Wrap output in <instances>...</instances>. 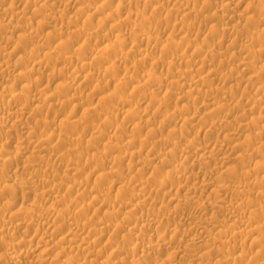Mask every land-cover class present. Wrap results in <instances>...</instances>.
<instances>
[{
	"label": "rangeland",
	"instance_id": "374dc122",
	"mask_svg": "<svg viewBox=\"0 0 264 264\" xmlns=\"http://www.w3.org/2000/svg\"><path fill=\"white\" fill-rule=\"evenodd\" d=\"M6 0H1V2H0V7H1V9H3V8H6V7H9V6H12L14 3V6L16 7V9H15V7H13L12 6V8L11 7H9V8H11L12 10H13V12H14V15L16 14V12L18 13L17 15H16V17H14L13 16V14H12V18H11V16H10V14H8L9 16H7L6 14H0L1 16H0V23H2V26H0V33H1V35H0V63L2 64H0V68H4V67H6L5 65H8L7 67L9 68V69H12V71H16L17 70V72H14L13 74H12V76L10 75V76H4L3 77V75L0 73V96H2L3 94H1L2 92H4V89H5V93H7V91L6 90H8V93L5 95V96H3V98H4V100L6 99L7 100V98L8 99H11V96L10 95H12V93L14 92L13 90H15V92L17 93V94H19L20 92H21V94H23V95H29L28 97L27 96H24V99L27 97V98H29L31 95L32 96H34L33 94H35V98L33 97V102L31 101V98H32V96H31V98H29V99H22V100H16V101H14V103H15V105L13 104V108H11L10 110H8L7 108L5 109H2L3 111H1V109H0V125L2 124V126L4 127V130H3V132H2V130H1V132H0V158L2 159V161H1V159H0V217H4V218H6V219H9L10 220V215H11V212L10 211H8V210H6L5 211V209H3L2 207L4 206V204H6V203H8V202H10V203H12L13 204V202H14V204H15V209H20V210H22L23 211V209L25 208L26 210L29 208L28 206L29 205H31V204H36V205H40V206H44V207H49V206H46V205H50L51 203V201H53V200H51V199H58V200H60L62 203L64 202L63 200H65V202H66V205H68L69 204V206L70 205H72L71 207L72 208H74L77 204H79V206L76 208L77 210H78V208L80 207V205H88V206H90V208H92V209H90L89 207L87 208V207H85L84 209H79L78 211L79 212H84V213H86V215L83 213H79V216L81 217V215H85L82 219L83 220H79L80 222L81 221H83V223L82 224H85V223H91L90 224V227L88 228V237H87V241L89 242L90 240H92V241H90L91 242V245H94L93 247L95 248L94 249V253L95 254H93V253H91V254H87V251H83V250H81L80 251V249H76V248H72V251L71 250H68L69 248H68V246L66 245V244H64V243H62V245H63V247H65V248H63L62 247V245L60 244V248H57L58 246L57 245H55V243L54 242H56V240L57 239H54L53 240V238H51V231H52V229H50L49 227L47 228V226H45L44 224H42L41 222L43 221L42 219H41V216L42 215H39L40 213H36V212H28V213H26L22 218H21V221L22 222H20V221H17V222H15L14 220V223L16 224H18V223H23V222H28L29 223V225H28V223L26 222V224H25V226H24V228L23 229H21L20 231L19 230H12L11 229V224H6V226H4L2 223H0V233H2L3 234V232H6L7 231V233H8V235H9V242H13L12 244H14V248L11 250L10 248H8V246H7V244L5 243V242H2V241H0V248L2 249V250H0V254H1V252L2 253H4V252H10V254L11 255H13L14 254V256H16V258L17 259H21L20 260V264H21V262H23L22 264H38V262H40L39 264H52L54 261V263L53 264H64L63 262L66 260V258L68 257L70 260H72V264H91L92 262H93V264H97V262H98V264H102V261H105V260H107V258L108 259H115V260H113L112 262H113V264H132V263H134V262H136V260H137V258L140 260V258L141 257H143L144 259H146V260H143L142 261V259L143 258H141V260L139 261V262H141L142 264L143 263H145V262H147V263H145V264H189V263H192V264H235L236 262H237V264H252V263H254L255 264V262H256V264L258 263H260V262H262V263H260V264H264L263 262V260H264V212L262 211V209H263V206L262 205H264V185H263V183H264V128H263V125L262 124H264V94H261V95H259L260 94V92H262V91H264V90H261V88H263L264 87V72H263V67H264V52H261V53H259V54H261V55H259L258 54V52H256V47L258 48V49H261L262 48V46H263V50H264V42H262V40H263V38H264V29H263V27H264V23H262L263 25H261L260 26V23L258 24V18L260 17V18H264V0H255V1H252V0H247V1H245V0H214V1H216V2H214V1H212V0H195V1H192L191 2V5L193 6V12H195V13H193L192 11V13L190 14L189 13V11H187L186 12V14L188 13V14H190L191 16L190 17H188L189 15H186L183 11H181L180 12V10H179V12H178V9H177V11L175 12V8H176V6H174V4H176L177 2H178V0H164V5L166 4V3H171L172 1V4H173V6H172V4H170V5H167V7H169V8H167L166 7V5L164 6L163 5V3H162V5H161V3H160V5L161 6H159V7H161V8H159L158 7V5L159 4H149L150 2H147L148 0H139V2L137 3V0H134V1H132V0H130L129 1V3H127L128 2V0H125V1H127L126 3L127 4H125V2H123L124 0H117V1H114V0H107L108 1V3L110 4V6H109V8L111 9V6L113 7L112 8V11L111 10H107L108 12H111V13H113V11H114V8H117V5H119L121 2V6L119 5L118 7H122V4L124 3V5L126 6L125 8H123L124 7V5H123V7L121 8V9H119V8H117V10H115V12L116 11H119L120 10V14H122L119 18H118V16H119V13H115L114 12V14H112V15H110V16H108L107 15V13L108 12H105L106 14H100V16H93L92 18H90L91 17V14L93 13V11L95 10V8H97L98 6H100L101 4H105V1L106 0H64L65 1V3L66 2H68L69 4V6H67L66 5V8L64 7V1L63 2H61L60 4H57L56 3V0H7L6 2H5ZM14 1V2H13ZM22 1V2H21ZM26 1V2H25ZM35 1V4L36 5H39V7L41 6V2L43 3V2H45L46 3V6H45V8H43L41 11H40V13H36V15H34L33 13H35V10L36 9H38L39 7L38 6H36V5H34L33 6V4L34 3H31V2H34ZM81 2V4L83 5V7H82V5L80 4V2ZM88 1H90V2H88ZM132 1V2H131ZM136 1V3H133V2H135ZM170 1V2H169ZM198 1H201V2H198ZM206 1V2H205ZM212 1V2H211ZM242 3H241V2ZM257 1V2H256ZM258 1H259V4H257L258 5V7H257V5H254L253 3H258ZM262 2V5H261V2ZM11 2H13V3H11ZM20 2V3H19ZM27 2L30 4V6H29V4L27 5ZM55 4H54V3ZM95 2V3H94ZM103 2V3H102ZM142 2V3H141ZM143 2H145V3H143ZM204 2H205V4H204ZM210 2V3H209ZM214 2V3H213ZM4 3H6L5 5H4ZM39 3V4H38ZM45 3H43V4H45ZM70 3H71V5H70ZM75 3V4H74ZM133 3V4H132ZM197 4L196 6L195 5H193V4ZM211 3L215 6V8L213 7V5H211ZM216 3V4H215ZM226 3H230V4H226ZM247 3V4H246ZM63 6H62V5ZM93 4V6L94 7H92L91 8V5ZM251 6L252 4L254 5V6H256L255 8L253 7V6H251V8H250V6ZM17 5H19V6H17ZM50 5V6H49ZM52 5V6H51ZM75 5V6H74ZM81 7H80V6ZM129 6V8H128V6ZM146 5H149V6H146ZM190 5V6H191ZM207 6L206 7V9H205V6ZM210 5V6H209ZM230 5V6H229ZM21 6V7H20ZM25 6V7H24ZM33 6V7H32ZM79 6V7H78ZM84 6L86 7L85 9H83L84 8ZM97 6V7H96ZM135 6V7H134ZM137 6V7H136ZM153 6V7H152ZM157 6V7H156ZM192 6L190 7V8H192ZM203 6V7H202ZM217 6V7H216ZM3 7V8H2ZM27 7V8H26ZM35 7H37V8H35ZM63 7V8H62ZM72 7V8H71ZM88 7V8H87ZM131 7V8H130ZM149 7V8H148ZM154 7H156L155 8V10L153 9ZM163 7H166L167 9H171V10H167L166 8H163ZM174 7V8H173ZM198 9L199 8V10L197 11L196 9ZM211 7H213V8H211ZM220 7V8H219ZM14 8V9H13ZM23 8V9H22ZM26 8V9H25ZM78 8H81V9H83V10H86V9H91L90 11L92 12H90V11H88L87 10V12H88V15H87V12L85 11V13L86 14H82L83 16H81V13L82 12H80L81 10H79ZM159 8V9H158ZM202 8H204V9H202ZM208 8V9H207ZM210 8L212 9V10H210ZM221 9L222 11H223V13H224V15L222 16V17H219V18H217L216 20H217V22H216V20H214L213 22H208L207 20H205L204 18H207V16H208V14L211 12V13H213V10H214V12L216 11V10H218V9ZM247 8V9H246ZM249 8V9H248ZM256 8H258V9H256ZM263 10H262V9ZM0 9V10H1ZM7 9V8H6ZM19 9V10H18ZM24 11V9H25V15H24V12L22 11V10ZM127 9V10H126ZM131 9H133V10H131ZM157 9V10H156ZM204 11V12H206V13H204V12H202V10ZM253 9V10H252ZM255 9H256V11H255ZM43 10H45V11H43ZM78 10H79V12L80 13H78ZM139 10V11H138ZM194 10H196V11H194ZM208 10H210V11H208ZM19 11L20 12H23V13H20V15H19ZM34 11V12H33ZM37 11V10H36ZM123 11V12H122ZM134 13H133V12ZM152 11V12H151ZM159 11V12H158ZM199 11H201L200 12V14H197ZM253 11V12H252ZM12 12V13H13ZM33 12V13H32ZM131 12V13H130ZM139 12V13H138ZM141 12V13H140ZM142 12H144V13H142ZM255 12V14H253ZM261 12V13H260ZM263 12V13H262ZM42 13V14H41ZM51 13V14H50ZM111 13H109V14H111ZM126 13V14H125ZM135 13H137V14H135ZM167 13V14H166ZM185 14V16H187V17H185L184 16V14ZM210 13V14H211ZM226 13V14H225ZM239 13V14H238ZM258 13V14H257ZM262 15V17H261V15ZM79 14V15H78ZM118 16H117V15ZM129 14V15H128ZM181 14H183V15H181ZM193 14V15H192ZM201 14H202V16H201ZM206 16H205V15ZM233 14V15H232ZM235 14V15H234ZM241 14H242V16L243 15H246V14H248V15H250L249 16V18L251 17V18H253V20L250 22V20H248L246 17L248 16V15H246L245 17L243 16H241ZM251 14L253 15V17L251 16ZM257 14V16H255ZM23 15V16H22ZM29 15H30V17H29ZM35 17H34V16ZM61 15V16H60ZM78 15V16H77ZM104 15L105 16H108V17H112L113 15L114 16H116V17H114V18H111L112 19V21H110L109 22V19H108V22L105 20V17H104ZM132 15V16H131ZM141 15L143 16V17H141ZM196 15V16H195ZM199 15V16H198ZM239 15V16H238ZM260 15V16H259ZM3 16V17H2ZM42 16V17H41ZM44 16V17H43ZM49 16H51V17H49ZM70 16H71V18H70ZM77 17V18H79V19H77V18H75V17ZM80 16V17H79ZM87 16V17H86ZM88 16H89V19H88ZM102 16V17H101ZM130 17V18H128V17ZM145 16H147L146 18H145ZM167 17V19L168 20H165V22L164 23H162L163 22V20ZM184 16V17H183ZM193 16V17H192ZM198 16V17H197ZM204 16V17H203ZM2 17V18H1ZM37 17V18H36ZM101 17V19H100V22H98L99 21V18ZM124 17V18H123ZM138 17V18H137ZM163 19H162V18ZM169 17H170V19H169ZM196 17V18H195ZM202 17H203V19H202ZM239 17H241L240 19H239ZM258 17V18H257ZM6 20H5V19ZM36 18V19H35ZM42 18V19H41ZM45 18H47V19H45ZM75 18V19H74ZM81 18V19H80ZM88 20H87V19ZM107 18V17H106ZM121 18V20L122 21H124V19L126 18V19H128L127 20V22L129 23L130 21L129 20H131V18H132V20H131V24L129 23V24H127V23H124V24H122V25H126L127 24V27H123L122 25V28H123V31H122V29H121V31H120V28L119 29H109V28H111L112 27V25H110L111 23L113 24L114 23V19L115 20H117V19H120ZM145 18V19H144ZM183 18H187L186 20L185 19H183L184 20V32H181V30L183 31V29H180V27L179 26H177L178 25V23L179 22H182L183 20L182 19ZM190 18H192V19H190ZM195 20H194V19ZM238 18V19H237ZM243 18V19H242ZM32 19V20H31ZM55 19V20H54ZM62 19V20H61ZM86 19V20H85ZM142 19H143V21H142ZM162 19V20H161ZM189 19V20H188ZM198 19V20H197ZM247 19V20H246ZM255 19H257V24H256V22H254L255 21ZM14 21V22H12V21ZM31 20V21H30ZM40 22H39V21ZM45 20V21H44ZM57 20V21H56ZM76 20V21H75ZM104 22V23H102V21ZM121 20H117V21H121ZM171 20V21H170ZM201 22H200V21ZM202 20H204L203 22H202ZM243 20V21H242ZM245 20V21H244ZM7 21H8V24H7ZM44 21V22H43ZM75 21V22H74ZM77 21H78V23H77ZM117 21H115V22H117ZM133 21H134V24H133ZM138 21V22H137ZM185 21H188V22H186L185 23ZM192 23V24H190V22ZM197 21V22H196ZM240 21V22H239ZM248 21V22H247ZM10 22V23H9ZM12 22V23H11ZM18 22V23H17ZM38 22V23H37ZM86 22V26L84 25V23ZM147 22V23H146ZM168 24H167V23ZM169 22H171V23H169ZM209 24H208V23ZM243 22V23H242ZM250 22V23H249ZM254 22V23H253ZM260 22V21H259ZM7 25H6V24ZM14 23V24H13ZM28 23V24H27ZM30 23V24H29ZM48 23V24H47ZM82 23H83V25L86 27V28H84L83 26H82ZM94 23V24H93ZM100 23V24H99ZM108 23V24H107ZM140 23V24H139ZM142 23H143V26H142ZM145 23V24H144ZM149 23H150V25H149ZM175 23V24H174ZM197 23V24H196ZM200 25H199V24ZM211 23H214L213 25H211ZM219 23V24H218ZM253 23V24H252ZM3 24H4V26L6 27V26H8V27H3ZM19 24V25H18ZM79 24V25H78ZM136 24V25H135ZM161 24H163L162 26H161ZM166 24V25H165ZM176 25V26H174V25ZM187 24H188V26H187ZM204 24H206V26L204 25ZM237 26H236V25ZM253 25V26H249V25ZM14 25V26H13ZM103 25V27L101 28V26ZM110 25V26H109ZM139 25V26H138ZM147 25H149V27H147ZM172 25V26H171ZM192 25V26H191ZM193 25L195 26L194 28H193ZM199 25V26H198ZM219 25V26H218ZM225 27H224V26ZM234 25V26H233ZM239 25L241 26V27H239ZM243 25H244V29H243ZM256 25V26H255ZM62 26V27H61ZM65 26V27H64ZM88 26V27H87ZM98 26H99V28H98ZM105 26V27H104ZM131 26L132 27H134V29H138V28H140L139 29V31H138V33H137V31H136V38H135V36H134V34H132L133 32H132V28H131ZM221 26V27H220ZM228 26V27H227ZM236 26V27H235ZM247 26H249V27H247ZM255 26V27H254ZM2 27V28H1ZM10 27V28H9ZM79 27V28H78ZM81 27H83V28H81ZM146 28L145 29V31H142V30H144V28ZM159 27V28H158ZM185 27H187L188 29H190V28H192V29H190V30H188V33H189V35H188V33H186L187 32V30L185 29ZM232 27V29H234V30H236L235 32L233 31L232 32V30L230 29V30H228L229 28H231ZM262 27V28H261ZM4 28V29H3ZM8 28V29H7ZM25 30H24V29ZM87 28H93V29H91V30H89V29H87ZM157 28V29H156ZM239 28H240V30H242V32L239 30ZM249 28V29H248ZM256 28H257V30H256ZM7 29V30H6ZM27 29V30H26ZM61 30V32H60V30ZM64 29V30H63ZM97 29V30H96ZM103 29V30H102ZM107 29V30H106ZM128 29H129V31H128ZM142 29V30H141ZM159 29V30H158ZM175 29V30H174ZM178 29H180V30H178ZM196 29V30H195ZM219 29V30H218ZM222 29V30H221ZM247 29V30H246ZM252 31H251V30ZM255 29V30H254ZM10 30V31H9ZM55 30V31H54ZM66 30V31H65ZM71 30V31H70ZM73 30H77L76 31V33H74L73 32ZM82 30H84V33L82 32ZM86 30V31H85ZM95 30V31H94ZM106 30V31H105ZM115 32H114V31ZM117 30H118V32H117ZM192 30H193V32H192ZM214 30V31H213ZM239 30V31H238ZM17 33H15V32ZM18 31V32H17ZM29 31V32H28ZM31 31L33 32V33H31ZM57 31V32H56ZM81 31V32H80ZM104 31V32H103ZM111 32V33H115V34H110V33H108V35L106 34L107 32ZM120 31V32H119ZM128 31V32H127ZM147 31H149L148 33H147ZM156 31V32H155ZM174 33H173V32ZM198 31V32H197ZM208 31V32H207ZM219 31V32H218ZM223 31V32H222ZM251 33H250V32ZM255 31L257 32V35H260L261 37H262V39H261V37L260 36H258V37H256L255 35H256V33H255ZM3 32V33H2ZM6 32H10V33H6ZM25 32V33H24ZM71 34H70V33ZM86 32H88V34H86ZM122 32V33H121ZM126 32V33H125ZM142 32V33H141ZM179 32V33H178ZM181 32V33H180ZM199 32H201V33H199ZM207 32V33H206ZM212 32V33H211ZM215 32V33H214ZM218 34H217V33ZM240 32V33H239ZM246 32H248V33H246ZM261 32V33H260ZM13 33V34H12ZM29 34V33H31L30 34V36H28V35H26V34ZM36 33V34H35ZM38 33H40L39 35H37ZM52 33V34H51ZM57 33V34H56ZM74 35H73V34ZM93 33H95V34H93ZM101 33L103 34V37L106 39H104L103 37H102V35H101ZM117 33H118V35H120V36H122V37H120L121 39H118L119 37H118V35H117ZM121 33V34H120ZM123 33H124V36H123ZM127 33H129V35H127ZM146 35H145V34ZM150 33V34H149ZM160 33V34H159ZM169 33V34H168ZM173 33V34H172ZM208 33H210V34H208ZM233 33V34H232ZM242 33V34H241ZM253 33H255L254 35H253ZM259 33V34H258ZM43 34V35H42ZM45 34H46V38L44 37L45 36ZM142 34V35H141ZM183 34H184V36H183ZM187 34V35H186ZM191 34V35H190ZM201 34L203 35V34H205V35H203V36H201ZM215 34V35H214ZM235 34V35H234ZM241 34V35H240ZM249 34V35H248ZM251 34V35H250ZM263 34V35H262ZM19 35V36H18ZM69 35H70V37H69ZM75 36V35H77V37L75 36V37H72V36ZM82 35V36H81ZM85 35L87 36L86 38H88V39H86L85 38ZM94 35H96V36H94ZM108 36L109 38V40H107V38L105 37V36ZM116 35H117V37H116ZM134 37H133V36ZM138 35L140 36V37H138ZM143 35L145 36V37H143ZM147 35H151V37H150V42H149V40H146V38H147ZM169 35H170V37H169ZM172 35V36H171ZM174 35V36H173ZM185 35H186V37H185ZM199 35H200V37H199ZM214 35V36H213ZM219 35V36H218ZM237 35V36H236ZM6 36H7V38H6ZM13 36L15 37V38H13ZM152 36H154L153 38L154 39H152ZM190 36V42H192V45H191V43H189L188 41H189V39L187 38V37H189ZM209 36H210V38H209ZM239 36H240V38H239ZM241 36H242V38H241ZM10 37V38H9ZM12 37V38H11ZM19 37V38H18ZM39 37V38H38ZM51 37V38H50ZM81 37H82V39H81ZM95 37V38H94ZM97 37V38H96ZM105 40V41H103V39ZM113 37V38H112ZM128 37V38H127ZM171 39V41L172 42H170V39ZM181 39V38H183V39H181L183 42H185L186 41V43L188 42V47L187 48H185L186 46H183L181 43H183V42H180L181 40L179 39V38ZM185 37V38H184ZM199 37V38H198ZM205 37V38H204ZM243 37H245L244 39H243ZM249 37V38H248ZM252 37H255V39L257 38H259L258 39V41L257 40H255V42H253L254 41V38H252ZM36 38H38L39 39V42H38V39H36ZM68 38V40H66L65 42H64V40L65 39H67ZM78 38H80V39H78ZM85 38V39H84ZM89 38H91V40L89 39ZM117 38V39H116ZM138 38H140L141 40H142V38L145 40H142L141 42L140 41H138V40H140V39H138ZM204 38V39H203ZM220 38V39H219ZM16 39H18V41L16 40ZM24 39V40H23ZM28 39V40H27ZM32 39V40H31ZM72 39V40H71ZM75 39V40H74ZM116 39V40H115ZM124 39V40H123ZM134 39V40H133ZM166 39V40H165ZM178 39L180 40V41H178ZM185 39H187V40H185ZM203 39V40H202ZM209 40L208 42H207V40ZM214 39V40H213ZM251 39H253V41H251ZM10 40V41H9ZM13 40V41H12ZM22 40V41H21ZM27 40V41H26ZM29 40H30V42H29ZM60 40L62 41V42H60ZM77 40V41H76ZM119 40H120V42H119ZM128 42H126V41ZM154 42H153V41ZM156 40V41H155ZM195 40V41H194ZM200 40V41H199ZM205 40H206V42H205ZM212 40V41H211ZM247 40H250V41H248V45L245 43V42H247ZM15 41H17V42H15ZM36 41V42H35ZM71 41V42H70ZM84 41H86L85 43H90V45H88V44H85L84 43ZM100 41V42H99ZM102 41V42H101ZM109 41V42H108ZM115 41V42H114ZM122 41V42H121ZM149 42V44H148V42ZM199 41V42H198ZM219 41V42H218ZM230 41H231V43H230ZM235 41H236V43H235ZM259 41H260V43L262 44L261 45V47L259 48V46H260V43H259ZM264 41V40H263ZM20 42L22 43V42H24L25 43V45H24V43H22V44H20ZM180 42V43H179ZM198 42V43H197ZM215 42V44H213ZM242 42H244V44L242 43ZM258 42V43H257ZM14 43V44H13ZM16 43V44H15ZM44 43V44H43ZM59 43H60V45H59ZM70 45V46H68V44ZM73 43H74V45H73ZM113 43L114 44H116V46H118L119 47V50H122V49H124V51L126 52H128V50H129V55L130 54H132V53H134V54H132V57H128L127 58V63H124L125 61H123V62H121V64H120V61H118V59H117V56L119 57V53H121V52H123V51H116L118 48L115 46V45H113ZM120 43V44H119ZM126 43V46L125 45H123V44H125ZM130 43V44H129ZM133 45H132V44ZM136 45H135V44ZM140 44V45H138V44ZM152 43V44H151ZM161 43V44H160ZM164 43H166V44H164ZM174 43V44H173ZM179 44V47H178V44ZM196 43V44H195ZM201 43V44H200ZM204 43H205V45H204ZM207 43V44H206ZM208 43H210V45L208 44ZM228 43V44H227ZM229 43H230V45H229ZM239 43V44H238ZM253 43V44H252ZM255 43V44H254ZM32 44V45H31ZM62 44V45H61ZM82 44V45H81ZM99 44H101V45H99ZM107 44L109 47H113L114 49H116V50H112L113 51V54H112V51L111 52H109L108 54L109 55H107V51L106 50H104V46ZM110 44V45H109ZM147 44H148V46H147ZM175 44H177V45H175ZM235 45L234 47H232V48H234V49H232V48H230L231 47V45ZM236 44H237V46H236ZM247 45L248 47H250V48H248L247 46H244V45ZM258 44H259V46H258ZM29 45H30V47H29ZM40 45V46H39ZM44 45V46H43ZM59 45V46H58ZM67 45V46H66ZM86 45H88V46H86ZM94 45V46H93ZM103 45V46H102ZM106 45V46H107ZM111 45H113V46H111ZM120 45V46H119ZM175 45V47H174V50L172 49L173 48V46ZM190 45V46H189ZM193 45H195V47H196V50L198 49V48H200V46H201V48L203 47L204 48V50H205V52H204V50L202 51V49L200 48V50H201V52H198V54L200 53V54H202L203 55V53L205 54L206 53V51L208 52V53H206V54H209V55H206L207 57H205V55H198L197 54V52H194V49H195V47L193 46ZM196 45H198L199 47L197 48V46ZM212 45V46H211ZM253 45V47L251 48V46ZM255 45V46H254ZM23 46V47H22ZM25 46V47H24ZM37 46V47H36ZM46 46V47H45ZM55 46H56V48H55ZM66 46V47H65ZM79 46V47H78ZM102 46V47H101ZM124 48H123V47ZM132 46V48H130ZM137 46V47H136ZM164 48H163V47ZM172 46V47H171ZM204 46H206V47H204ZM214 46H215V48H214ZM229 48H228V47ZM240 46H241V48L243 49L244 47V49L242 50V49H240ZM243 46V47H242ZM16 47V48H15ZM20 47V48H19ZM42 48V50L40 49V48ZM45 47V48H44ZM53 47V48H52ZM62 47V48H61ZM65 47V48H64ZM81 47V49L80 50H78L79 48ZM86 47V48H85ZM89 47V48H88ZM102 48V50H101V48ZM116 47V48H115ZM140 47V48H139ZM143 47V48H142ZM177 47V48H176ZM12 50H11V49ZM33 48V49H32ZM40 51H38L37 49ZM61 48V49H60ZM67 48H69V49H67ZM72 48V49H71ZM91 48H93V49H91ZM122 48V49H121ZM126 48V49H125ZM145 48V49H144ZM177 50H176V49ZM179 48V49H178ZM182 48V49H181ZM185 48V49H184ZM194 48V49H193ZM21 49V50H20ZM35 49H36V51H35ZM46 49V50H45ZM58 52H56L55 50ZM101 50V52L100 51H97V50ZM131 49V50H130ZM164 49V50H163ZM166 49V50H165ZM211 49H216V51L218 52H216V51H212ZM232 49V50H231ZM251 49H253V50H251ZM255 49V50H254ZM261 49V50H262ZM5 50V51H4ZM7 50V51H6ZM9 50V51H8ZM15 50H17V51H19V52H15ZM29 50V51H28ZM31 50H32V52H31ZM50 50H51V52H50ZM70 50H72V51H70ZM78 50V51H77ZM87 50V51H86ZM172 50V51H171ZM184 50V51H183ZM187 50H188V52H187ZM234 50H235V52H234ZM240 50V51H239ZM241 50H242V52H241ZM262 50V51H263ZM2 51V52H1ZM53 51L54 52H56L55 54H53ZM68 53H67V52ZM77 51V52H76ZM80 51H83V53L82 52H80ZM85 51V52H84ZM96 51H97V53L100 55H98V54H96ZM105 51H106V53H105ZM133 51V52H132ZM179 51V52H178ZM233 51V52H232ZM21 52V53H20ZM26 52H28V53H26ZM30 52V53H29ZM45 52H48V53H46L45 54ZM62 54H61V53ZM73 52V53H72ZM88 52H89V54H88ZM116 53V55H115V53ZM140 52L142 53V55L140 54ZM149 54H148V53ZM170 52V53H169ZM173 52V54L171 55V53ZM177 52H178V54H179V56L181 55H183L182 53H186V54H184L185 55V57L183 56V59H181V61L179 60V61H177V63L175 64V63H172L171 65H172V67L170 66V65H168V62H169V59H171L172 60V58L173 57H176V54H177ZM194 54H192V53ZM203 52V53H202ZM210 52V53H209ZM32 53V54H31ZM35 53H37L38 55H41L42 57L43 56H46L45 58L43 57H41V56H39L38 57V55H36ZM40 53V54H39ZM50 53V54H49ZM87 53V54H86ZM102 53H103V55H104V53L106 54V55H102ZM148 55H147V54ZM181 53V54H180ZM213 53H216L215 55L213 54ZM236 53H237V56H236ZM252 53H254V54H252ZM255 53H256V55H255ZM17 54V55H16ZM30 54H31V56H35V58H34V56L33 57H29L30 56ZM43 54V55H42ZM45 54V55H44ZM51 54H53L52 55V57H51ZM60 54V55H59ZM71 54V55H70ZM74 54V55H73ZM85 54V55H84ZM119 54V55H118ZM166 54V55H165ZM175 54V55H174ZM177 54V55H178ZM211 54V55H210ZM234 56H233V55ZM2 55V56H1ZM12 55V56H11ZM25 55V56H24ZM62 55V56H61ZM82 55H83V57L84 58H82ZM101 55H102V58L101 59H103V60H100V57H101ZM112 55H115V56H113L112 57ZM195 55H196V57H195ZM198 55V56H197ZM214 55V56H213ZM228 55V56H227ZM230 55V56H229ZM250 57V56H253V57H251V58H249L248 56ZM26 56H27V58H26ZM48 56H50V57H48ZM56 56V57H55ZM58 56H60V57H58ZM63 56H64V58H63ZM73 56V57H72ZM85 56H86V58H85ZM98 56V57H97ZM110 56V57H109ZM146 56H148V57H146ZM173 56V57H172ZM179 56H177V57H179ZM191 56V57H190ZM193 56H194V58H193ZM227 58H226V57ZM231 56H233V57H231ZM258 56H260L259 57V59H258ZM262 56V57H261ZM7 59V61H6V59ZM36 57H38V60H35V59H37ZM73 59H72V58ZM105 57H106V59H105ZM107 57H108V59H107ZM116 57V58H115ZM190 57V58H189ZM199 57V58H198ZM236 57H237V59H236ZM31 58H32V60H31ZM34 58V59H33ZM44 59V60H46V61H44V60H40L39 61V59ZM49 58H51V60H52V62H51V60L49 59ZM60 58V59H59ZM98 58H99V60H98ZM114 58H115V60H114ZM130 58H131V60H130ZM145 58V59H144ZM164 58V59H163ZM193 60H192V59ZM206 59V60H204V59ZM207 58H208V60H207ZM219 58V59H218ZM222 58V59H221ZM235 60H234V59ZM255 58H256V60H257V62H256V60H255ZM29 59V60H28ZM67 59H70V60H67ZM87 60V62H89L90 63V67L89 68H81L80 66L81 65H83V63H85L86 61L85 60ZM113 59V60H112ZM141 59H144L145 60V63L141 60ZM148 59H150V60H148ZM155 61H154V60ZM160 59V60H159ZM185 59V60H184ZM200 61H204L205 63L204 64H206V65H204V64H199L198 65V63H200V62H198V60ZM224 59H225V61H224ZM244 61V62H250L253 66L252 67H249V68H246V67H243L242 66V60ZM251 59H254V60H250ZM24 60V61H23ZM33 61V63L31 62V61ZM56 60H59V61H57L56 62ZM76 60V61H75ZM108 61V63L106 62V61ZM109 60L111 61V62H109ZM139 60H141V61H139ZM157 60V61H156ZM170 60V61H171ZM230 60V61H229ZM240 60V61H239ZM249 60V61H248ZM30 61V62H29ZM38 61L39 62H41V63H43V62H46L45 64L43 63V66H42V64H41V66L40 65H38ZM51 63H50V62ZM63 61V62H62ZM72 63H71V62ZM74 61V62H73ZM82 61V62H81ZM113 61V62H112ZM116 61V62H115ZM147 61V62H146ZM167 61V62H166ZM189 61H191V62H189ZM195 61H197V62H195ZM207 61V62H206ZM234 61H236V62H234ZM55 62V63H54ZM62 62V63H61ZM99 62V63H98ZM135 62V63H134ZM155 62V64H153ZM158 62V63H157ZM196 63V65H195V63ZM255 62V63H254ZM8 63V64H7ZM26 63V64H25ZM37 63V64H36ZM53 63V65H51ZM70 63V64H69ZM110 63V64H109ZM141 64V65H139V64ZM157 63V64H156ZM161 63V64H160ZM163 63H165V65L163 64ZM179 63H181V64H179ZM222 63V64H221ZM256 63H258V64H256ZM11 64V65H10ZM21 64H23V65H21ZM34 66H33V65ZM36 64V65H35ZM72 64V65H71ZM78 64V65H77ZM102 66H101V65ZM119 65V66H117V65ZM160 64V65H159ZM173 64H175L174 66H173ZM194 64V65H193ZM238 64H240V65H238ZM263 64V65H262ZM48 65V66H47ZM56 65V66H55ZM59 65V66H58ZM61 65V66H60ZM74 65H76V66H74ZM96 65V66H95ZM126 65V66H125ZM131 66L130 67V70H128L129 69V66ZM153 67H152V66ZM160 67H159V66ZM203 66V67H199V66ZM255 65V66H254ZM3 66V67H2ZM14 66H15V69H13L14 68ZM41 67V68H39V67ZM45 66V67H44ZM50 66H54V69H52L53 67H50ZM74 66V67H73ZM107 66V67H106ZM109 66V67H108ZM112 66H113V68H112ZM115 66V67H114ZM124 66V67H123ZM134 67V70H133V67ZM140 66V67H139ZM162 66V67H161ZM167 66V67H166ZM191 66V68H189ZM258 66V67H257ZM262 66V67H261ZM6 67V68H7ZM18 67V68H17ZM26 67H27V69H26ZM35 67L36 68H38V69H40V70H42V71H39L38 69H37V71H39L40 73H39V75H36L38 72H36V74H34V77H33V75H29V72H28V75H26V73H27V71H29V69L30 70H32V68L33 69H35ZM49 67V68H48ZM59 67H61V68H59ZM75 68V70L73 69V68ZM128 67V68H127ZM142 67V68H141ZM150 67V68H149ZM186 68V69H184V70H187V73L184 75V76H182L180 73H179V69L180 70H182L183 68ZM107 68V69H106ZM109 68V69H108ZM116 68V69H115ZM167 68H169L170 69V73H167V71L169 72V69H167ZM173 68V69H172ZM197 68H198V70H197ZM199 68H200V70H199ZM206 68V69H205ZM213 68V69H212ZM251 68V70H253V71H251V70H249ZM256 68V69H255ZM258 68V69H257ZM5 69V68H4ZM59 69V71H56V70H58ZM106 69V70H105ZM112 69V70H111ZM113 69H115V70H113ZM122 69V70H121ZM132 69V70H131ZM143 69V70H142ZM172 69V70H171ZM192 69V70H191ZM203 69V70H202ZM204 69H205V71H204ZM208 69V70H207ZM20 70H22V72H24L25 73V76H24V74H22L21 73V71ZM24 70H26V71H24ZM51 70H53V71H51ZM71 70H74L73 72L71 71ZM124 70L126 71V72H124ZM176 70V71H175ZM190 70V72H188ZM195 70V71H194ZM203 71V73H200V72H198V71ZM211 70L213 71V72H211ZM250 72H249V71ZM20 71V72H19ZM68 71V72H67ZM106 71H108V73L109 72H111V73H107ZM141 71V72H140ZM143 71V72H142ZM154 74H152V76H153V78H152V76H150L152 79H154L155 81H157V80H159L158 78H156V77H158L159 76V78H161L162 76V80L160 79V81H162V83L160 82V87H159V85L157 86V84L159 83L158 81H157V83L156 82H154V80L152 81L151 79H150V82H152V83H149L150 85H148V82H146V81H143L145 78L144 77H146L147 75V73H148V75L150 74L151 75V72ZM158 71V72H157ZM161 71V72H160ZM164 71H165V73H164ZM201 71V72H202ZM209 71V72H208ZM257 71H258V73H257ZM261 71V72H260ZM51 72V73H50ZM89 72H90V74H89ZM112 72H115V73H113L112 74ZM122 72V73H121ZM141 74H140V73ZM145 72V73H144ZM147 72V73H146ZM193 72V73H192ZM210 72H211V74H210ZM215 72L217 73V74H219L220 76H218V75H216L215 74ZM43 75H42V74ZM88 73V74H87ZM99 73H101L100 75H103V76H101L100 77V75H98ZM103 73H105V75L103 74ZM117 73H119V74H117ZM132 73V74H131ZM156 73V74H155ZM159 73V74H158ZM201 74L203 77H205V75H207V76H209V79H210V77L212 78V79H208V82H209V84H207L206 86H204L205 84H203V86H201V89L203 90V91H211L210 90V88L212 89H214V91H213V89H212V92H213V95H211V96H205V97H203V96H201L202 94H195V93H193V95L192 94H190L189 92H187V90H188V85H189V83L190 82H192V81H190V80H192L191 78H193L194 76H196V74ZM208 73H209V75H208ZM222 73V74H221ZM227 73V74H226ZM18 74H22L23 75V77L21 76V78L19 77V75ZM143 74V75H142ZM162 74V75H161ZM164 74V75H163ZM193 74V75H192ZM198 74V75H199ZM213 74V75H212ZM229 74V75H228ZM51 75H52V77H51ZM75 75V76H74ZM88 75H90V77L87 76ZM95 75H98V76H95ZM107 75V76H106ZM110 75V76H109ZM113 75V76H112ZM125 75V76H124ZM130 75H133V76H130ZM167 75H169V76H167ZM178 75V76H177ZM181 75V76H180ZM212 75V76H211ZM247 75V76H246ZM249 75V76H248ZM259 75L260 77H257V76ZM14 76H15V78L16 79H13L14 78ZM17 76V77H16ZM28 76H30V78L31 79H33V80H30V79H27L28 78ZM37 76H39V77H37ZM106 76V77H105ZM109 76V77H108ZM113 78H112V77ZM128 78H127V77ZM140 76V77H139ZM161 76V77H160ZM166 76V77H165ZM200 76V75H199ZM206 76V77H207ZM253 76V77H252ZM255 76V77H254ZM11 77V78H10ZM13 77V78H12ZM43 79H42V78ZM87 77V78H86ZM105 77V78H104ZM141 77H142V79H141ZM166 78V80H165V78ZM188 77V78H187ZM215 78V80H214V78ZM218 77V78H217ZM223 77V78H222ZM4 78V79H3ZM38 78V79H37ZM52 78V79H51ZM90 78V79H89ZM118 78H120V79H118ZM125 78V79H124ZM134 78V79H133ZM135 78H136V80H137V82H135L136 80H135ZM138 78V79H137ZM139 78H140V80H139ZM171 78V79H170ZM178 78V79H177ZM182 78H183V80H182ZM190 78V79H189ZM208 78V77H207ZM222 79V81H221V79ZM9 79V80H8ZM18 79H20V80H18ZM21 79H22V81H21ZM35 79V80H34ZM37 79V80H36ZM50 81H49V80ZM87 80L86 82H85V80ZM93 79V80H92ZM96 79H98V80H96ZM100 79H102V80H100ZM109 79V80H108ZM116 79H118V80H116ZM123 79H124V81H123ZM157 79V80H156ZM189 79V80H188ZM227 79V80H226ZM251 79V80H250ZM16 80V81H15ZM76 80V81H75ZM84 80V81H83ZM122 80V81H121ZM126 80V81H125ZM128 80L130 81V82H132L133 84H128ZM135 82H133V81ZM168 80V81H167ZM181 80V81H180ZM10 81H12V82H10ZM29 81V82H28ZM40 81V82H39ZM48 81V82H47ZM84 83H83V82ZM143 81V82H142ZM173 81L174 82H176V81H180V84H179V86L180 85H182V87L181 88H183V89H181L180 87H179V89H178V86H177V83H173ZM214 81V82H213ZM219 81V82H218ZM228 81V82H227ZM262 81V82H261ZM9 82V83H8ZM30 82H32V83H30ZM33 82H35V85H31V86H33V87H35V88H32V90H31V87H30V90H31V92H33L32 94H31V92L29 93L28 92V90H26V89H23V87L24 86H22V85H30V84H34ZM37 82V83H36ZM70 82V83H69ZM76 82V83H75ZM81 82V83H80ZM106 82H109V83H106ZM118 82H119V84H118ZM122 82V83H121ZM123 82H124V84H123ZM170 82V83H169ZM185 83V86H184V84H182V83ZM259 82V83H258ZM14 83V85H12ZM28 83V84H27ZM64 83H65V85H64ZM154 83V84H153ZM164 83V84H163ZM207 83V82H206ZM211 83V84H210ZM223 83V84H222ZM233 83V84H232ZM256 83V84H255ZM68 84H70L71 86H72V89H70L71 88V86L70 87H68L70 90H68V88L67 87H64V86H66V85H68ZM118 84V86H116ZM139 87V84H140V87L142 88V86H144L143 87V89H144V91H142L141 92V88L139 87V90H138V92H136L137 91V86ZM144 84V85H143ZM146 84V85H145ZM188 84V85H187ZM236 84V85H235ZM58 85V86H57ZM64 85V86H63ZM76 85V86H75ZM77 85H80V86H77ZM125 86V87H123V86ZM132 85V86H131ZM134 85V86H133ZM142 85V86H141ZM156 85V86H155ZM163 85H165V86H163ZM209 85V86H208ZM231 85V86H230ZM258 85H262L261 86V88H260V86H258ZM14 86V87H13ZM62 86V87H61ZM74 86V87H73ZM147 86H150V88L148 87L147 88ZM167 86V87H166ZM170 86H172V87H170ZM177 86V87H176ZM208 86V87H207ZM228 86V87H227ZM10 87H11V89H10ZM39 87H40V89H39ZM64 87V88H63ZM108 87V88H107ZM130 87V88H129ZM136 87V91L135 90H133V88H135ZM159 87V88H158ZM225 87V88H224ZM235 87V88H234ZM238 87V88H237ZM16 88V89H15ZM75 88V89H74ZM90 88V89H89ZM122 88V89H121ZM123 88L124 89H126V90H123ZM158 90H156V89ZM169 88V89H168ZM177 88V89H176ZM33 89L34 90H39V92H36V93H34V91H33ZM42 89V90H41ZM43 89H45V90H43ZM61 89V90H60ZM66 89V90H65ZM142 89V90H143ZM149 89H150V91H149ZM152 89V90H151ZM153 89H155V90H153ZM163 89V90H162ZM181 89V90H180ZM186 89V90H185ZM220 89V90H219ZM228 91H226V90ZM231 91H229V90ZM10 90V91H9ZM26 90V91H25ZM57 90V91H56ZM64 90V91H63ZM133 90V91H132ZM160 90H162V91H160ZM177 90V91H176ZM217 90H219V92L217 91ZM233 90V91H232ZM259 92V94H258V92ZM20 91V92H19ZM24 91V92H23ZM51 91V92H50ZM61 91L62 92H64V93H61ZM77 91V92H76ZM135 91V94H134V96H133V92ZM151 91H155V93H157V95H153V94H155L154 92L152 93ZM168 91V92H167ZM170 91V92H169ZM174 91H176V92H174ZM181 91V92H180ZM217 93H216V92ZM221 91V92H220ZM256 91V92H255ZM13 93V95L14 94H16V93ZM19 92V93H18ZM23 92V93H22ZM58 93V97H57V93ZM68 92V93H67ZM70 92V93H69ZM75 92L77 93V94H75ZM79 92V93H78ZM94 92V93H93ZM132 92V93H131ZM139 92H141V93H139ZM167 92V93H166ZM173 92V93H172ZM182 92H186V96L184 95V94H180V93H182ZM226 92H227V94H226ZM237 92V93H236ZM25 93V94H24ZM51 94V96L54 98V99H51V101L48 99V96ZM53 93H55V94H53ZM59 93H61V94H59ZM114 95V94H116V98L112 95V94ZM126 93H128V94H130L129 96L126 94ZM143 93H144V95H143ZM148 93V94H147ZM151 93V94H150ZM172 93V97L170 96V94ZM188 93V94H187ZM223 95H222V94ZM230 93V94H229ZM235 93L237 94L236 96H235ZM241 93V94H240ZM45 94H48V96H46ZM65 96H64V95ZM69 94H71V95H69ZM93 94V96L95 97V99H93L94 97L93 96H91ZM109 94V95H108ZM141 94V95H140ZM179 94V95H178ZM219 94H221V95H219ZM231 94H233V95H231ZM9 95V96H8ZM53 95H55V96H53ZM64 97H63V96ZM68 95V96H67ZM80 96V98H78L79 96ZM88 95V96H87ZM104 95H107V96H105V98L106 99H108V100H106L105 98H104ZM110 95H112L111 97V100H115V101H113V103L111 104L110 102H112V101H110L109 100V98H108V96H110ZM120 95V96H119ZM138 95V96H137ZM140 95V96H139ZM142 95L144 96V98H145V100L143 101V97H142ZM146 95H149V96H151V95H153L155 98H153L152 96V98L151 97H149V96H146ZM174 95V96H173ZM177 95L178 96H180V97H177ZM183 95H184V97H183ZM190 95V97H188ZM217 95H218V97H217ZM230 95V96H229ZM46 96V97H45ZM76 96H78V97H76ZM87 96V97H86ZM90 96V97H89ZM101 96V97H100ZM127 96V97H126ZM146 96V97H145ZM161 96H163V97H161ZM168 96V97H167ZM171 98H170V97ZM195 98H193V97ZM196 96V97H195ZM213 96V97H212ZM223 96V97H222ZM225 96V97H224ZM227 96V97H226ZM229 96V97H228ZM232 96V97H231ZM244 96V97H243ZM38 97V98H37ZM62 97V98H61ZM67 97H69V98H67ZM88 97L89 98H91V99H88ZM101 99H100V98ZM120 97H122V98H120ZM125 97V100H123V98ZM162 99H161V98ZM167 97V98H166ZM174 97H175V99H174ZM183 99H182V98ZM188 97V98H187ZM203 97V98H202ZM214 97H215V99H216V101L214 100ZM37 98V99H36ZM45 98V99H44ZM115 98V99H114ZM136 98V99H135ZM142 98V100H140ZM149 98V99H148ZM150 98H151V100H150ZM158 98V99H157ZM178 98H181V99H178ZM205 98V99H204ZM222 98V99H221ZM227 98V99H226ZM241 98V99H240ZM42 99V100H41ZM56 99V100H55ZM63 99H66V100H63ZM121 100V103H120V100ZM128 99V100H127ZM147 99V100H146ZM152 99H154V100H152ZM160 99H161V101H160ZM197 99V100H196ZM201 99V100H200ZM236 99V100H235ZM29 100V101H28ZM54 100V101H53ZM58 100V101H57ZM60 100V101H59ZM71 100V101H70ZM72 100H73V103H72ZM76 102H75V101ZM99 100H103L102 102L101 101H99ZM105 100H106V102H105ZM130 100V101H129ZM158 100L160 101V102H158ZM163 100V101H162ZM165 100V101H164ZM179 100V101H178ZM187 100V101H186ZM203 100H205V101H203ZM209 100V101H208ZM237 100H238V102H237ZM256 100V101H255ZM261 100V101H260ZM26 101H28V102H26ZM44 101V102H43ZM45 101H47V102H45ZM100 103H99V102ZM107 101H110V102H107ZM129 101V102H128ZM132 101V102H131ZM148 101H150L151 102V104H150V102H149V105H148ZM156 101V102H155ZM175 101H177V102H175ZM218 101V102H217ZM222 103H221V102ZM255 101V102H254ZM32 102V103H31ZM68 102H69V104H68ZM122 102H125V103H122ZM163 102V103H162ZM172 102V103H171ZM180 102V103H179ZM211 102V103H210ZM214 104H213V103ZM218 103V105H217V103ZM227 102V103H226ZM237 102V103H236ZM257 102V103H256ZM26 103V104H25ZM29 103V104H28ZM52 103H53V105H52ZM55 103V104H54ZM60 103H62V105L60 104ZM103 103H106V105H104ZM110 103V104H109ZM114 103L116 104L117 103V107L119 108H117L116 106H114ZM154 103H156V104H154ZM161 103V104H160ZM165 103V104H164ZM189 103V104H188ZM226 103V104H225ZM31 104V105H30ZM49 104V105H48ZM58 104V105H57ZM64 104V105H63ZM81 104V105H80ZM140 104V105H139ZM142 104V105H141ZM145 104V105H144ZM171 106H170V105ZM191 104V105H190ZM39 107H38V106ZM41 105V106H40ZM44 107H43V106ZM55 105V106H54ZM66 105V106H65ZM82 105H84V106H82ZM99 105H100V107H99ZM101 105H103V106H101ZM109 105V106H108ZM113 105V106H112ZM146 105H148L147 106V108H146ZM152 105V106H151ZM161 105V106H160ZM163 105V106H162ZM169 105V106H168ZM186 105V106H185ZM211 105V106H210ZM215 105V106H214ZM222 105V106H221ZM223 105H225V106H223ZM226 105L227 106H229V107H227V109H226ZM237 107V108H235V106ZM240 106V107H238V106ZM253 105V106H252ZM21 106V107H20ZM61 106V107H60ZM70 106V107H69ZM81 108H80V107ZM96 106V107H95ZM109 108H108V107ZM144 106V107H143ZM159 106V107H158ZM185 107V109H186V111H185V109H184V107ZM188 106V107H187ZM231 106H232V108H233V106H234V109H232L231 108ZM22 107H24V108H22ZM32 107V108H31ZM37 107V108H36ZM42 107V109H40ZM55 109H54V108ZM65 107H67L66 109H65ZM72 107V108H71ZM73 107H75V108H73ZM86 107V108H85ZM88 107V108H87ZM130 107V108H129ZM159 108V109H157V108ZM164 107V108H163ZM177 107H179V109L177 108ZM183 107V108H182ZM187 107V108H186ZM199 107V108H198ZM216 107V108H215ZM225 107V108H224ZM252 107V108H251ZM0 108H2V106H0ZM20 108V109H19ZM25 108H26V110H25ZM49 108V109H48ZM58 108V109H57ZM84 108V109H83ZM95 108V110H94V112H93V110L92 109H94ZM98 108V109H97ZM108 108V109H107ZM116 108V109H115ZM129 108V109H128ZM146 108V109H145ZM148 108L150 109V110H148ZM155 108V109H154ZM167 108L169 109V110H167ZM190 108V109H189ZM223 108V109H222ZM232 109V112H231V110L230 109ZM16 109V110H15ZM21 110V112H23V110H25V112L24 113H26V114H24V113H19V114H17V112H15V111H18V110ZM38 109H40V110H38ZM52 109V110H51ZM73 109V110H72ZM99 109H100V111L101 112H99ZM104 109V110H103ZM107 109V110H106ZM109 109H111V110H109ZM119 111H118V110ZM123 109V110H122ZM143 109L144 110H146V112H144L143 111ZM152 109H154L153 111H154V113H153V111H152ZM162 109V110H161ZM165 109V110H164ZM191 109H193V111L191 110ZM196 109V110H195ZM5 110V111H4ZM43 110V111H42ZM49 112H48V111ZM50 110H51V112H50ZM55 110V111H54ZM89 110V111H88ZM116 110V111H115ZM130 111V113H132V114H134V118H131V119H129V117H125V111ZM161 110V111H160ZM176 110V112H174ZM213 112H212V111ZM217 110V111H216ZM226 110H228V112L226 111ZM241 110V111H240ZM12 111V112H11ZM35 111H37L36 113H35ZM41 112V114H40V112ZM53 111V112H52ZM88 111V112H87ZM108 112V114H107V112ZM132 111V112H131ZM148 111V112H147ZM155 111H156V113H155ZM158 111V112H157ZM162 111H163V113H162ZM167 111V112H166ZM185 111V112H184ZM188 111H189V113H188ZM191 111V112H190ZM210 111H211V113H210ZM239 111V112H238ZM11 112V113H10ZM16 114H15V113ZM28 112V113H27ZM39 112V114H37ZM42 112H43V114H42ZM55 112V113H54ZM119 112H120V115H119ZM135 112V113H134ZM174 112V113H173ZM183 112V113H182ZM187 112V113H186ZM30 113H32L31 115L32 116H30ZM49 113V114H48ZM99 113H101V114H99ZM104 113V114H103ZM142 113V114H141ZM144 113V114H143ZM152 113H153V115H152ZM157 113H158V115H157ZM166 113V114H165ZM179 113H182V114H179ZM208 113V114H207ZM210 113V114H209ZM213 113H216V114H213ZM218 113V114H217ZM230 113V114H229ZM22 114H24V116L22 115ZM34 114H37L36 116L34 115ZM146 114V115H145ZM149 114V115H148ZM155 114V115H154ZM163 114H164V116H163ZM191 114V115H190ZM193 114V115H192ZM212 114V115H211ZM227 114V115H226ZM22 115V116H21ZM29 115V116H28ZM59 115V116H58ZM64 116V117H62V116ZM70 115V116H69ZM101 115V116H100ZM104 115H106V116H104ZM151 115V116H150ZM157 115V116H156ZM170 115V116H169ZM190 115V116H189ZM194 115H196V116H194ZM259 115V116H258ZM42 116V117H41ZM54 117V118H53ZM106 119H105V118ZM124 117H125V119H124ZM138 117V118H137ZM141 117H143V118H141ZM165 117V118H164ZM168 117V118H167ZM172 117V118H171ZM173 117H174V119H173ZM180 117V118H179ZM184 117V118H183ZM187 117V118H186ZM192 117L194 118L193 120H191L192 119ZM216 117V119H214ZM259 119H258V118ZM34 118V119H33ZM36 118H38V119H36ZM42 118V119H41ZM50 118V119H49ZM68 118H70V119H72L71 121L73 122V124L75 125V127L76 128H73L74 127V125L72 124V122L70 121V119H68ZM73 118H75L74 120H73ZM141 118V119H140ZM176 118H178V119H176ZM189 118V119H188ZM212 118H213V122H211V120H212ZM263 118V119H262ZM20 119H21V121H20ZM47 119V120H46ZM53 119L54 120H56V121H53ZM81 119V120H80ZM109 119H111V120H109ZM134 119V120H133ZM137 119H139V120H137ZM144 119V120H143ZM146 119H148V121H149V119H150V121H152L153 120V124L151 123V127H149V124L147 123L148 121L146 120ZM159 119V120H158ZM183 119H188V120H186L187 122H189V123H187L186 121H184ZM226 119V120H225ZM262 119V120H261ZM36 122H35V121ZM47 121L48 123L50 122V126L49 125H47L46 126V124H48V123H46L45 121ZM50 120V121H49ZM52 120V121H51ZM63 120H64V122H63ZM126 120V121H125ZM141 120V121H140ZM155 120V121H154ZM161 120V121H160ZM178 120V121H177ZM182 120V121H181ZM223 120H224V122H225V124H228V125H225L224 124V122H223ZM228 120V121H227ZM233 120V121H232ZM249 120V121H248ZM262 121L261 123H260V121ZM19 121H20V123H23V124H21V125H18L17 123H19ZM42 121H43V123H45L44 125H43V123H42ZM59 121V122H58ZM69 121V122H68ZM74 121H75V123H74ZM128 121V122H127ZM133 121V122H132ZM149 121V122H150ZM168 121V122H167ZM171 121V122H170ZM184 121V122H183ZM190 121H192V122H190ZM194 121V122H193ZM216 121V122H215ZM227 121V122H226ZM255 121H257V122H255ZM258 121H259V123H258ZM13 122V124L12 125H10L11 123ZM27 122V123H26ZM35 122V123H34ZM52 122H56V124L54 125ZM109 122H112V123H109ZM130 122V123H129ZM138 122V123H137ZM143 122V123H142ZM157 122V123H156ZM165 122V123H164ZM206 122V123H205ZM223 122V123H222ZM231 122V124H229ZM235 122V123H234ZM15 123L17 124V125H15ZM19 123V124H20ZM25 123H26V128L28 127L29 129H30V127H31V129L29 130V131H26L25 129ZM67 123V124H66ZM69 123H71L70 125L71 126H69ZM118 123V124H117ZM125 123V124H124ZM129 123V124H128ZM140 123V124H139ZM145 123V124H144ZM160 123V124H159ZM170 123H171V125H170ZM183 123H185V125L183 126L182 124ZM191 123V124H190ZM213 123H217V124H219V125H216V126H218V127H216V126H214L213 125ZM220 123H221V125H220ZM233 123V124H232ZM253 123H255V124H253ZM258 125H257V124ZM7 126H9L8 128H10V126L12 127V129L10 130V129H6V125ZM37 124V125H36ZM42 124V125H41ZM59 124V125H58ZM62 126H61V125ZM86 124V126H84ZM117 126H119L118 128H122V130H123V132L121 133V132H119V135L118 134H116V133H114L113 131L117 128L116 127V125ZM120 124V125H119ZM125 126H124V125ZM137 124V125H136ZM146 124H148L147 126H146ZM164 124V125H163ZM176 124V125H175ZM211 124V125H210ZM31 125V126H30ZM63 125L65 126V127H63ZM79 125V126H78ZM93 127H92V126ZM110 125V126H109ZM112 125H113V127H112ZM139 125V126H138ZM143 125V126H142ZM176 127V128H178V129H176L174 126ZM178 125V126H177ZM223 125V126H222ZM235 125V126H234ZM261 125V126H260ZM1 126V127H2ZM30 126V127H29ZM34 126V127H33ZM44 126V127H43ZM60 126V127H59ZM88 126V127H87ZM120 126H122V127H120ZM137 126V127H136ZM142 126V127H141ZM203 126V127H202ZM229 127V128H226V127ZM233 126H234V128H233ZM243 126H244V128H243ZM257 126V127H256ZM19 127V128H18ZM51 127V128H50ZM56 127V128H55ZM70 127V128H69ZM108 127V129H106ZM109 127H111V129L109 128ZM126 127V128H125ZM146 127V128H145ZM175 128V131L173 130L174 128ZM201 127V128H200ZM211 127V128H210ZM222 127H224V129L222 130ZM246 127V128H245ZM259 127V128H258ZM48 128V129H47ZM55 128V130H53ZM66 128V129H65ZM84 128V129H83ZM95 128V129H94ZM124 128V129H123ZM152 128L155 130V131H152ZM173 128V129H172ZM180 128V129H179ZM202 128H204V129H202ZM226 128V129H225ZM258 128V129H257ZM263 128V129H262ZM19 129H21V130H19ZM36 129V130H35ZM63 129H64V131H63ZM69 129V130H68ZM75 130V131H72V130ZM81 129H82V131H81ZM148 129H149V131H151V132H149L148 131ZM232 129V130H231ZM238 129V130H237ZM259 129H261V130H259ZM7 130V131H6ZM15 130V131H14ZM19 130V131H18ZM23 130V131H22ZM31 130L33 131V132H31ZM45 130V131H44ZM61 130V131H60ZM71 130V131H70ZM97 130V131H96ZM112 130V131H111ZM121 130V129H120ZM124 130H128L127 132L128 133H126ZM163 132V133H161V131ZM171 130H173V131H171ZM179 130V131H178ZM9 131V132H8ZM25 131H26V133H25ZM36 131V132H35ZM55 131H56V133H55ZM68 132V134H67V132ZM89 131V132H88ZM92 131V132H91ZM108 131V132H107ZM132 131V132H131ZM148 131V132H147ZM158 131H159V133H158ZM199 131H200V133H199ZM212 131V132H211ZM228 131V132H227ZM238 131V132H237ZM258 131H260V132H258ZM14 134H13V133ZM65 132V133H64ZM73 132H74V134H73ZM100 134V135H98V133ZM125 132V133H124ZM156 132V133H155ZM183 133L184 132V134H181V133ZM188 132V133H187ZM221 132V133H220ZM227 134H225V133ZM254 132V133H253ZM258 132V133H257ZM2 133H3V135H2ZM29 133H31V135H29ZM35 133V134H34ZM60 133V134H59ZM63 135H62V134ZM92 133V134H91ZM105 133V134H104ZM121 133V134H120ZM131 133V134H130ZM136 135H135V134ZM151 134V136H150V134ZM153 133V134H152ZM155 133V134H154ZM160 133H161V135H160ZM208 133V134H207ZM229 133V134H228ZM252 133V134H251ZM263 133V134H262ZM51 134V135H50ZM59 134V135H58ZM77 134V135H76ZM80 134V135H79ZM94 134V135H93ZM112 136H111V135ZM123 134V135H122ZM127 134H129L130 135V137H129V135H127ZM144 136H143V135ZM148 134V135H147ZM180 134H181V136H180ZM226 135V138H225V135ZM260 134V135H259ZM41 135L42 136H44L43 137V139L41 138ZM45 135H46V137H47V139H48V141H47V139H45ZM67 135H69V136H67ZM71 135V136H70ZM75 135V136H74ZM103 135V136H102ZM121 135H122V137H121ZM141 135H142V137H141ZM162 135H164V136H162ZM183 135V136H182ZM198 135H200V136H197ZM229 135V136H228ZM255 135V136H254ZM262 135V136H261ZM8 136V137H7ZM16 136V137H15ZM18 136V137H17ZM28 136V137H27ZM31 136V137H30ZM39 136V137H38ZM63 136V137H62ZM74 137V139L76 140L78 137L81 139H79L78 141H79V143L80 144H78V141H77V143H75L74 141H72V140H69L70 138H73ZM84 136V137H83ZM92 138H91V137ZM94 136V137H93ZM102 136V137H101ZM105 136V137H104ZM132 136V137H131ZM149 138H148V137ZM153 136V137H152ZM155 136V137H154ZM177 136V137H176ZM182 137V138H180V137ZM198 138L197 139V141H196V138ZM250 136V137H249ZM254 136V137H253ZM14 137V138H13ZM31 138V141H29V139ZM33 137V138H32ZM35 137V138H34ZM90 137V138H89ZM112 137V138H111ZM124 137V138H123ZM134 137V138H133ZM139 137V138H138ZM157 137V138H156ZM173 137H175V138H173ZM187 137V138H186ZM194 137V138H193ZM228 137V138H227ZM236 139H235V138ZM262 139H260V138ZM29 138V139H28ZM38 138H40V139H38ZM67 138V139H66ZM109 138V139H108ZM130 138V139H129ZM145 138H147L148 139V141L150 142V144H148V147L147 146H144V147H142V146H140V142L143 140V139H145ZM153 138V139H152ZM164 138V139H163ZM170 139V140H168V139ZM175 139V141H177L176 143L178 144V145H176L177 147L176 148H174L173 146H169V144H168V142L169 141H173V139ZM181 140H180V139ZM190 138H192L191 139V142H189L190 140ZM213 138V139H212ZM219 138V139H218ZM239 138H241V139H239ZM245 138V139H244ZM28 139V140H27ZM46 141H45V140ZM82 139H83V141H82ZM93 139V140H92ZM114 139V140H113ZM124 139V140H123ZM135 139V140H134ZM139 139V140H138ZM146 139V140H147ZM150 139V140H149ZM167 139V140H166ZM216 139H218V140H216ZM228 139V140H227ZM248 139V140H247ZM36 142L37 140V142L35 143L34 141ZM39 140L40 141H42V144L44 145V146H42V147H45V148H42L40 145H42V144H40V143H38L39 142ZM67 140V141H66ZM68 140H69V142H68ZM85 140V141H84ZM118 142H117V141ZM154 140V141H153ZM158 140V142H156ZM164 140H166L165 142H166V144H164L165 142H164ZM196 142V143H194V141ZM210 140H212V142L210 141ZM221 140V141H220ZM223 140V141H222ZM225 140H226V142H225ZM235 140H237V141H235ZM239 140V141H238ZM241 140V141H240ZM243 140V141H242ZM254 140V141H253ZM4 141L6 142V143H4ZM8 141V142H7ZM28 141V142H27ZM70 141H72L73 143H71ZM93 141V142H92ZM115 144V143H117L116 145H117V152L115 151L114 152V148L111 150V149H109V143H112V142ZM129 141V142H128ZM152 141V142H151ZM160 141V142H159ZM180 141V142H179ZM187 141V142H186ZM216 141V142H215ZM218 141V142H217ZM220 141V142H219ZM233 141V142H232ZM258 141H260V142H258ZM263 141V142H262ZM3 142V143H2ZM20 142H21V144H20ZM32 143V144H30V143ZM43 142H46V143H43ZM48 142V143H47ZM93 144H92V143ZM109 142V143H108ZM126 142V143H125ZM215 142V143H214ZM229 142H230V144H229ZM236 143V145H235V143ZM256 142H258V143H256ZM9 143V144H8ZM24 143H26V144H24V146H23V144ZM27 143H29L30 144V146L27 144ZM38 143V145L40 146V148L39 147H37V144ZM50 143V144H49ZM71 143V144H70ZM88 143V144H87ZM107 143H108V145H107ZM112 143V144H113ZM120 143V144H119ZM122 143V144H121ZM124 143V144H123ZM131 143V144H130ZM152 143H153V145H152ZM160 143V144H159ZM162 143V144H161ZM188 143H190V145H188ZM191 143H194L195 145H193V144H191ZM200 143V144H199ZM208 143H210V144H208ZM220 143V144H219ZM224 144V145H222V144ZM232 143V144H231ZM246 143V144H245ZM247 143H249V144H247ZM252 143V144H251ZM70 144V145H69ZM77 144V145H76ZM89 144H91V145H89ZM106 144V145H105ZM128 144V145H127ZM139 144V145H138ZM159 144V145H158ZM168 144V145H167ZM184 146H183V145ZM188 146H187V145ZM213 144V145H212ZM214 144H216V148H215V146H214ZM219 144V145H218ZM226 144V145H225ZM227 144H228V146H227ZM244 144V145H243ZM251 144V145H250ZM20 145V146H19ZM25 145H26V147H25ZM46 145V146H45ZM49 145V146H48ZM122 145V146H121ZM128 146L127 147V149H126V147H124V146ZM138 145V146H137ZM149 145H151V147L149 146ZM164 147H162V146ZM167 145V146H166ZM180 145V147L178 148V146ZM203 145V149L201 148V146ZM206 145V146H205ZM249 145H250V147H249ZM28 146V147H27ZM35 147V149H33L34 147ZM79 146V147H78ZM90 146H91V148H90ZM105 147V149H104V147ZM118 146H119V148H118ZM183 146V147H182ZM192 146V147H191ZM195 146H199L201 149H197V147H195ZM220 146H221V148H220ZM224 146V147H223ZM245 146V147H244ZM19 147H23V148H19ZM25 147V148H24ZM46 147H47V149H46ZM76 147V148H75ZM82 149H81V148ZM134 147V148H133ZM135 147H141V149H143V153H141V155H142V157H144V155L145 156H147L148 154H150V156L152 157V155H153V157H156V158H159V151H160V156H162L163 157V155H164V157H166V158H168L167 156H171V158H170V160L172 161L173 159L176 161V163L174 164L173 162H175L174 160L172 161V163L170 162V160L168 159V161H169V163H167L168 161H165V163L163 162L162 164H161V161L159 162H157V161H154L155 163H153V164H150V165H148L149 167H147V166H144V165H142V164H140L141 162L140 161H138V160H141L142 158H138V159H134V160H129V158L126 160H124V161H122V163L120 162H118L117 160L119 159L118 157H122V156H125V154H126V156L129 154V153H131V152H136V151H139V149L138 148H135ZM157 147H158V149H157ZM173 147V148H172ZM223 147V148H222ZM237 147V148H236ZM248 147V148H247ZM263 147V148H262ZM18 148V149H17ZM26 148H28V151H27V149ZM75 148V149H74ZM96 148V149H95ZM129 148H130V150H129ZM156 148V149H155ZM160 148V149H159ZM167 148V149H166ZM183 150H182V149ZM191 148V149H190ZM218 148H220V150L218 149ZM227 148V149H226ZM235 148L236 149H238V150H235ZM242 148H244V149H242ZM251 148H253V149H251ZM20 149H22L21 150V152H20ZM23 149H25V151H26V154H25V151L23 150ZM71 149H73L74 151H75V153L73 152V150H71ZM79 149H81V150H79ZM98 149H99V152H98ZM137 149V150H136ZM152 149H154L153 150V152L151 151ZM175 149H176V151H175ZM188 150V152H185L186 153V155L188 156V157H186V156H184V150ZM197 149V150H196ZM216 149V150H215ZM246 149H247V151H246ZM256 149V150H255ZM19 150V151H18ZM30 150V151H29ZM33 150V151H32ZM38 150V151H37ZM71 150V151H70ZM104 150V151H103ZM109 150H111V151H109ZM121 150V151H120ZM157 150H159V151H157ZM168 150H169V152L171 153V155H170V153L168 152ZM202 150H204V151H202ZM245 150V151H244ZM250 150V151H249ZM254 150V151H253ZM23 151V152H22ZM79 151V154L77 153V152ZM107 151V152H106ZM119 151V152H118ZM127 151H129L128 153H127ZM146 151V152H145ZM173 151V152H172ZM175 151V152H174ZM190 151H191V153H190ZM205 151H206V153H205ZM29 154H31V155H29ZM32 152V153H31ZM34 152H36V153H34ZM40 152H42V153H40ZM97 152V153H96ZM105 152H106V154H105ZM122 152V153H121ZM157 152V153H156ZM204 152V153H203ZM209 154H208V153ZM248 152H249V154H248ZM251 152V153H250ZM254 152H256V154L254 153ZM24 153V154H23ZM75 155H74V154ZM110 155H109V154ZM113 153V154H112ZM115 153V154H114ZM118 153V154H117ZM165 153V154H164ZM168 153V154H167ZM175 153V154H174ZM181 153V154H180ZM190 153V154H189ZM199 153V154H198ZM203 153V154H202ZM244 153V154H243ZM248 155H247V154ZM260 153H262V154H259ZM38 154H40L41 155V158H42V160H41V158H40V155H38ZM45 154H47V155H45ZM82 154V155H81ZM101 156H103V158H101L100 157V159H98L99 158V156L100 155ZM121 154V155H120ZM155 154H156V156H155ZM158 154V155H157ZM201 154V155H200ZM207 154V155H206ZM214 154V155H213ZM9 155V156H8ZM15 155H16V157H15ZM32 155H33V157H34V159L32 158ZM42 155H45V156H42ZM80 155V156H79ZM106 155V157H104ZM108 155V156H107ZM115 155V156H114ZM206 156L208 159H205L206 157H204V156ZM239 155V156H238ZM241 155L242 156H244L243 158L241 157ZM251 155H252V157H251ZM257 155V157H254V156H256ZM11 156V157H10ZM14 156V157H13ZM31 156V157H30ZM37 157V159H36V157ZM38 156H39V158H38ZM48 156H50V157H48ZM90 156H91V160H90ZM158 156V157H157ZM203 156V157H202ZM210 156V157H209ZM212 156V157H211ZM28 157V158H27ZM48 157V158H47ZM75 157V158H74ZM112 157V158H111ZM114 157V158H113ZM182 157V158H181ZM191 157V158H190ZM215 157V158H214ZM225 157V158H224ZM245 157H247V158H245ZM13 158H14V160H13ZM30 158V159H29ZM93 158V159H92ZM107 158V159H106ZM188 160H187V159ZM241 158V159H240ZM255 160H254V159ZM262 158V159H261ZM12 159V160H11ZM33 159V160H32ZM38 159H39V161L40 162H38ZM75 159V160H74ZM104 159H106V161L104 160ZM108 159H109V161H108ZM110 159H111V161H110ZM180 159V160H179ZM244 159V160H243ZM246 159V160H245ZM6 160H10L9 161V163H7V161ZM33 161V163H32V161ZM35 160V161H34ZM36 160H37V162H36ZM44 160V161H43ZM74 160V161H73ZM79 160V161H78ZM88 160H90V161H88ZM104 160V161H103ZM156 160V159H155ZM160 160V159H159ZM184 160V161H183ZM195 162H194V161ZM231 160V161H230ZM248 160V161H247ZM258 160V161H257ZM4 161H6V163H7V165H5V162ZM31 161V162H30ZM42 161V162H41ZM96 161V162H95ZM104 163H103V162ZM113 161V162H112ZM115 161H116V163H115ZM134 161V162H133ZM193 161V162H192ZM244 161V162H243ZM256 162V163H254V162ZM263 161V162H262ZM18 162V163H17ZM75 162H77L76 164H75ZM137 162H139V163H137ZM183 162V163H182ZM200 162H201V164H200ZM250 162V163H249ZM253 162V163H252ZM259 162H260V165H259ZM3 163V164H2ZM41 163H43V164H41ZM74 163V164H73ZM80 163V164H79ZM97 163V164H96ZM113 163H115V164H117L116 166H115V164L114 165H112ZM125 163V164H124ZM137 163V164H136ZM152 163V162H151ZM156 163H157V165H156ZM160 163V164H159ZM182 163V169L181 170H179L177 173H176V166L175 165H178V164H181ZM186 163V164H185ZM17 164V165H16ZM46 164H47V167H46ZM67 164H69L70 166L73 164V165H75V166H73V168L72 169H70L69 168V170L68 169H65V168H67ZM120 164V165H119ZM128 164V165H127ZM129 164H131V165H129ZM135 164V165H134ZM139 164V165H138ZM155 164V165H154ZM169 166H168V165ZM185 166H184V165ZM234 164V165H233ZM247 164V165H246ZM261 164H263V167H261ZM3 165H5V166H3ZM9 165V166H8ZM26 165V166H25ZM28 165V166H27ZM37 165V166H36ZM49 165V166H48ZM97 167H96V166ZM100 165H104V168H102V166L100 167ZM123 165V166H122ZM125 165V166H124ZM145 168L144 170H143V167ZM170 165L171 166H175V167H170ZM258 165V166H257ZM4 168H3V167ZM31 166V167H30ZM32 166H35V167H32ZM38 166H40V167H38ZM41 166H42V168H41ZM78 167L79 168V170H78V168H75V167ZM116 167V168H112V167ZM118 166H119V168H118ZM128 166V167H127ZM129 166L130 167H132L133 169H131V168H129ZM151 166H152V168H151ZM154 166H156L157 167V169H156V167L155 168H153ZM160 166V167H159ZM161 166H162V168H161ZM201 166V167H200ZM228 166V167H227ZM246 166V167H245ZM248 166V167H247ZM249 166H251L250 168H249ZM256 166V167H255ZM260 166V167H259ZM11 167V168H10ZM93 167V168H92ZM105 167H109V168H106L105 169ZM121 167V168H120ZM125 167V168H124ZM186 167V168H185ZM200 167V168H199ZM235 169H234V168ZM39 168V169H38ZM96 168V169H95ZM113 170V174L111 173L112 171H111V169ZM129 170H128V169ZM139 168H142V169H140V170H138ZM147 168H149V169H147ZM159 168H160V170H159ZM184 168L187 170V172L186 171H183L184 170ZM223 168V169H222ZM228 168V169H227ZM232 169V171H233V175H231L230 174V172L232 173V171L230 170V169ZM241 168H243V169H241ZM262 170H261V169ZM9 169V170H8ZM41 169V170H40ZM42 169H43V171H42ZM76 169H77V171H76ZM92 169H93V172H92ZM97 171V172H99L100 170H102V172H106V171H108V172H106V174L108 173V176H109V178H108V176H106V175H104V176H102V177H100V179H98V176H97V172L95 171V170ZM121 169H123L121 172H123V171H125V172H123V173H121L120 172V170ZM126 169V170H125ZM131 169V170H130ZM156 169V170H155ZM168 169V170H167ZM192 169V170H191ZM194 169V170H193ZM213 169V170H212ZM239 169V170H238ZM250 169V170H249ZM259 169V170H258ZM47 170H49L48 172H47ZM51 170H52V172H51ZM75 170V171H74ZM119 171L120 173V175H118V173H116V171ZM142 170V171H141ZM164 170V171H163ZM170 170H172V171H170ZM199 170V171H198ZM210 170H212V171H210ZM219 170V171H218ZM242 170H243V172H242ZM245 170V171H244ZM248 170V171H247ZM109 171H111V172H109ZM127 171V172H126ZM139 171V172H138ZM144 171V172H143ZM147 171H149V172H147ZM163 171V172H162ZM170 171V172H169ZM221 171V172H220ZM223 171V172H222ZM227 171V172H226ZM241 171V172H240ZM247 171V173H245ZM252 171H254V173L252 172ZM259 171V172H258ZM44 172H45V175H44ZM49 172H50V175H49ZM71 172V173H70ZM72 172H74L75 174L73 175V173ZM104 172V173H105ZM136 172H137V174H136ZM164 172L166 173L167 172V174H169V175H171L172 174V176H174V174L173 173H175V175L177 176L178 175V173L180 174V178H178L179 177V175H178V177H177V179L176 180H174V179H172L171 178V183H170V180L167 182V183H170V184H172V186H170V185H168V186H163V187H161L162 186V182H163V180H164V178H163V180H161L162 179V176L161 175H163L164 174ZM226 172V173H225ZM251 172V173H250ZM111 173V174H110ZM125 173V174H124ZM136 174V176H134L135 174ZM143 173V174H142ZM144 173H148V174H145L144 175ZM153 173H154V175L156 174V176L155 177H158L157 179H159V180H154V175H153ZM225 173V175H223ZM236 173H238V174H236ZM253 173V174H252ZM15 174V175H14ZM31 174V175H30ZM43 174V175H42ZM47 174V175H46ZM71 174V175H70ZM77 174H78V176H77ZM117 174V175H116ZM121 174H123L122 176H121ZM142 174V175H141ZM150 174V175H149ZM187 174V175H186ZM217 174V175H216ZM241 174V175H240ZM250 176L249 178H248V176ZM250 174V175H249ZM257 176H256V175ZM259 174V175H258ZM262 174V175H261ZM52 175H53V177H52ZM74 177H73V176ZM79 175L81 176V177H79ZM147 175L149 176V177H151V175H152V179H150L149 177H147ZM158 175V176H157ZM165 175V174H164ZM191 175V176H190ZM216 175V176H215ZM223 175V176H222ZM14 176V177H13ZM17 176V177H16ZM34 176V177H33ZM46 176V177H45ZM71 176V177H70ZM115 176V177H114ZM161 176V177H160ZM183 176V177H182ZM188 176V177H187ZM219 178H218V177ZM234 176V177H233ZM241 176V177H240ZM261 176V177H260ZM30 177H32V178H34V179H32V180H29V179H31ZM40 177V178H39ZM43 177V178H42ZM113 177V178H112ZM124 177V178H123ZM134 177H135V179H136V177H137V179H136V184H135V180H134ZM139 177V178H138ZM160 177V178H159ZM23 178H24V180L25 181H23ZM47 180H45V179ZM75 180H74V179ZM78 178V179H77ZM88 178H89V180H88ZM119 178V179H118ZM133 178V182L131 181V179ZM141 178V179H140ZM174 178V177H173ZM217 178V179H216ZM239 180H238V179ZM255 178H257V179H255ZM258 178H259V180H258ZM36 179V180H35ZM44 179V180H43ZM84 179H87V180H85V181H87V182H85L84 181ZM98 179V180H97ZM140 179V180H139ZM156 179V178H155ZM191 179V180H190ZM208 179H209V182H208ZM247 179V180H246ZM251 179H255V180H252V182L254 183H252L251 182ZM27 180H29V181H33V183L32 182H28ZM34 180H35V182H34ZM41 181L42 180V182L41 183H38V181ZM53 180V181H52ZM100 180V183H98V181ZM122 180V181H121ZM131 182H130V181ZM137 180H138V182H137ZM147 180H149V182L147 181ZM179 180V181H178ZM199 180V181H198ZM202 180V181H201ZM214 180V181H213ZM220 180H221V183H219L220 182ZM250 180V181H249ZM4 181V182H3ZM12 181V182H11ZM22 181V182H21ZM39 181V182H40ZM51 181V182H50ZM74 181V182H73ZM79 181V182H78ZM82 181H83V183H82ZM91 181V182H90ZM126 182V187L123 189V188H120L119 186H121L122 184H125V182ZM129 182V185H128V182ZM146 181V183H144V182ZM151 181H153V182H151ZM157 181H158V183H157ZM162 181V182H161ZM196 181V182H195ZM204 181V182H203ZM211 181L213 182V186L211 185V186H203L204 185V183L206 182L207 184L209 183V184H211ZM227 181V182H226ZM238 181V182H237ZM241 181V182H240ZM258 181H260V182H258ZM18 182V183H17ZM24 182V183H23ZM26 182H28V183H26ZM56 182V183H55ZM78 182V183H77ZM92 184V185H95L96 186V188H95V186L93 187L90 183ZM117 182V183H116ZM119 182V183H118ZM139 182H142V183H139ZM160 182V183H159ZM174 182H176V184L174 185ZM246 182V183H245ZM249 182H251V183H249ZM263 182V183H262ZM38 183V184H37ZM48 183V184H47ZM71 183V184H70ZM85 183V184H84ZM112 183V184H111ZM133 183V184H132ZM167 183L165 184V183H163V184H165V185H167ZM179 185H178V184ZM196 184V186H197V188L199 189H197V188H195L196 186H195V184ZM205 183V184H206ZM220 184L221 186H224V188L227 186V189H224L223 187H221V186H217L216 184ZM224 183V184H223ZM228 183V184H227ZM239 183H241L240 185H237V184H239ZM260 183H261V185H260ZM11 184V185H10ZM20 184V185H19ZM27 184H29V185H27ZM34 184V185H33ZM40 184V185H39ZM43 184H45V187H44V185ZM58 184V185H57ZM70 184V185H69ZM74 184V186H75V184H77L76 186H80L79 188H78V192L76 191V190H73L72 188L70 189V187L72 186ZM97 184V185H96ZM99 184H100V186H99ZM130 184H131V186H130ZM135 184V185H134ZM138 184L140 185L139 187H138ZM149 184V185H148ZM158 184V185H157ZM161 186H160V185ZM187 184V185H186ZM206 184V185H207ZM247 184V185H246ZM250 184H252V185H250ZM12 185H14L15 186V188L13 189H11V188H9L10 186L12 187ZM17 185V186H16ZM19 185V186H18ZM39 185V186H38ZM68 185V186H67ZM87 185V186H86ZM132 185L134 186V188L132 187ZM146 185H148V186H146ZM156 185H157V187H156ZM182 185V186H181ZM193 185H194V188H195V190H194V188H193ZM200 185V186H199ZM9 186V187H8ZM13 186V187H14ZM22 186V187H21ZM24 186H26L25 188H23ZM29 186H30V189H29ZM50 186V187H49ZM75 186V188H77ZM88 186H90V187H88ZM141 186H145V187H147V188H149L150 189V191L152 190H154L155 188H157L158 189V192H157V189H155L156 190V193H155V190L153 191V192H150L149 194L151 195L150 197H148L149 196V194H148V203L149 204H152L151 206H154L155 204H156V206H154V208H157V207H159V206H161V208L159 207V209H163L164 210V212H165V214H164V216H162V217H160V218H158V225H159V227H157L158 225L156 224L155 226H152V227H148V228H145V229H140L141 227H140V225L137 223V225L135 224L136 222H135V217H136V215H138V217H140V215L142 216V214L143 215H145V214H147V213H149L150 212V210L152 209V207L150 206V205H148V203H147V205H145V206H141V208H143V209H140V207H136V206H134V209H135V211H134V209L132 208L133 207V205L135 204H139V202H140V200H144L143 198H139L138 199V197L135 195V193H136V190H138V189H140V187ZM152 186V187H151ZM159 186H160V188H159ZM181 186V187H180ZM199 186V187H198ZM216 186L217 187H221L220 189L222 190H224V192L223 191H220V190H217V188H216ZM238 186V187H237ZM240 186V187H239ZM250 186V187H249ZM258 186V187H257ZM19 188V190L18 189H16V188ZM54 187V188H53ZM97 187H98V189H97ZM151 187V188H150ZM187 187V188H186ZM205 187V188H204ZM230 187V188H229ZM242 187V188H241ZM248 187V188H247ZM256 187V188H255ZM51 190V191H49L48 192V190L49 189ZM57 188V189H56ZM87 188V189H86ZM102 188H103V190H102ZM120 188V189H119ZM129 188V189H128ZM130 188H131V190H130ZM134 190H133V189ZM137 188V189H136ZM163 188H164V190L165 191H168V192H165L164 190H163ZM202 188V189H201ZM208 188V189H207ZM214 188V189H216L215 191H214V189H213V191H212V189ZM238 188V189H237ZM258 188V189H257ZM260 188V189H259ZM262 188V189H261ZM10 189V190H9ZM44 189L47 191V194H46V192H44ZM81 191H80V190ZM92 189V190H91ZM94 189L95 190H98L99 192H101V193H99L98 191L96 192V194H102L103 195V193H104V195L106 196V197H108V199L110 198V199H112L113 201H114V203H112V202H108L107 203V200L103 203L102 201H95V199L96 198H93V195H95V192H94ZM136 189V190H135ZM159 189H162L160 192H159ZM168 189V190H167ZM198 190V192H197V190ZM233 189L235 190V191H233ZM239 191H237V190ZM245 191H244V190ZM248 189V190H247ZM252 189V190H251ZM13 192H12V191ZM41 190H43V191H41ZM52 190H53V192H52ZM58 190V191H57ZM74 192H73V191ZM87 190V191H86ZM229 190H231V191H229ZM243 190V191H242ZM260 190H261V192H260ZM18 191V192H17ZM86 193H85V192ZM91 193H90V192ZM110 191V192H109ZM122 191V192H121ZM170 191V192H169ZM189 191V192H188ZM190 191H191V193H190ZM195 191H196V193H195ZM219 191V192H218ZM228 191V192H227ZM233 191V192H232ZM15 192V193H14ZM22 192V193H21ZM34 192V193H33ZM36 192V193H35ZM51 192V193H50ZM80 192V193H79ZM83 192L85 193L84 195H83ZM121 192V193H120ZM222 193V195H221V193ZM238 192V193H237ZM255 193V194H257V196L255 195V194H253V196H252V193ZM24 193V194H23ZM49 193L51 194V196H49ZM58 193V194H57ZM87 193H90V194H88L87 195ZM93 193V194H92ZM107 193V194H106ZM203 193V194H202ZM215 193V194H214ZM216 193L218 194V195H216ZM225 193V194H224ZM229 193H231V194H229ZM234 193V194H233ZM246 193V194H245ZM249 193V194H248ZM37 194H39V195H37ZM44 194H46L45 195V198L44 197H42L41 198V196ZM112 194V195H111ZM119 194V197H121V198H119L117 195ZM193 194H195L194 195V197H192L191 198V195L193 196ZM207 194V195H206ZM238 195V196H236V195ZM245 196H244V195ZM43 195V196H44ZM49 197H48V196ZM56 195V196H55ZM83 195V196H82ZM90 195V196H89ZM109 195V196H108ZM153 195V196H152ZM214 195V196H213ZM234 195V196H233ZM242 195V196H241ZM251 195V196H250ZM5 196V197H4ZM38 196H40V197H38ZM47 196V197H46ZM54 196V197H53ZM60 196V197H59ZM61 196H63V199H62V197ZM78 196V197H77ZM92 196V197H91ZM114 196V198H111V197H113ZM117 196V197H116ZM198 196H200V197H198ZM210 196H213V197H215L214 199H213V197H210ZM219 198H218V197ZM224 196H226V197H224ZM56 197V198H55ZM58 197V198H57ZM71 197V198H70ZM87 197H88V199H87ZM125 197V198H124ZM147 197H145V199L147 198ZM183 197V198H182ZM187 197V198H186ZM243 197V198H242ZM254 197V198H253ZM8 198V199H7ZM33 198H35V199H33ZM48 198H50V199H48ZM60 198V199H59ZM76 198V199H75ZM93 198V199H92ZM150 198H151V200H150ZM155 198V199H154ZM200 198V199H199ZM241 198H242V200H241ZM41 199H42V201H41ZM75 201H74V200ZM87 199V200H86ZM110 199H109V201H110ZM121 199H123L124 200V202H123V200H121ZM152 199H153V201H152ZM172 199H173V201H172ZM182 199H185V200H183V201H186V199H188L189 201L188 202H190L191 201V203H189L190 205L188 206V202L186 201V202H183L184 203V205H185V203H187V206L188 207H184L183 206V204L181 205V203L182 202H180V201H178V200H182ZM193 199V200H192ZM199 199V200H198ZM244 199V200H243ZM253 199V200H252ZM46 200V201H45ZM50 202H49V201ZM70 200V201H69ZM72 200V201H71ZM89 200V201H88ZM156 200V201H155ZM194 200H197V201H195L194 202ZM225 200V201H224ZM232 200V201H231ZM237 200V201H236ZM250 201V203H248L249 201ZM13 201V202H12ZM37 201H38V203H37ZM45 201V202H44ZM78 203H77V202ZM97 202V204L96 203H94V202ZM126 201V202H125ZM136 201V202H135ZM151 201L153 202V203H151ZM193 201V202H192ZM202 203V204H204V208H202L201 206H202V204L200 203V202ZM213 201V202H212ZM242 203H241V202ZM245 201V202H244ZM247 201V202H246ZM252 201V202H251ZM260 201V202H259ZM65 202L63 203L64 204V206H65ZM79 202H81V203H79ZM86 203V204H83V203ZM88 202V203H87ZM91 202H93V203H91ZM120 202V203H119ZM178 202V203H177ZM229 202V203H228ZM232 203V205H231V203ZM235 202V203H234ZM2 203H4V204H2ZM90 203H91V205H90ZM101 203L102 204H104V205H106L105 207H104V205H102L101 207H100V205H101ZM113 205H112V204ZM159 203V204H158ZM179 205V203H180V205H179V207H178V205ZM193 203V204H192ZM197 203H198V205H197ZM205 203H206V205H205ZM208 203V204H207ZM220 203V204H219ZM223 203H224V205H223ZM227 203V204H226ZM237 203H238V205H237ZM246 203V204H245ZM260 203H261V206H260ZM61 204V203H60ZM62 204V205H63ZM133 204V205H132ZM158 204V205H157ZM222 205V206H219V205ZM244 204H245V206L247 205V208L246 209H249V210H245V207H244V209H243V207H241L242 209H240V206H244ZM62 205L61 206H59L60 208H62ZM73 205H75L74 207H73ZM94 207H93V206ZM96 205V206H95ZM99 205V206H98ZM112 205V206H111ZM120 206V208H118V207H115V206ZM177 205V206H176ZM192 205V206H191ZM209 205V206H208ZM216 205V206H215ZM228 205V206H227ZM259 205V208L258 207H256V206H258ZM108 206H109V208H108ZM130 206V207H129ZM172 206V207H171ZM182 208H181V207ZM197 206L199 207V208H197ZM205 206H208L209 208H207V209H211V210H207L206 209V211L205 212H203L202 211V209H205ZM211 206V207H210ZM212 206H215L217 209H215V207H213L212 208ZM224 206H225V208H224ZM231 206V207H230ZM236 206V207H235ZM249 206H251V209L249 208ZM253 206V207H252ZM255 206V207H254ZM28 207V208H27ZM58 207V208H59ZM98 207V208H97ZM104 207V208H103ZM114 207V208H113ZM150 209H149V208ZM178 207V208H177ZM194 209H193V208ZM227 207V208H226ZM237 207L239 208V210H241V211H244V212H239V210H236L237 209ZM64 208V207H63ZM81 208V207H80ZM107 210H111V211H113V213L115 214H112V215H109L108 216V214H105V211H107ZM196 208H197V212L196 211H193V210H196ZM201 208V209H200ZM254 208V209H253ZM75 209V210H76ZM90 209V210H89ZM102 209V210H101ZM114 209V210H113ZM116 209V210H115ZM133 211H132V210ZM158 209V208H157ZM180 209V210H179ZM190 209V210H189ZM193 209V210H192ZM213 209H214V211H213ZM229 209H233L232 210V212H233V215H232V212L231 211H229ZM235 209V210H234ZM257 209V210H256ZM82 210V211H81ZM98 210V211H97ZM118 210V211H117ZM138 212H137V211ZM142 210H143V212H142ZM147 210V211H146ZM166 210H169V211H166ZM170 210H172V211H170ZM175 210V211H174ZM200 211V213L202 214V218L200 217V213H199V211ZM220 211V212H217V211ZM221 210H225V211H221ZM253 210V211H252ZM258 210H260L259 212H258ZM264 210V209H263ZM116 211V212H115ZM174 211V212H173ZM187 211V212H186ZM209 211V212H208ZM212 211H213V213H212ZM236 211H238V213L236 212ZM251 211V212H250ZM257 211V212H256ZM87 212H89V214H87ZM125 212H128V213H125ZM131 212V213H130ZM135 214H134V213ZM147 212V213H146ZM166 212H169V214L170 215H168ZM172 212H173V214H172ZM180 212V213H179ZM208 212V213H207ZM211 212V213H210ZM226 212V213H225ZM250 212V213H249ZM253 212V213H252ZM118 213V214H117ZM123 213H125V214H123ZM141 213V214H140ZM178 213V214H177ZM182 213V214H181ZM196 213V214H195ZM198 213V214H197ZM219 213H221V214H219ZM224 213V214H223ZM229 213H230V215H229ZM237 213V214H236ZM250 215H249V214ZM27 214H29V216L27 215ZM34 214V215H33ZM81 214V215H80ZM94 214V215H93ZM105 214V215H104ZM130 214V217L128 216V215ZM134 214V215H133ZM187 214V215H186ZM189 214H191V216L192 217H189L190 215ZM204 214V215H203ZM212 214V215H211ZM234 214H235V216H234ZM248 214V215H247ZM257 214H260V216H258ZM261 214H262V216H261ZM37 215V216H36ZM88 215V216H87ZM91 215V216H90ZM114 215V216H113ZM125 215V216H124ZM172 215V216H171ZM176 215V216H175ZM180 215V216H179ZM193 215H195V216H199L198 218L196 217V219L194 218V220H192V218H193ZM206 215V216H205ZM240 217H239V216ZM66 216V215H65ZM106 216V217H105ZM113 216V217H112ZM124 216V217H123ZM126 216H128V217H126ZM167 216H171V217H167ZM231 216V217H230ZM238 216V217H237ZM254 216V218H252ZM26 217H28V219L26 218ZM32 217V218H31ZM40 217V218H39ZM91 217V218H90ZM110 217V218H109ZM122 217H123V219H122ZM184 217V218H183ZM216 217V218H215ZM258 217V218H257ZM259 217H261V220H260V218ZM69 219V216H66V217H64L63 218V220L64 219ZM81 218H79V219H81ZM162 218V219H161ZM165 218H170V219H165ZM186 218V220H184ZM201 220H200V219ZM204 218H206L205 220H203ZM218 218V219H217ZM242 218H244L243 220L244 221H242V220H240V219H242ZM246 218V219H245ZM251 218H252V221H251ZM34 219V220H33ZM40 219V220H39ZM87 219V220H86ZM124 220V221H122V220ZM127 219V220H126ZM130 219H132V220H130ZM164 219V220H163ZM174 219H175V221H174ZM181 219V220H180ZM192 221H191V220ZM212 219V220H211ZM228 219V220H227ZM24 220V221H23ZM60 220V219H59ZM86 220V221H85ZM91 221V222H89V221ZM160 220V221H159ZM162 220H163V222H162ZM172 220V221H171ZM210 220V221H209ZM215 222H214V221ZM230 220V221H229ZM233 220V221H232ZM248 220V222H250V223H247V222H245V221H247ZM250 220V221H249ZM33 221V222H32ZM40 221V222H39ZM60 221H62V220H60ZM60 221H56V223L57 222H59V226L62 228V233H64V235H66L65 233H67V234H69L71 231H77L76 229H75V226L74 225H70V223L69 222H65L66 220H64L63 222H61L60 223ZM85 221V222H84ZM106 221V226H104V225H102V224H100L101 222H105ZM108 221V222H107ZM166 221V222H165ZM190 221H191V223H194V224H191L190 223ZM194 221V222H193ZM202 222V223H204V222H206V223H204V224H201V225H204L203 227L204 228H206L207 230V232H208V234L211 236V239L209 240V236H206V238H202V242H201V238H200V241H199V237L198 236H196L195 235V233H196V231H194L193 232V230L192 229H194L193 227H195L194 225H195V222L196 223H198V222ZM204 221V222H203ZM225 221H227V222H225ZM240 221H242V222H240ZM261 221V222H260ZM65 222V223H64ZM124 222H126V223H124ZM128 222V223H127ZM160 222V223H159ZM175 222H177V224H176V226H175ZM180 222V223H179ZM185 222V223H184ZM190 223V225H188L187 223ZM211 222V223H210ZM245 222V223H244ZM40 223V225H38ZM120 223V224H119ZM180 225H179V224ZM209 223V224H208ZM237 223V224H236ZM238 223H240L239 225H238ZM244 223V224H243ZM252 223H254V224H252ZM61 224V225H60ZM64 224V226L65 227H67L66 229L65 228H63L62 227V225ZM65 224H69L68 226H66ZM172 224V225H171ZM186 224V225H185ZM206 224V225H205ZM214 224V225H213ZM219 224V225H218ZM226 224V225H225ZM259 224V225H258ZM28 225V226H27ZM38 225V226H37ZM100 225V226H99ZM133 225H135L134 227L135 228H133L132 226ZM142 225V224H141ZM193 225V227H191L190 228V226H192ZM213 225V226H212ZM229 227H228V226ZM232 225V227H230ZM237 225V226H236ZM241 225V226H240ZM243 225V226H242ZM245 225V226H244ZM246 225H247V227H249L250 225V227L248 228V229H246L247 227H246ZM41 226H45V227H41ZM57 228H59V226H58V223H57ZM71 226V227H70ZM121 226V227H120ZM217 226V227H216ZM221 226V227H220ZM233 226H236V227H234V229L237 231V233H236V231L233 229ZM238 226H239V230H238ZM253 226V227H252ZM40 227V228H39ZM72 227H74V228H72ZM92 227H93V229H92ZM100 228V229H98V228ZM119 227V228H118ZM132 227V228H131ZM140 227V228H139ZM165 229H164V228ZM168 227H169V229H168ZM174 227H175V231L176 232H174V234H176V235H173V237H174V240L173 239H171L172 240V242H170L171 240H169V241H166V243H164V245H165V247H163V246H161V249H158L157 247H154V248H151V247H153V244L154 243H159L160 244V242H161V240L162 241H164V238H161V237H163V235H166L167 233L169 234V231L171 232V230H174ZM188 227V228H187ZM210 229V230H208V228ZM225 227V228H224ZM231 230H229L228 228ZM241 227V228H240ZM10 228V230H11V233H9L10 232V230H9V232H8V229ZM61 228H59V229H61ZM72 230H71V229ZM91 228V229H90ZM152 228V229H151ZM154 228V229H153ZM184 228V229H183ZM186 228V229H185ZM190 228V229H189ZM216 228V229H215ZM220 228V229H219ZM221 228H222V231H223V236H218V234H217V236L216 235H214V232H216V230L219 232V230H221ZM237 228V229H236ZM259 228V229H258ZM26 229V230H25ZM40 229V230H39ZM65 229V230H64ZM95 229V230H94ZM135 229V230H134ZM147 229V230H146ZM157 229V230H156ZM182 229V230H181ZM219 229V230H218ZM228 229V230H227ZM243 229H245V230H253L254 231V233H255V235L253 236V237H257V238H261V240H262V242L260 243V244H257V246H256V243L253 241V238L250 236V237H243L242 235L240 236V235H238V233L240 232V230H243ZM255 229L257 230V231H259V232H257V231H255ZM38 230V231H37ZM70 232H69V231ZM106 230V231H105ZM133 230V231H132ZM140 230H142V231H140ZM146 230V231H145ZM194 230H196V228L194 229ZM211 230H214V231H211ZM224 230H226L225 231V233H224ZM233 230V231H232ZM261 230V231H260ZM13 231V232H12ZM17 231V232H16ZM65 231V232H64ZM104 231H105V233H104ZM129 231H130V234H129ZM183 231V232H182ZM190 231V232H189ZM200 231H201V229H200ZM210 231V232H209ZM227 231H228V233H227ZM91 232V233H90ZM101 232V233H100ZM134 232V233H133ZM138 232H141V233H138ZM161 232V233H160ZM164 232V233H163ZM179 232V233H178ZM188 232V233H187ZM191 232H193V233H191ZM230 232V233H229ZM231 232H232V235H230L231 234ZM233 232H235V233H233ZM262 232V233H261ZM7 233H4V234H7ZM97 233H99V235L97 234ZM103 233V234H102ZM142 233H143V235H142ZM157 235H156V234ZM213 233V234H212ZM217 233V232H216ZM215 233V234H216ZM19 234V235H18ZM21 234V235H20ZM46 236H45V235ZM90 234V235H89ZM101 234V235H100ZM126 234V236H124ZM158 234H162L161 236L160 235H158ZM167 234V235H168ZM182 234H183V237H182ZM184 234H186V235H184ZM212 234V235H211ZM234 234H235V236H234ZM261 234H262V236H261ZM37 235V236H36ZM155 235V236H154ZM238 235V236H237ZM44 236V240H45V242H47V246H49V247H43V250L45 249V251H44V260H45V262L47 261V263H44L43 261H40V260H34V261H31L30 260V258H28V257H26V258H24L25 256H24V253L23 252H25L27 249H28V246L27 245H21V244H19V243H17L18 242V240H19V238L20 237H27V238H34V239H37V240H39V238H42ZM138 236V237H137ZM141 236H143V237H141ZM151 236V237H150ZM160 236V237H159ZM178 236V237H177ZM212 236H213V238H212ZM228 236H230V237H228ZM193 237H195L196 239H197V241H199V243H198V245H197V247L198 246H200V247H198V248H195V249H193V248H190L189 246H188V242H187V239H189V238H193ZM198 237V238H197ZM218 237V238H217ZM222 237V238H221ZM232 237H233V239H232ZM235 237V238H234ZM237 237V238H236ZM239 237V238H238ZM46 238V239H45ZM159 238V239H158ZM178 238H179V240H178ZM224 238V239H223ZM51 239H52V241H51ZM89 239V240H88ZM96 239V240H95ZM109 239V241H107ZM129 241H128V240ZM151 239H152V241H151ZM161 239V240H160ZM209 241H208V240ZM217 239V240H216ZM220 241H219V240ZM221 239H223V240H221ZM228 239V240H227ZM231 241H230V240ZM237 241H236V240ZM243 239H245V241L243 240ZM93 240H95V241H93ZM145 240V241H144ZM159 241V242H154V241ZM181 240H184V241H182L181 242ZM206 240V241H208V242H204V241ZM216 240V241H215ZM225 240H227V241H229V242H227V241H225ZM49 241H51V242H49ZM137 241H138V243H137ZM141 241V242H140ZM213 241L215 242V243H213ZM218 241H219V243H218ZM225 242V243H222V242ZM244 241V242H243ZM134 242V243H133ZM146 243V244H149V248L146 250V251H144L143 252V254H142V252L141 251H139L138 250V252H135L134 254L136 255H134V259L136 258V260H134L133 259V257H132V255H130V253L128 252L131 248H133V245H134V247H137V245L139 244H141V243ZM149 242V243H148ZM174 242H175V244H174ZM180 242L182 243L181 245H180ZM234 244H233V243ZM105 243V244H104ZM151 243V244H150ZM170 243V244H169ZM207 243V244H206ZM208 243H210V244H208ZM215 244V246L213 245V244ZM222 243V244H221ZM229 243V244H228ZM230 243H232V244H230ZM237 243V244H236ZM263 243V244H262ZM11 244V243H10ZM137 244V245H136ZM161 244H163V242H161ZM184 244V245H183ZM187 244V245H186ZM200 244V245H199ZM226 244V245H225ZM239 244V245H238ZM251 244V245H250ZM33 246H36V244L35 243H33L32 244ZM86 245V244H85ZM109 245V246H108ZM136 245V246H135ZM150 245H152V246H150ZM167 245V246H166ZM204 245V246H203ZM208 245H210L209 247H205V246H208ZM220 245V246H219ZM224 247H223V246ZM235 245V246H234ZM243 245V246H242ZM259 245V246H258ZM263 245V246H262ZM67 246V247H66ZM111 246V247H110ZM174 246V247H173ZM177 246V247H176ZM181 246V248H179ZM202 246H203V248H202ZM230 246V247H229ZM241 246V247H240ZM185 247V251L183 250V248ZM218 247V248H217ZM223 247V248H222ZM258 247V248H257ZM47 248V249H46ZM100 248V249H99ZM118 248V249H117ZM120 248V249H119ZM122 248V249H121ZM129 248V249H128ZM164 248V249H163ZM171 248V249H170ZM188 248V249H187ZM206 249V250H203V249ZM209 248H212V249H209ZM216 248V249H215ZM230 248V249H229ZM252 248H254V249H252ZM263 250H262V249ZM42 249V248H41ZM50 249V250H49ZM58 249H59V251H61V252H59L58 251ZM62 249V250H61ZM64 249V250H63ZM149 249H151V250H149ZM155 249V250H154ZM169 249V250H168ZM173 249H174V251H173ZM177 249V250H176ZM182 249V250H181ZM200 249H202V251L200 252V251H198V250H200ZM221 251H220V250ZM223 249V250H222ZM229 249V250H228ZM233 249V250H232ZM247 249V250H246ZM252 249V250H251ZM260 249V250H259ZM5 250V251H4ZM7 250V251H6ZM24 250V251H23ZM74 250H78V251H74ZM95 250H96V252H95ZM98 250V251H97ZM100 250V251H99ZM103 250V251H102ZM113 250L115 251V252H113ZM119 250L122 252V254H121V252H119ZM162 250V251H161ZM181 250V251H180ZM216 250V251H215ZM236 250H238V251H236ZM249 250V251H248ZM254 250V251H253ZM65 251V252H64ZM70 251V252H69ZM80 251V252H79ZM83 251V253L85 252V254H83L84 256L86 255L87 257H85V258H83L82 256H81V252ZM102 251V253H98V252H101ZM111 251V252H110ZM137 251V250H136ZM149 251V252H148ZM176 254V253H178V254H174L173 252ZM189 251V252H188ZM191 251V252H190ZM193 251H195V252H193ZM203 251H204V253H203ZM206 251H208L207 253H206ZM231 251L233 252V251H235V252H233V253H231ZM251 251V252H250ZM257 251V252H256ZM260 251V252H259ZM73 252V253H72ZM76 254H75V253ZM78 252V253H77ZM113 252V253H112ZM116 252H117V254H116ZM119 252V253H118ZM125 252V253H124ZM141 254H140V253ZM150 252H151V254H150ZM168 252V253H167ZM212 252V253H211ZM222 252V253H221ZM240 252H242V253H240ZM256 252V253H255ZM262 252V253H261ZM48 253H50V256H49V254ZM57 253H59V254H57ZM67 254V256L65 255V254ZM129 253V254H128ZM138 253V254H137ZM149 253V254H148ZM169 253H172V254H174V255H172L171 254V256H170V254ZM184 253H186V254H184ZM209 253H210V255H209ZM219 253H221V254H219ZM228 253V254H227ZM251 253V255H249V254ZM259 253V254H258ZM60 254H62L61 256H60ZM63 254H64V256H63ZM69 254V255H68ZM74 254V256L72 257V255ZM77 254H79V255H77ZM128 254V255H127ZM188 254V255H187ZM206 254H208V255H206ZM222 254H223V256H222ZM225 254V255H224ZM232 256H231V255ZM236 254V255H235ZM238 254H239V256H238ZM18 255V256H17ZM106 255V256H105ZM109 255V256H108ZM120 255V256H119ZM122 255V256H121ZM124 255V256H123ZM130 255V256H129ZM142 255V256H141ZM147 255V256H146ZM182 255H183V257H182ZM203 255V256H202ZM213 255V256H212ZM215 255V256H214ZM242 255H244V256H242ZM263 255V256H262ZM46 256H48V257H46ZM54 256V257H53ZM56 256V257H55ZM66 256V257H65ZM102 256V257H101ZM146 256V257H145ZM169 256V257H168ZM173 256V257H172ZM222 256V257H221ZM229 256H231L230 258H229ZM234 256V257H233ZM246 256H247V258H246ZM251 256H252V258H251ZM258 256V257H257ZM76 257V258H75ZM97 257V258H96ZM122 257V258H121ZM127 257V258H126ZM176 257V258H175ZM182 257V258H181ZM198 257V258H197ZM220 259H219V258ZM223 257H224V259H226V260H224L223 259ZM228 257V258H227ZM239 258V260H238V258ZM241 257V258H240ZM242 257H244V258H246V259H243ZM254 257V258H253ZM257 259H256V258ZM260 257H262V258H260ZM50 258V259H49ZM56 258V259H55ZM67 258V259H68ZM77 259L78 261H79V263L77 262V260H75V259ZM79 258V259H78ZM80 258H82L83 259V261H82V259H80ZM89 258V259H88ZM131 258L133 259V261L131 260ZM179 258V259H178ZM186 258V259H185ZM195 258V259H194ZM204 258V259H203ZM208 258V259H207ZM218 258V259H217ZM235 258H236V260H235ZM260 258V259H259ZM24 259V260H23ZM48 259V260H47ZM54 260V261H52V260ZM88 259V260H87ZM91 259H93V260H91ZM99 259V260H98ZM122 259V260H121ZM127 259V260H126ZM171 259V260H170ZM188 259V260H187ZM193 259V260H192ZM200 259V260H199ZM205 259H207V261L205 260ZM222 259V260H221ZM240 259H243V260H240ZM2 260H3V263H2ZM33 260V259H32ZM51 260V261H50ZM57 260V261H56ZM59 260H61V261H59ZM64 260V261H63ZM84 260H85V262H84ZM165 262H164V261ZM181 260V261H180ZM184 260V261H183ZM219 260V261H218ZM259 260V261H258ZM260 260H262V261H260ZM7 261V262H6ZM59 261V262H58ZM75 261L77 262V263H75ZM82 261V263H80ZM86 261H88V262H86ZM90 261H92V262H90ZM97 261V262H96ZM100 261H101V263H100ZM132 261V262H131ZM145 261V262H144ZM171 261H172V263H171ZM180 261V262H179ZM190 261V262H189ZM206 261V262H205ZM211 261V262H210ZM218 261V262H217ZM228 261V262H227ZM230 261H232V263L230 262ZM233 261H235V262H233ZM239 261H240V263H239ZM37 262V263H36ZM51 262V263H50ZM62 262V263H61ZM115 262V263H114ZM118 262V263H117ZM121 262V263H120ZM182 262V263H181ZM199 262V263H198ZM216 262V263H215ZM224 262V263H223ZM18 262L17 263H14L12 260H10L9 261V259L8 260H4V259H1L0 258V264H19ZM141 263H139V264H141ZM134 264H136V263H134Z\"/></svg>",
	"mask_w": 264,
	"mask_h": 264
},
{
	"label": "bare ground",
	"instance_id": "6f19581e",
	"mask_svg": "<svg viewBox=\"0 0 264 264\" xmlns=\"http://www.w3.org/2000/svg\"><path fill=\"white\" fill-rule=\"evenodd\" d=\"M3 1H4V0H3ZM6 1H7V0H6ZM6 1H5V2H6ZM19 1H20V0H19ZM35 1H36V0H35ZM35 1H34V2H31V3H34L33 6L36 5V4H35ZM48 1H49V0H48ZM52 1H53V0H52ZM63 1H64V0H56V3H57V4H60V3L63 2ZM103 1H104V0H103ZM114 1H117V0H114ZM121 1H122V0H121ZM129 1H130V0H128V2L124 0L123 2H125V4H127V3H129ZM132 1H134V0H132ZM132 1H131V2H132ZM141 1H142V0H141ZM144 1H145V0H144ZM170 1H171V0H170ZM170 1H169V2H170ZM174 1H175V0H174ZM192 1H195V0H178V2H177L176 4H174V3H175V2H174L173 4H174V6H176V8H175V12H176L177 9H178V12H179V10H180V12L183 11V12L186 14V12L189 11V13L191 14V13L193 12V10H192V9H193V6L191 5V2H192ZM207 1H208V0H207ZM212 1H214V0H212ZM212 1H211V2H212ZM241 1H242V0H241ZM241 1H240V2H241ZM245 1H247V0H245ZM249 1H250V0H249ZM252 1H255V0H252ZM0 2H1V0H0ZM13 2H14V1H13ZM13 2H11V3H13ZM21 2H22V1H21ZM25 2H26V1H25ZM79 2H80V1H79ZM88 2H90V1H88ZM117 2H118V1H117ZM126 2H127V3H126ZM138 2H139V0H137V3H138ZM147 2H150L149 4H155V5H156V4H159L158 7L161 6L162 3H163V5H164V0H148ZM172 2H173V1H172ZM172 2L169 3V4H168V3H166V4H167V5H170V4H172ZM198 2H201V1H198ZM205 2H206V1H205ZM205 2H204V4H205ZM214 2H216V1H214ZM214 2H213V3H214ZM256 2H257V1H256ZM260 2H261V1H260ZM19 3H20V2H19ZM43 3H45V2H43ZM43 3L41 2V6H40V7H39V5H36V6H38L39 8L36 9L37 11L35 10V13H33L34 11L32 12L34 15H36V13H40V11H41L43 8H45L46 3H45V4H43ZM53 3H54V2H53ZM94 3H95V2H94ZM102 3H103V2H102ZM109 3H110V2H109ZM109 3H108V1L106 0V1H105V4H101V5L98 6V7L96 6L97 8H95V10L93 11V13L90 11L91 9H90V10H89V9L83 10V9L86 8L85 6H84L83 9H81V8H78V9L81 10L80 12H82V13H81V16H83L84 14H86L85 11H86V12H87V10L90 11V12L92 13L90 18H92L93 16H96V17H97V16H100V14L102 15L103 13L106 14L105 12H108L107 10H111V11H112V8H113L114 6L112 5L113 7L111 6V9H110L109 6H110L111 3H110V4H109ZM121 3H122V2H121ZM121 3L119 4L120 6H121ZM133 3H136V1L133 2ZM133 3H132V4H133ZM137 3H136V4H137ZM141 3H142V2H141ZM143 3H145V2H143ZM160 3H161V5H160ZM201 3H202V2H201ZM209 3H210V2H209ZM241 3H242V2H241ZM5 4H6V3H4V5H5ZM14 4H15V3H14ZM14 4L12 5L13 7H15ZM28 4H29V3L27 2V5H28ZM38 4H39V3H38ZM54 4H55V3H54ZM68 4H69L68 2L65 3V1H64V4H63V5H64V7L66 8V5L69 6ZM74 4H75V3H74ZM80 4H81V2H80ZM129 4H130V3H129ZM166 4H165V5H166ZM173 4H172V6H173ZM192 4H193V3H192ZM215 4H216V3H215ZM226 4L228 5V4H230V3H226ZM246 4H247V3H246ZM253 4H254V5L259 4V1H258V3H253ZM253 4H252L251 6H253V7L255 8L256 6H254ZM61 5H62V4H61ZM63 5H62V6H63ZM70 5H71V3H70ZM81 5H82V4H81ZM119 5H117V8L121 9V8L123 7L124 3L122 4V7H118ZM165 5H164V6H165ZM167 5H166V7H167ZM190 5L192 6V8H190V7H191ZM193 5H195V4H193ZM196 5H197V4H196ZM196 5H195V6H196ZM211 5H213V4L211 3ZM248 5H249V4H248ZM261 5H262V2H261ZM263 5H264V4H263ZM12 6H9V7L12 8ZM17 6H19V5H17ZM29 6H30V4H29ZM33 6H32V7H33ZM49 6H50V5H49ZM51 6H52V5H51ZM74 6H75V5H74ZM79 6H80V5H79ZM79 6H78V7H79ZM127 6H128V5H127ZM146 6H149V5H146ZM204 6H205V5H204ZM209 6H210V5H209ZM229 6H230V5H229ZM249 6H250V5H249ZM251 6H250V8H251ZM9 7H6L7 9H6V8H3V7H2L3 9H1V7H0V9H1V10H0V14H1V13H2V14H6L7 16H9L8 14H10L11 18H12V14H13V16L16 17V15H17L18 13L16 12V14L14 15L13 10H12L11 8H9ZM20 7H21V6H20ZM24 7H25V6H24ZM80 7H81V6H80ZM82 7H83V5H82ZM92 7H94L93 4L91 5V8H92ZM125 7H126V6L124 5L123 8H125ZM134 7H135V6H134ZM136 7H137V6H136ZM152 7H153V6H152ZM156 7H157V6H156ZM156 7H154L153 9L155 10ZM166 7H163V8H166ZM169 7H170V6H169ZM169 7H167V8H169ZM202 7H203V6H202ZM206 7H207V6H205V9H206ZM213 7L215 8L214 5H213ZM213 7H211V8H213ZM216 7H217V6H216ZM257 7H258V5H257ZM263 7H264V6H263ZM26 8H27V7H26ZM26 8H25V9H26ZM35 8H37V7H35ZM62 8H63V7H62ZM71 8H72V7H71ZM87 8H88V7H87ZM117 8H114L113 13L108 12L107 15L110 16V15L114 14V12H115V10H117ZM128 8H129V6H128ZM130 8H131V7H130ZM148 8H149V7H148ZM159 8H161V7H159ZM159 8H158V9H159ZM167 8H166V9H167ZM173 8H174V7H173ZM194 8H195V7H194ZM196 8H197V7H196ZM196 8H195V9H196ZM211 8H210V10H212ZM219 8H220V7H219ZM13 9H14V8H13ZM15 9H16V7H15ZM22 9H23V8H22ZM22 9H21V10H22ZM25 9H24V11H25ZM202 9H204V8H202ZM202 9H201V10H202ZM207 9H208V8H207ZM215 9H216V8H215ZM217 9H218V8H217ZM246 9H247V8H246ZM248 9H249V8H248ZM256 9H258V8H256ZM256 9H255V11H256ZM261 9H262V8H261ZM18 10H19V9H18ZM79 10H78V13H80ZM121 10H122V9H121ZM126 10H127V9H126ZM131 10H133V9H131ZM156 10H157V9H156ZM167 10H171V9H167ZM196 10L198 11L199 8L196 9ZM196 10H194V11H196ZM210 10H208V11H210ZM252 10H253V9H252ZM262 10H263V9H262ZM22 11H23V10H22ZM24 11H23V12H24ZM43 11H45V10H43ZM138 11H139V10H138ZM191 11H192V12H191ZM12 12H13V13H12ZM23 12H20V11H19V15H20V13H23ZM41 12H42V11H41ZM122 12H123V11H122ZM132 12H133V11H132ZM151 12H152V11H151ZM158 12H159V11H158ZM200 12H201V11H199L197 14H200ZM202 12H204V11L202 10ZM252 12H253V11H252ZM109 13H111V14H109ZM115 13H119V16L116 14V15L118 16V18L122 15V14H120V10H119V11H116ZM130 13H131V12H130ZM133 13H134V12H133ZM138 13H139V12H138ZM140 13H141V12H140ZM142 13H144V12H142ZM184 13H183V14H184ZM193 13H195V12H193ZM204 13H206V12H204ZM210 13H211V12H210ZM210 13L208 14L207 18H204V19L207 20L209 23H210V22H213V21L216 20L217 18L222 17V16L224 15V13H223V11H222L221 9H218V10H216L215 12H214V10H213V13H211V14H210ZM221 13H222L223 15H222ZM260 13H261V12H260ZM260 13H259V14H260ZM262 13H263V12H262ZM2 14H1V15H2ZM41 14H42V13H41ZM50 14H51V13H50ZM82 14H83V15H82ZM125 14H126V13H125ZM135 14H137V13H135ZM144 14H145V13H144ZM166 14H167V13H166ZM183 14H181V15H183ZM185 14H184V16H185ZM190 14L187 13L186 15H189L188 17H190V16H191ZM225 14H226V13H225ZM238 14H239V13H238ZM253 14H255V12H254ZM257 14H258V13H257ZM257 14H256L255 16H257ZM1 15H0V16H1ZM24 15H25V12H24ZM34 15H33V16H34ZM78 15H79V14H78ZM78 15H77V16H78ZM87 15H88V12H87ZM128 15H129V14H128ZM192 15H193V14H192ZM204 15H205V14H204ZM232 15H233V14H232ZM234 15H235V14H234ZM246 15H248V14H246ZM246 15H243V16L245 17ZM260 15H261V14H260ZM260 15H259V16H260ZM263 15H264V14H263ZM17 16H18V15H17ZM20 16H21V15H20ZM22 16H23V15H22ZM60 16H61V15H60ZM102 16H103V15H102ZM102 16H101V17H102ZM108 16H105V15H104L105 20H106L107 22H108V19H109V22H110V21H112L111 18L116 17V16H114V15H113L114 17H113V16H112V17H108ZM131 16H132V15H131ZM131 16H130V17H131ZM184 16H183V17H184ZM195 16H196V15H195ZM198 16H199V15H198ZM198 16H197V17H198ZM201 16H202V14H201ZM205 16H206V15H205ZM224 16H225V15H224ZM238 16H239V15H238ZM241 16H242V14H241ZM243 16H242V17H243ZM249 16H250V15H248L246 18H247L248 20L251 19V20H250V22H251V21L253 20V18H251V17L249 18ZM251 16L253 17L252 14H251ZM2 17H3V16H2ZM2 17H1V18H2ZM29 17H30V15H29ZM34 17H35V16H34ZM41 17H42V16H41ZM43 17H44V16H43ZM49 17H51V16H49ZM74 17H75V16H74ZM79 17H80V16H79ZM86 17H87V16H86ZM101 17L99 18V21H98V22H100ZM106 17H107V18H106ZM127 17H128V16H127ZM130 17H128V18H130ZM141 17H143V16L141 15ZM146 17H147V16H145V18H146ZM165 17H166V16H165ZM185 17H187V16H185ZM192 17H193V16H192ZM203 17H204V16H203ZM203 17H202V19H203ZM261 17H262V15H261ZM36 18H37V17H36ZM36 18H35V19H36ZM70 18H71V16H70ZM75 18H77V17H75ZM75 18H74V19H75ZM123 18H124V17H123ZM137 18H138V17H137ZM145 18H144V19H145ZM161 18H162V17H161ZM195 18H196V17H195ZM240 18H241V17H239V19H240ZM257 18H258V17H257ZM4 19H5V18H4ZM41 19H42V18H41ZM45 19H47V18H45ZM77 19H79V18H77ZM80 19H81V18H80ZM86 19H87V18H86ZM86 19H85V20H86ZM88 19H89V16H88ZM88 19H87V20H88ZM92 19H93V18H92ZM162 19H163V18H162ZM162 19H161V20H162ZM169 19H170V17H169ZM181 19H182V18H181ZM183 19H185V18H183ZM183 19H182V20H183ZM186 19H187V18H186ZM186 19H185V20H186ZM190 19H192V18H190ZM193 19H194V18H193ZM219 19H220V18H219ZM237 19H238V18H237ZM242 19H243V18H242ZM247 19H246V20H247ZM5 20H6V19H5ZM31 20H32V19H31ZM31 20H30V21H31ZM54 20H55V19H54ZM61 20H62V19H61ZM117 20H121V18H120V19H117ZM117 20L114 19V23H113V24H112V23L110 24V25H112V27L109 28L110 30H111V29H114V28H115V29H119V28L121 27V28H120V31H121V29H122V31H123L122 26H123V27H124V26L127 27V24H129V23L131 24V23H132V22H131L132 18H131V20H129V21H130L129 23L127 22L128 19H126V18L124 19V21H122V20H121V21H117ZM165 20H168L167 17L163 20L162 23H164ZM188 20H189V19H188ZM194 20H195V19H194ZM197 20H198V19H197ZM11 21H12V20H11ZM38 21H39V20H38ZM44 21H45V20H44ZM44 21H43V22H44ZM56 21H57V20H56ZM75 21H76V20H75ZM75 21H74V22H75ZM101 21H102V20H101ZM115 21H117V22H115ZM142 21H143V19H142ZM170 21H171V20H170ZM199 21H200V20H199ZM203 21H204V20H202V22H203ZM242 21H243V20H242ZM244 21H245V20H244ZM259 21H260V22H259ZM12 22H14V21H12ZM12 22H11V23H12ZM39 22H40V21H39ZM137 22H138V21H137ZM183 22H184V20H183L182 22H179L178 25H177V26L180 27V29H183V31L181 30V32H184V26L186 25V24L184 25ZM186 22H188V21H185V23H186ZM189 22H190V21H189ZM191 22H192V21H191ZM191 22H190V24H192ZM196 22H197V21H196ZM200 22H201V21H200ZM208 22H207V23H208ZM216 22H217V20H216ZM239 22H240V21H239ZM247 22H248V21H247ZM250 22H249V23H250ZM254 22H256V24H257V19H255ZM254 22H253V23H254ZM2 23H3V22H2ZM2 23H0V26H2ZM9 23H10V22H9ZM17 23H18V22H17ZM37 23H38V22H37ZM77 23H78V21H77ZM83 23H84V22H83ZM83 23H82V26H83L84 28H86V27H85V26H86V25H85L86 22L84 23L85 26L83 25ZM102 23H104V22L102 21ZM124 23H127V24H126V25H122V24H124ZM146 23H147V22H146ZM166 23H167V22H166ZM169 23H171V22H169ZM209 23H208V24H209ZM242 23H243V22H242ZM253 23H252V24H253ZM259 23H260V26L263 25L262 23H264V18H260V17H259V18H258V24H259ZM5 24H6V23H5ZM7 24H8V21H7ZM7 24H6V25H7ZM13 24H14V23H13ZM27 24H28V23H27ZM29 24H30V23H29ZM47 24H48V23H47ZM93 24H94V23H93ZM99 24H100V23H99ZM107 24H108V23H107ZM133 24H134V21H133ZM139 24H140V23H139ZM144 24H145V23H144ZM167 24H168V23H167ZM174 24H175V23H174ZM174 24H173V25H174ZM196 24H197V23H196ZM198 24H199V23H198ZM213 24H214V23H211V25H213ZM218 24H219V23H218ZM18 25H19V24H18ZM78 25H79V24H78ZM110 25H109V26H110ZM121 25H122V26H121ZM131 25H132V24H131ZM135 25H136V24H135ZM149 25H150V23H149ZM149 25H147V27H149ZM162 25H163V24H161V26H162ZM165 25H166V24H165ZM199 25H200V24H199ZM199 25H198V26H199ZM204 25L206 26V24H204ZM235 25H236V24H235ZM13 26H14V25H13ZM100 26H101V25H100ZM138 26H139V25H138ZM142 26H143V23H142ZM171 26H172V25H171ZM174 26H176V25H174ZM177 26H176V27H177ZM187 26H188V24H187ZM191 26H192V25H191ZM218 26H219V25H218ZM223 26H224V25H223ZM233 26H234V25H233ZM236 26H237V25H236ZM236 26H235V27H236ZM249 26H253V25L250 24ZM249 26H247V27H249ZM255 26H256V25H255ZM255 26H254V27H255ZM3 27H5L4 24H3ZM6 27H8V26H6ZM6 27H5V28H6ZM61 27H62V26H61ZM64 27H65V26H64ZM83 27H81V28H83ZM87 27H88V26H87ZM102 27H103V25L101 26V28H102ZM104 27H105V26H104ZM134 27H135V26H134ZM134 27L131 26V28H132V32H133L132 34H134V36H135V35H136V31H137V30L139 31L140 28H138V29L136 30V29H134ZM194 27H195V26L193 25V28H194ZM220 27H221V26H220ZM224 27H225V26H224ZM227 27H228V26H227ZM239 27H241V26L239 25ZM1 28H2V27H1ZM9 28H10V27H9ZM78 28H79V27H78ZM84 28H83V29H84ZM98 28H99V26H98ZM135 28H136V27H135ZM143 28H144V27H143ZM149 28H150V27H149ZM158 28H159V27H158ZM261 28H262V27H261ZM3 29H4V28H3ZM7 29H8V28H7ZM7 29H6V30H7ZM23 29H24V28H23ZM87 29L91 30V29H93V28H91V29H90V28H87ZM145 29H146V28H144V30H142V29H141V30H142V31H145ZM156 29H157V28H156ZM180 29H178V30H180ZM185 29L187 30L188 28L185 27ZM190 29H192V28H190ZM190 29H188V30H190ZM230 29L232 30V32H233V31L235 32V31L237 30V29L234 30L235 28L232 29V27L229 28L228 30H230ZM243 29H244V25H243ZM248 29H249V28H248ZM263 29H264V27H263ZM24 30H25V29H24ZM26 30H27V29H26ZM59 30H60V29H59ZM61 30H62V29H61ZM61 30H60V32H61ZM63 30H64V29H63ZM96 30H97V29H96ZM102 30H103V29H102ZM106 30H107V29H106ZM106 30H105V31H106ZM158 30H159V29H158ZM174 30H175V29H174ZM188 30H187L186 33H188ZM195 30H196V29H195ZM218 30H219V29H218ZM221 30H222V29H221ZM239 30H240V28H239ZM239 30H238V31H239ZM244 30H245V29H244ZM246 30H247V29H246ZM250 30H251V29H250ZM254 30H255V29H254ZM256 30H257V28H256ZM9 31H10V30H9ZM54 31H55V30H54ZM65 31H66V30H65ZM70 31H71V30H70ZM76 31H77V30H73L74 33H76ZM85 31H86V30H85ZM94 31H95V30H94ZM113 31H114V30H113ZM120 31H119V32H120ZM128 31H129V29H128ZM128 31H127V32H128ZM138 31H137V33H138ZM213 31H214V30H213ZM240 31L242 32V30H240ZM251 31H252V30H251ZM14 32H15V31H14ZM17 32H18V31H17ZM28 32H29V31H28ZM56 32H57V31H56ZM77 32H78V31H77ZM80 32H81V31H80ZM82 32L84 33V30H82ZM103 32H104V31H103ZM111 32H112V31H111ZM111 32L109 31V32H107L106 34H107V35H108V33H110V34H112V35L115 34V33H111ZM114 32H115V31H114ZM117 32H118V30H117ZM148 32H149V31H147V33H148ZM155 32H156V31H155ZM172 32H173V31H172ZM181 32H180V33H181ZM192 32H193V30H192ZM197 32H198V31H197ZM207 32H208V31H207ZM207 32H206V33H207ZM218 32H219V31H218ZM222 32H223V31H222ZM236 32H237V31H236ZM236 32H235V33H236ZM249 32H250V31H249ZM2 33H3V32H2ZM6 33H10V32H6ZM15 33H16V32H15ZM24 33H25V32H24ZM31 33H33V32L31 31ZM31 33H29V34L27 33L26 35L30 36ZM61 33H62V32H61ZM69 33H70V32H69ZM121 33H122V32H121ZM121 33H120V34H121ZM125 33H126V32H125ZM141 33H142V32H141ZM173 33H174V32H173ZM173 33H172V34H173ZM178 33H179V32H178ZM199 33H201V32H199ZM211 33H212V32H211ZM214 33H215V32H214ZM216 33H217V32H216ZM239 33H240V32H239ZM246 33H248V32H246ZM250 33H251V32H250ZM255 33H256V35H255L256 37L260 36V35H257V32H256V31H255ZM255 33H253V35H254ZM260 33H261V32H260ZM12 34H13V33H12ZM16 34H17V33H16ZM35 34H36V33H35ZM39 34H40V33H38L37 35H39ZM51 34H52V33H51ZM56 34H57V33H56ZM70 34H71V33H70ZM72 34H73V33H72ZM76 34H77V33H76ZM86 34H88V32H86ZM93 34H95V33H93ZM144 34H145V33H144ZM149 34H150V33H149ZM159 34H160V33H159ZM168 34H169V33H168ZM208 34H210V33H208ZM217 34H218V33H217ZM232 34H233V33H232ZM241 34H242V33H241ZM241 34H240V35H241ZM258 34H259V33H258ZM0 35H1V33H0ZM42 35H43V34H42ZM73 35H74V34H73ZM101 35H102V37H103V34H102V33H101ZM107 35H106L105 37L107 38V40H109V39H108L109 37H108ZM117 35H118V33H117ZM117 35H116V37H117ZM127 35H129V33H127ZM141 35H142V34H141ZM145 35H146V34H145ZM186 35H187V34H186ZM186 35H185V37H186ZM188 35H189V33H188ZM190 35H191V34H190ZM203 35H205V34H203ZM203 35L201 34V36H203ZM214 35H215V34H214ZM214 35H213V36H214ZM234 35H235V34H234ZM248 35H249V34H248ZM250 35H251V34H250ZM262 35H263V34H262ZM18 36H19V35H18ZM31 36H32V35H31ZM31 36H30V37H31ZM39 36H40V35H39ZM71 36H72V35H71ZM75 36L77 37V35H75ZM75 36H72V37H75ZM81 36H82V35H81ZM94 36H96V35H94ZM119 36H120V35H118V37H119ZM123 36H124V33H123ZM132 36H133V35H132ZM134 36H133V37H134ZM136 36H137V35H136ZM136 36H135V38H136ZM171 36H172V35H171ZM173 36H174V35H173ZM183 36H184V34H183ZM218 36H219V35H218ZM236 36H237V35H236ZM263 36H264V35H263ZM44 37L46 38V34H45ZM69 37H70V35H69ZM86 37H87V36L85 35V38H86ZM102 37H101V38H102ZM120 37H122V36H120ZM120 37H119L118 39H121ZM138 37H140V36L138 35ZM143 37H145V36L143 35ZM150 37H151V35H147V38H146V40H149V42H150V40H151ZM153 37H154V36H152V39H154ZM169 37H170V35H169ZM169 37H168V38H169ZM185 37H184V38H185ZM199 37H200V35H199ZM199 37H198V38H199ZM260 37H261V36H260ZM6 38H7V36H6ZM9 38H10V37H9ZM11 38H12V37H11ZM13 38H15V37L13 36ZM18 38H19V37H18ZM38 38H39V37H38ZM38 38H36V39H38ZM50 38H51V37H50ZM85 38H84V39H85ZM94 38H95V37H94ZM96 38H97V37H96ZM103 38H104V37H103ZM103 38H102V39H103ZM112 38H113V37H112ZM127 38H128V37H127ZM178 38H179V37H178ZM187 38L189 39V41H188L187 39H185V40H187V41H188L189 43H191V45H192V42H190V40H191L192 38L190 39V36L187 37ZM204 38H205V37H204ZM204 38H203V39H204ZM209 38H210V36H209ZM239 38H240V36H239ZM241 38H242V36H241ZM244 38H245V37H243V39H244ZM248 38H249V37H248ZM252 38H254V41H253V39H251V41H253V42H255V40L258 41V39H259V38H258V39H257V38L255 39V37H252ZM78 39H80V38H78ZM81 39H82V37H81ZM86 39H88V38H86ZM89 39L91 40V38H89ZM104 39H105V38H104ZM104 39H103V41L106 40V39H105V40H104ZM116 39H117V38H116ZM116 39H115V40H116ZM136 39H137V38H136ZM138 39H140V38H138ZM169 39H170V38H169ZM179 39H180V38H179ZM179 39H178V41H180V40L183 39V38H181L180 40H179ZM203 39H202V40H203ZM219 39H220V38H219ZM261 39H262V37H261ZM16 40L18 41V39H16ZM23 40H24V39H23ZM27 40H28V39H27ZM27 40H26V41H27ZM31 40H32V39H31ZM66 40H68V38L65 39L64 42H65ZM71 40H72V39H71ZM74 40H75V39H74ZM123 40H124V39H123ZM133 40H134V39H133ZM142 40H144V39L142 38ZM142 40L140 39V40H138V41L141 42ZM165 40H166V39H165ZM183 40H184V39H183ZM206 40H207V39H206ZM206 40H205V42H206ZM213 40H214V39H213ZM259 40H260V39H259ZM263 40H264V38H263ZM263 40H262V42H264ZM9 41H10V40H9ZM12 41H13V40H12ZM17 41H15V42H17ZM21 41H22V40H21ZM76 41H77V40H76ZM125 41H126V40H125ZM144 41H145V40H144ZM152 41H153V40H152ZM155 41H156V40H155ZM194 41H195V40H194ZM199 41H200V40H199ZM199 41H198V42H199ZM208 41H209V40H207V42H208ZM211 41H212V40H211ZM248 41H250V40H247V42H245L247 45H248ZM251 41H250V42H251ZM260 41H261V40H260ZM260 41H259V43H260ZM29 42H30V40H29ZM35 42H36V41H35ZM38 42H39V39H38ZM60 42H62V41L60 40ZM70 42H71V41H70ZM85 42H86V41H84V43H85ZM99 42H100V41H99ZM101 42H102V41H101ZM108 42H109V41H108ZM114 42H115V41H114ZM119 42H120V40H119ZM121 42H122V41H121ZM126 42H127V41H126ZM128 42H129V41H128ZM128 42H127V43H128ZM147 42H148V41H147ZM149 42H148V44H149ZM153 42H154V41H153ZM170 42H172L171 39H170ZM180 42H183V41L181 40ZM180 42H179V43H180ZM188 42L186 43V41H185V42H183V43H181V44H182V45L184 44L183 46H186L185 48H187V47H188V46H187V45H188ZM198 42H197V43H198ZM218 42H219V41H218ZM22 43H24V42H22ZM22 43L20 42V44H22ZM230 43H231V41H230ZM230 43H229V45H230ZM235 43H236V41H235ZM242 43L244 44V42H242ZM255 43H256V42H255ZM255 43H254V44H255ZM257 43H258V42H257ZM13 44H14V43H13ZM15 44H16V43H15ZM43 44H44V43H43ZM67 44H68V43H67ZM69 44H70V43H69ZM69 44H68V46H70ZM85 44L90 45V43H85ZM119 44H120V43H119ZM129 44H130V43H129ZM131 44H132V43H131ZM134 44H135V43H134ZM137 44H138V43H137ZM148 44H147V46H148ZM151 44H152V43H151ZM160 44H161V43H160ZM164 44H166V43H164ZM173 44H174V43H173ZM177 44H178V43H177ZM177 44H175V45H177ZM195 44H196V43H195ZM200 44H201V43H200ZM206 44H207V43H206ZM208 44L210 45V43H208ZM213 44H215V42H214ZM227 44H228V43H227ZM238 44H239V43H238ZM246 44H245L244 46H247ZM252 44H253V43H252ZM262 44H263V43H262ZM262 44L260 43V46H259V44H258L259 48L261 47ZM24 45H25V43H24ZM31 45H32V44H31ZM59 45H60V43H59ZM59 45H58V46H59ZM61 45H62V44H61ZM73 45H74V43H73ZM81 45H82V44H81ZM88 45H86V46H88ZM99 45H101V44H99ZM104 45H105V44H104ZM106 45H107V44H106ZM106 45L104 46V50H106V51H107V55H109L108 53L111 52L114 48H113V47H109L108 45L106 46ZM109 45H110V44H109ZM113 45L116 46V44H114V43H113ZM113 45H111V46H113ZM123 45L126 46V43L123 44ZM132 45H133V44H132ZM135 45H136V44H135ZM138 45H140V44H138ZM149 45H150V44H149ZM175 45H174L173 48H172L173 50H174ZM204 45H205V43H204ZM39 46H40V45H39ZM43 46H44V45H43ZM66 46H67V45H66ZM66 46H65V47H66ZM93 46H94V45H93ZM102 46H103V45H102ZM102 46H101V47H102ZM119 46H120V45H119ZM189 46H190V45H189ZM193 46L195 47V45H193ZM196 46H197V48L199 47L198 45H196ZM201 46H202V45H201ZM201 46H200V48H201ZM211 46H212V45H211ZM234 46H235V45L232 44L230 48H232V47H234ZM236 46H237V44H236ZM254 46H255V45H254ZM22 47H23V46H22ZM24 47H25V46H24ZM29 47H30V45H29ZM36 47H37V46H36ZM45 47H46V46H45ZM45 47H44V48H45ZM65 47H64V48H65ZM78 47H79V46H78ZM101 47H100V48H101ZM116 47H117L118 49H117V50L114 49V50H116V51H123V52L119 53L120 55L118 54L119 57H118V56L116 55V53L114 52L115 55L117 56V59L119 58L118 61H120V64H121V62H123V61H125V60L127 61V58H128L130 55H131L130 57H132V54H134V53H132V54L129 55V53H128L129 50H128V52H127V51L125 52L124 49L121 48L122 50H119V47H118V46H116ZM116 47H115V48H116ZM122 47H123V46H122ZM136 47H137V46H136ZM162 47H163V46H162ZM171 47H172V46H171ZM178 47H179V44H178ZM204 47H206V46H204ZM227 47H228V46H227ZM237 47H238V46H237ZM242 47H243V46H242ZM247 47H248V46H247ZM252 47H253V45L251 46V48H252ZM15 48H16V47H15ZM19 48H20V47H19ZM39 48H40V47H39ZM52 48H53V47H52ZM55 48H56V46H55ZM61 48H62V47H61ZM61 48H60V49H61ZM85 48H86V47H85ZM88 48H89V47H88ZM123 48H124V47H123ZM130 48H132V46H131ZM139 48H140V47H139ZM142 48H143V47H142ZM163 48H164V47H163ZM176 48H177V47H176ZM176 48H175V49H176ZM185 48H184V49H185ZM200 48H198L197 50H196V47H195V49L193 48V49H194V52H197V54H198V52H201ZM214 48H215V46H214ZM228 48H229V47H228ZM234 48H235V47H234ZM234 48H232V49H234ZM244 48H245V47H244ZM244 48H243V49H244ZM248 48H250V47H248ZM262 48H263V46H262ZM262 48H261V49H262ZM0 49H1V48H0ZM10 49H11V48H10ZM32 49H33V48H32ZM36 49H37V48H36ZM36 49H35V51H36ZM40 49L42 50V48H40ZM40 49H39V50H40ZM67 49H69V48H67ZM71 49H72V48H71ZM80 49H81V47H80L78 50H80ZM91 49H93V48H91ZM125 49H126V48H125ZM144 49H145V48H144ZM178 49H179V48H178ZM181 49H182V48H181ZM201 49H202V51L204 50L203 47H202ZM232 49H231V50H232ZM240 49H242L241 46H240ZM243 49H242V50H243ZM261 49H258V48L256 47V52H258V54L261 53V52H264V50L262 49V50H263V51H262ZM11 50H12V49H11ZM20 50H21V49H20ZM37 50H38V49H37ZM39 50H38V51H39ZM45 50H46V49H45ZM54 50H55V49H54ZM78 50H77V51H78ZM101 50H102V48H101ZM101 50L99 49V50H97V51H100V52H101ZM114 50H113V51H114ZM130 50H131V49H130ZM163 50H164V49H163ZM165 50H166V49H165ZM176 50H177V49H176ZM205 50H206V49H205ZM205 50H204V52H205ZM211 50H212V51H216V49H211ZM242 50H241V52H242ZM251 50H253V49H251ZM254 50H255V49H254ZM4 51H5V50H4ZM6 51H7V50H6ZM8 51H9V50H8ZM16 51H17V50H15V52H16ZM28 51H29V50H28ZM55 51H56V50H55ZM57 51H58V50H57ZM57 51H56V52H57ZM70 51H72V50H70ZM77 51H76V52H77ZM86 51H87V50H86ZM97 51H96V54L99 53V52L97 53ZM106 51H105V53H106ZM108 51H109V52H108ZM113 51H112V54H113ZM171 51H172V50H171ZM183 51H184V50H183ZM217 51H218V50H217ZM217 51H216V52H217ZM239 51H240V50H239ZM1 52H2V51H1ZM17 52H19V51H17ZM31 52H32V50H31ZM36 52H37V51H36ZM39 52H40V51H39ZM50 52H51V50H50ZM56 52L53 51V54H55ZM66 52H67V51H66ZM80 52L83 53V51H80ZM84 52H85V51H84ZM132 52H133V51H132ZM178 52H179V51H178ZM178 52H177V54H178ZM187 52H188V50H187ZM232 52H233V51H232ZM234 52H235V50H234ZM20 53H21V52H20ZM26 53H28V52H26ZM29 53H30V52H29ZM32 53H33V52H32ZM32 53H31V54H32ZM46 53H48V52H45V54H46ZM51 53H52V52H51ZM57 53H58V52H57ZM57 53H56V54H57ZM60 53H61V52H60ZM67 53H68V52H67ZM72 53H73V52H72ZM105 53H104V55H106ZM142 53H143V52H142ZM142 53L140 52L141 55H142ZM147 53H148V52H147ZM147 53H146V54H147ZM169 53H170V52H169ZM191 53H192V52H191ZM202 53H203V52H202ZM206 53H208V52L206 51ZM206 53H205V54L203 53V55H205V57H207L206 55H209V54H206ZM209 53H210V52H209ZM217 53H218V52H217ZM0 54H1V53H0ZM31 54H30L29 57H33V56H34V55L31 56ZM35 54L38 55L37 53H35ZM39 54H40V53H39ZM45 54H44V55H45ZM49 54H50V53H49ZM53 54H51V57H52ZM61 54H62V53H61ZM86 54H87V53H86ZM88 54H89V52H88ZM99 54H100V53H99ZM99 54H98V55H99ZM148 54H149V53H148ZM148 54H147V55H148ZM172 54H173V52L171 53V55H172ZM177 54H176V57H173V56H172V57H173L172 60L169 59L168 65H170L171 67H172V65H171L172 63H175V64H176L177 61H179V60L181 61V59H183V56L185 57L184 54H186V53H182V54H183L182 56H181V55L179 56V54H178V55H177ZM180 54H181V53H180ZM192 54H193V53H192ZM199 54H200V53H199ZM199 54H198V55H199ZM213 54L215 55L216 53H213ZM252 54H254V53H252ZM16 55H17V54H16ZM42 55H43V54H42ZM59 55H60V54H59ZM70 55H71V54H70ZM73 55H74V54H73ZM84 55H85V54H84ZM102 55H103V53H102ZM102 55H101V57H100V60H103V59H101V58H102ZM104 55H103V56H104ZM115 55H112V57L115 56ZM165 55H166V54H165ZM174 55H175V54H174ZM193 55H194V54H193ZM198 55H197V56H198ZM200 55H202V54H200ZM203 55H202V56H203ZM210 55H211V54H210ZM214 55H213V56H214ZM232 55H233V54H232ZM234 55H235V54H234ZM234 55H233V56H234ZM255 55H256V53H255ZM259 55H261V54H259ZM1 56H2V55H1ZM11 56H12V55H11ZM24 56H25V55H24ZM39 56H41V55H38V57H39ZM61 56H62V55H61ZM99 56H100V55H99ZM142 56H143V55H142ZM177 56H179V57H177ZM227 56H228V55H227ZM229 56H230V55H229ZM233 56H231V57H233ZM236 56H237V53H236ZM247 56H248V55H247ZM38 57H36L37 59H35V60H38ZM41 57H42V56H41ZM43 57L45 58L46 56H43ZM43 57H42V58H43ZM48 57H50V56H48ZM55 57H56V56H55ZM58 57H60V56H58ZM72 57H73V56H72ZM72 57H71V58H72ZM97 57H98V56H97ZM109 57H110V56H109ZM146 57H148V56H146ZM190 57H191V56H190ZM190 57H189V58H190ZM195 57H196V55H195ZM225 57H226V56H225ZM248 57H249V56H248ZM251 57H253V56H250L249 58H251ZM259 57H260V56H258V59H259ZM261 57H262V56H261ZM4 58H5V57H4ZM26 58H27V56H26ZM34 58H35V56H34ZM34 58H33V59H34ZM46 58H47V57H46ZM63 58H64V56H63ZM82 58H84L83 55H82ZM85 58H86V56H85ZM115 58H116V57H115ZM115 58H114V60H115ZM193 58H194V56H193ZM196 58H197V57H196ZM198 58H199V57H198ZM226 58H227V57H226ZM5 59H6V58H5ZM49 59L51 60V58H49ZM59 59H60V58H59ZM72 59H73V58H72ZM105 59H106V57H105ZM107 59H108V57H107ZM144 59H145V58H144ZM144 59H141V60L145 63V60H144ZM163 59H164V58H163ZM191 59H192V58H191ZM203 59H204V58H203ZM218 59H219V58H218ZM221 59H222V58H221ZM233 59H234V58H233ZM236 59H237V57H236ZM28 60H29V59H28ZM31 60H32V58H31ZM31 60H30V61H31ZM40 60H44V59H41V58H40L39 61H40ZM67 60H70V59H67ZM84 60H85V59H84ZM98 60H99V58H98ZM112 60H113V59H112ZM130 60H131V58H130ZM141 60H139V61H141ZM148 60H150V59H148ZM153 60H154V59H153ZM159 60H160V59H159ZM170 60H171V61H170ZM184 60H185V59H184ZM192 60H193V59H192ZM197 60H198V59H197ZM204 60H206V59H204ZM207 60H208V58H207ZM234 60H235V59H234ZM241 60H242V59H241ZM249 60H250V59H249ZM249 60H248V61H249ZM251 60H254V59H251ZM251 60H250V61H251ZM255 60H256V58H255ZM0 61H1V60H0ZM6 61H7V59H6ZM23 61H24V60H23ZM30 61H29V62H30ZM39 61H38V65H40V66H41V64H42V66H43V63H44V64L46 63V62L41 63V62H39ZM44 61H46V60H44ZM57 61H59V60H56V62H57ZM75 61H76V60H75ZM85 61H86V62L83 63V65L80 66L81 68H83V67H84V68H89V67H90V63L87 62V60H85ZM103 61H104V60H103ZM105 61H106V60H105ZM126 61H125L124 63H127ZM142 61H141V62H142ZM154 61H155V60H154ZM156 61H157V60H156ZM224 61H225V59H224ZM229 61H230V60H229ZM239 61H240V60H239ZM31 62L33 63V61H31ZM49 62H50V61H49ZM51 62H52V60H51ZM51 62H50V63H51ZM59 62H60V61H59ZM62 62H63V61H62ZM62 62H61V63H62ZM70 62H71V61H70ZM73 62H74V61H73ZM81 62H82V61H81ZM106 62L108 63V61H106ZM109 62H111V61L109 60ZM112 62H113V61H112ZM115 62H116V61H115ZM143 62H142V63H143ZM146 62H147V61H146ZM166 62H167V61H166ZM189 62H191V61H189ZM195 62H197V61H195ZM195 62H194V63H195ZM198 62H200V63H198V65H199V64L202 65V64L205 63L203 60H202V61H201V60H200V61L198 60ZM206 62H207V61H206ZM234 62H236V61H234ZM251 62H252V61H251ZM256 62H257V60H256ZM54 63H55V62H54ZM71 63H72V62H71ZM98 63H99V62H98ZM134 63H135V62H134ZM157 63H158V62H157ZM157 63H156V64H157ZM191 63H192V62H191ZM236 63H237V62H236ZM254 63H255V62H254ZM0 64H1V63H0ZM7 64H8V63H7ZM25 64H26V63H25ZM36 64H37V63H36ZM36 64H35V65H36ZM69 64H70V63H69ZM109 64H110V63H109ZM138 64H139V63H138ZM145 64H146V63H145ZM153 64H155V62H154ZM160 64H161V63H160ZM160 64H159V65H160ZM163 64L165 65V63H163ZM175 64H173V66H174ZM179 64H181V63H179ZM221 64H222V63H221ZM241 64H242L243 67H246V68H249V67H252V66H253L250 62H244L243 60H242V63H241ZM256 64H258V63H256ZM1 65H2V64H1ZM10 65H11V64H10ZM21 65H23V64H21ZM32 65H33V64H32ZM51 65H53V63H52ZM71 65H72V64H71ZM77 65H78V64H77ZM100 65H101V64H100ZM116 65H117V64H116ZM139 65H141V64H139ZM159 65H158V66H159ZM193 65H194V64H193ZM195 65H196V63H195ZM201 65H200L199 67H203V66H201ZM204 65H206V64H204ZM238 65H240V64H238ZM262 65H263V64H262ZM5 66L7 67L8 65H5ZM33 66H34V65H33ZM47 66H48V65H47ZM55 66H56V65H55ZM58 66H59V65H58ZM60 66H61V65H60ZM74 66H76V65H74ZM74 66H73V67H74ZM95 66H96V65H95ZM101 66H102V65H101ZM117 66H119V65H117ZM125 66H126V65H125ZM128 66H129V65H128ZM151 66H152V65H151ZM254 66H255V65H254ZM2 67H3V66H2ZM6 67H4L5 69H4V68H3V69L0 68V73L3 75V77H4V76H7V77H8V76H10V75L12 76V74H13L14 72H17V70H16V71H12V69H9L8 67H7V68H6ZM38 67H39V66H38ZM44 67H45V66H44ZM50 67H53L52 69H54V66H50ZM73 67H72V68H73ZM106 67H107V66H106ZM108 67H109V66H108ZM114 67H115V66H114ZM123 67H124V66H123ZM130 67H131V66H129V69H128V70H130ZM132 67H133V66H132ZM139 67H140V66H139ZM152 67H153V66H152ZM159 67H160V66H159ZM161 67H162V66H161ZM166 67H167V66H166ZM257 67H258V66H257ZM261 67H262V66H261ZM17 68H18V67H17ZM39 68H41V67H39ZM48 68H49V67H48ZM59 68H61V67H59ZM84 68H83V69H84ZM112 68H113V66H112ZM127 68H128V67H127ZM141 68H142V67H141ZM149 68H150V67H149ZM182 68H183V67H182ZM189 68H191V66H190ZM13 69H15V66H14ZM26 69H27V67H26ZM37 69H38V68H36V67H35V69L32 68V70L29 69V71H27L26 75H28V72H29V75H30V76L33 75V77H34V74H36V72H38L36 75H39V73H40L39 71H42L43 69H42V70L38 69L39 71H37ZM73 69L75 70V68H73ZM106 69H107V68H106ZM106 69H105V70H106ZM108 69H109V68H108ZM115 69H116V68H115ZM115 69H113V70H115ZM167 69H169V68H167ZM172 69H173V68H172ZM172 69H171V70H172ZM184 69H186V68H183L182 70H180V69L178 70L179 73H180L182 76H184V75L187 73V70H184ZM205 69H206V68H205ZM205 69H204V71H205ZM212 69H213V68H212ZM255 69H256V68H255ZM257 69H258V68H257ZM263 69H264V67H263ZM74 70H71V71L73 72ZM111 70H112V69H111ZM121 70H122V69H121ZM131 70H132V69H131ZM133 70H134V67H133ZM142 70H143V69H142ZM191 70H192V69H191ZM197 70H198V68H197ZM199 70H200V68H199ZM202 70H203V69H202ZM202 70H201V71H202ZM207 70H208V69H207ZM249 70H251V68H250ZM249 70H248V71H249ZM20 71H21V73L24 74V76H25V73L22 72V70H20ZM20 71H19V72H20ZM24 71H26V70H24ZM51 71H53V70H51ZM56 71H59V69L56 70ZM175 71H176V70H175ZM194 71H195V70H194ZM201 71H198V72L203 73V71H202V72H201ZM251 71H253V70H251ZM67 72H68V71H67ZM106 72L108 73V71H106ZM124 72H126V71L124 70ZM140 72H141V71H140ZM140 72H139V73H140ZM142 72H143V71H142ZM150 72H151V71H150ZM152 72H153V71H152ZM152 72H151V75H150V74L148 75V73L146 72V73H147V74H146L147 76L144 77L145 79L143 80V81L148 82V85H150L149 83H152V82H150V79H151L152 81L154 80V79H152V78H153L152 74H153L154 72H153V73H152ZM157 72H158V71H157ZM160 72H161V71H160ZM188 72H190V70H189ZM208 72H209V71H208ZM211 72H213V71L211 70ZM211 72H210V74H211ZM249 72H250V71H249ZM260 72H261V71H260ZM263 72H264V70H263ZM50 73H51V72H50ZM109 73H111V72H109ZM109 73H108V74H109ZM113 73H115V72H112V74H113ZM121 73H122V72H121ZM144 73H145V72H144ZM164 73H165V71H164ZM167 73H170V69H169V72L167 71ZM192 73H193V72H192ZM257 73H258V71H257ZM14 74H15V73H14ZM14 74H13V75H14ZM22 74H18L20 78H21V76L23 77ZM41 74H42V73H41ZM87 74H88V73H87ZM89 74H90V72H89ZM97 74H98V73H97ZM100 74H101V73H99L98 75H100ZM103 74L105 75V73H103ZM117 74H119V73H117ZM131 74H132V73H131ZM140 74H141V73H140ZM155 74H156V73H155ZM158 74H159V73H158ZM195 74H196V73H195ZM198 74H199V73H198ZM198 74H196V76H194L193 78H191L192 80H190V81H192V82H190L189 85L187 84V85L189 86L187 92H189V93L192 94V95H193V93H195L196 95H197V94H202V93H203V94L201 95V96L204 95L203 97H205V96L208 97V96L213 95V92H212V89H213V88H212V89L210 88L211 91H207V90H206V91H203V90L201 89V86H203V84H205L204 86H206L207 84H209V82H210V81L208 82V79H209V76H210L209 73H208L209 76L205 75V77H203L201 74H199V75H200V76H199ZM215 74L218 75V76H220V75L217 74L216 72H215ZM221 74H222V73H221ZM226 74H227V73H226ZM20 75H21V76H20ZM42 75H43V74H42ZM98 75H95V76H98ZM142 75H143V74H142ZM153 75H154V74H153ZM161 75H162V74H161ZM163 75H164V74H163ZM181 75H180V76H181ZM192 75H193V74H192ZM212 75H213V74H212ZM212 75H211V76H212ZM228 75H229V74H228ZM30 76H28L27 79L33 80V79L30 78ZM74 76H75V75H74ZM86 76H87V75H86ZM88 76L90 77V75H88ZM88 76H87V77H88ZM101 76H103V75H100V77H101ZM106 76H107V75H106ZM106 76H105V77H106ZM109 76H110V75H109ZM109 76H108V77H109ZM112 76H113V75H112ZM112 76H111V77H112ZM124 76H125V75H124ZM130 76H133V75H130ZM150 76H152V78H151ZM167 76H169V75H167ZM177 76H178V75H177ZM206 76H207L208 78H207ZM246 76H247V75H246ZM248 76H249V75H248ZM256 76H257V75H256ZM16 77H17V76H16ZM25 77H26V76H25ZM37 77H39V76H37ZM51 77H52V75H51ZM87 77H86V78H87ZM105 77H104V78H105ZM126 77H127V76H126ZM139 77H140V76H139ZM160 77H161V76H160ZM162 77H163V76H162ZM162 77H161V78H162ZM165 77H166V76H165ZM165 77H164V78H165ZM252 77H253V76H252ZM254 77H255V76H254ZM257 77H260V76L258 75ZM10 78H11V77H10ZM12 78H13V77H12ZM41 78H42V77H41ZM90 78H91V77H90ZM90 78H89V79H90ZM112 78H113V77H112ZM127 78H128V77H127ZM156 78L159 79V80L156 79L158 82H159L160 79H161V78H159V76L156 77ZM187 78H188V77H187ZM213 78H214V77H213ZM217 78H218V77H217ZM222 78H223V77H222ZM3 79H4V78H3ZM13 79H16L15 76H14ZM37 79H38V78H37ZM37 79H36V80H37ZM42 79H43V78H42ZM51 79H52V78H51ZM118 79H120V78H118ZM118 79H116V80H118ZM124 79H125V78H124ZM124 79H123V81H124ZM133 79H134V78H133ZM137 79H138V78H137ZM141 79H142V77H141ZM170 79H171V78H170ZM177 79H178V78H177ZM189 79H190V78H189ZM189 79H188V80H189ZM210 79H212V78L210 77ZM210 79H209V80H210ZM220 79H221V78H220ZM8 80H9V79H8ZM18 80H20V79H18ZM34 80H35V79H34ZM48 80H49V79H48ZM84 80H85V79H84ZM84 80H83V81H84ZM92 80H93V79H92ZM96 80H98V79H96ZM100 80H102V79H100ZM108 80H109V79H108ZM135 80H136V78H135ZM139 80H140V78H139ZM161 80H162V79H161ZM165 80H166V78H165ZM182 80H183V78H182ZM214 80H215V78H214ZM226 80H227V79H226ZM250 80H251V79H250ZM15 81H16V80H15ZM21 81H22V79H21ZM49 81H50V80H49ZM75 81H76V80H75ZM83 81H82V82H83ZM86 81H87V80H85V82H86ZM102 81H103V80H102ZM118 81H119V80H118ZM121 81H122V80H121ZM125 81H126V80H125ZM132 81H133V80H132ZM143 81H142V82H143ZM157 81L154 80V82H156V83H157ZM167 81H168V80H167ZM180 81H181V80H180ZM180 81H179V82H178V81H176V82L173 81V83H177L178 89H179L180 86L182 87V85L179 86ZM221 81H222V79H221ZM10 82H12V81H10ZM28 82H29V81H28ZM39 82H40V81H39ZM47 82H48V81H47ZM119 82H120V81H119ZM119 82H118V84H119ZM133 82H134V81H133ZM135 82H137V80H136ZM135 82H134V83H135ZM160 82L162 83V81H160ZM160 82L157 84V86L159 85V87H160ZM206 82H207V83H206ZM213 82H214V81H213ZM218 82H219V81H218ZM227 82H228V81H227ZM261 82H262V81H261ZM8 83H9V82H8ZM30 83H32V82H30ZM33 83H34V84H30V85H26V84H25V85H22V86H24L23 89H26V90H28V92H29V91L31 92L32 88H35V87L31 86V85H35V82H33ZM36 83H37V82H36ZM69 83H70V82H69ZM75 83H76V82H75ZM80 83H81V82H80ZM83 83H84V82H83ZM106 83H109V82H106ZM121 83H122V82H121ZM130 83L133 84L132 82H130V81L128 80V84H130ZM169 83H170V82H169ZM258 83H259V82H258ZM27 84H28V83H27ZM118 84H117L116 86H118ZM123 84H124V82H123ZM153 84H154V83H153ZM163 84H164V83H163ZM182 84H184V86H185V83H184V82H183ZM210 84H211V83H210ZM222 84H223V83H222ZM232 84H233V83H232ZM255 84H256V83H255ZM12 85H14V83H13ZM64 85H65V83H64ZM64 85H63V86H64ZM69 85H70V84H68V85H66V86H64V87H67V88H68V87L71 86V85H70V86H69ZM124 85H125V84H124ZM135 85H136V84H135ZM143 85H144V84H143ZM145 85H146V84H145ZM235 85H236V84H235ZM35 86H36V85H35ZM57 86H58V85H57ZM75 86H76V85H75ZM77 86H80V85H77ZM122 86H123V85H122ZM131 86H132V85H131ZM133 86H134V85H133ZM136 86H137V85H136ZM141 86H142V85H141ZM150 86H151V85H150ZM150 86H147V88H148V87L150 88ZM155 86H156V85H155ZM163 86H165V85H163ZM177 86H176V87H177ZM204 86H203V87H204ZM208 86H209V85H208ZM208 86H207V87H208ZM230 86H231V85H230ZM258 86H260V85H258ZM261 86H262V85H261ZM261 86H260V88H261ZM13 87H14V86H13ZM30 87H31V90H30ZM61 87H62V86H61ZM64 87H63V88H64ZM73 87H74V86H73ZM123 87H125V86H123ZM139 87H140V84H139ZM139 87L137 86V88H138L137 91L135 90L136 87L133 88V90H135L136 92H138ZM143 87H144V86H142V88L140 87V88H141V92L144 91ZM159 87H158V88H159ZM166 87H167V86H166ZM170 87H172V86H170ZM181 87H180V88H181ZM227 87H228V86H227ZM107 88H108V87H107ZM129 88H130V87H129ZM144 88H145V87H144ZM158 88H157V89H158ZM224 88H225V87H224ZM234 88H235V87H234ZM237 88H238V87H237ZM10 89H11V87H10ZM15 89H16V88H15ZM35 89H36V88H35ZM39 89H40V87H39ZM70 89H72V86H71ZM70 89L68 88V90H70ZM74 89H75V88H74ZM89 89H90V88H89ZM121 89H122V88H121ZM142 89H143V90H142ZM155 89H156V88H155ZM155 89H153V90H155ZM157 89H156V90H157ZM168 89H169V88H168ZM176 89H177V88H176ZM181 89H183V88H181ZM181 89H180V90H181ZM26 90H25V91H26ZM41 90H42V89H41ZM43 90H45V89H43ZM60 90H61V89H60ZM65 90H66V89H65ZM123 90H126V89L123 88ZM133 90H132V91H133ZM151 90H152V89H151ZM162 90H163V89H162ZM162 90H160V91H162ZM185 90H186V89H185ZM219 90H220V89H219ZM219 90H217V91L219 92ZM225 90H226V89H225ZM228 90H229V89H228ZM261 90H264V87L261 88ZM6 91H7V93H8V90H6ZM9 91H10V90H9ZM13 91L15 92V90H13ZM33 91H34V93L39 92V90L37 91V90H34V89H33ZM35 91H36V92H35ZM56 91H57V90H56ZM63 91H64V90H63ZM135 91L133 92V96H134V94H135ZM149 91H150V89H149ZM157 91H158V90H157ZM176 91H177V90H176ZM176 91H174V92H176ZM213 91H214V89H213ZM226 91H227V90H226ZM229 91H230V90H229ZM232 91H233V90H232ZM256 91H257V90H256ZM256 91H255V92H256ZM14 92H13V93H14ZM19 92H20V91H19ZM19 92H18V93H19ZM23 92H24V91H23ZM23 92H22V93H23ZM30 92H29V93H30ZM50 92H51V91H50ZM76 92H77V91H76ZM76 92H75V94H77ZM141 92H139V93H141ZM151 92H152V93H153V92L155 93V91H151ZM167 92H168V91H167ZM167 92H166V93H167ZM169 92H170V91H169ZM180 92H181V91H180ZM215 92H216V91H215ZM220 92H221V91H220ZM227 92H228V91H227ZM227 92H226V94H227ZM230 92H231V91H230ZM257 92H258V91H257ZM259 92H260V91H259ZM259 92H258V94H259ZM3 93H4V94H3ZM7 93H5V89H4V92L1 93V94H3L2 96H0V106H2V108H0L1 111H3L2 109H4V108H5V109L7 108L8 110H10L11 108H13V107H12L13 104L15 105L14 101H16V100H22V99H24V96H27V97L29 96V95H23V94H21V92H20L19 94H17V93L15 92L16 94L13 95V93H12V95H10V96H11V99H8V98H7V100H6V99L4 100L3 96H5ZM32 93H33V92H31V94H32ZM56 93H57V92H56ZM61 93H64V92L61 91ZM61 93H59V94H61ZM67 93H68V92H67ZM69 93H70V92H69ZM78 93H79V92H78ZM93 93H94V92H93ZM131 93H132V92H131ZM131 93H130V94H131ZM157 93H158V92H157ZM157 93H155V94H153V95H157ZM172 93H173V92H172ZM172 93L170 94V96L172 95ZM216 93H217V92H216ZM236 93H237V92H236ZM236 93H235V96L237 95ZM24 94H25V93H24ZM49 94H50V93H49ZM53 94H55V93H53ZM111 94H112V93H111ZM126 94H127L128 96L130 95V94H128V93H126ZM147 94H148V93H147ZM150 94H151V93H150ZM180 94H181V95L184 94V95L186 96V92H182V93H180ZM187 94H188V93H187ZM221 94H222V93H221ZM221 94H219V95H221ZM229 94H230V93H229ZM240 94H241V93H240ZM261 94H264V91L260 92L259 95H261ZM33 95L35 96V94H33ZM45 95L48 96V94H45ZM55 95H56V94H55ZM55 95H53V96H55ZM63 95H64V94H63ZM63 95H62V96H63ZM69 95H71V94H69ZM108 95H109V94H108ZM112 95H113V94H112ZM112 95L108 96V98L110 97L109 100L112 101V102L107 101V102H110L111 104L113 103V101H115V100H111V98H112L111 96H112ZM140 95H141V94H140ZM140 95H139V96H140ZM143 95H144V93H143ZM143 95H142V97L144 98ZM153 95H151V96H152L153 98H155L156 96L154 97ZM178 95H179V94H178ZM178 95H177V97H180V96H178ZM184 95H183V97H184ZM222 95H223V94H222ZM227 95H228V94H227ZM231 95H233V94H231ZM8 96H9V95H8ZM31 96H32V95H31ZM31 96H30L29 98H31ZM34 96H32L31 101L33 100V97H34ZM46 96H45V97H46ZM64 96H65V95H64ZM64 96H63V97H64ZM67 96H68V95H67ZM71 96H72V95H71ZM78 96H79V95H78ZM78 96H76V97H78ZM87 96H88V95H87ZM87 96H86V97H87ZM91 96H93V94H92ZM105 96H107V95H104V98H105ZM113 96L116 98V94H114ZM119 96H120V95H119ZM137 96H138V95H137ZM146 96H149V95H146ZM146 96H145V97H146ZM151 96H149V97H151ZM170 96H169V97H170ZM173 96H174V95H173ZM193 96H194V95H193ZM193 96H192V97H193ZM229 96H230V95H229ZM229 96H228V97H229ZM263 96H264V95H263ZM27 97L25 98L26 100L29 99V98H27ZM57 97H58V93H57ZM89 97H90V96H89ZM89 97H88V99H91V98H89ZM93 97H94V96H93ZM100 97H101V96H100ZM100 97H99V98H100ZM126 97H127V96H126ZM152 97H151V98H152ZM161 97H163V96H161ZM161 97H160V98H161ZM167 97H168V96H167ZM167 97H166V98H167ZM171 97H172V96H171ZM171 97H170V98H171ZM188 97H190V95H189ZM188 97H187V98H188ZM195 97H196V96H195ZM203 97H202V98H203ZM212 97H213V96H212ZM217 97H218V95H217ZM222 97H223V96H222ZM224 97H225V96H224ZM226 97H227V96H226ZM231 97H232V96H231ZM243 97H244V96H243ZM34 98H35V97H34ZM37 98H38V97H37ZM37 98H36V99H37ZM61 98H62V97H61ZM67 98H69V97H67ZM78 98H80V96H79ZM115 98H114V99H115ZM120 98H122V97H120ZM151 98H150V100H151ZM181 98H182V97H181ZM181 98H178V99H181ZM193 98H194V97H193ZM218 98H219V97H218ZM25 99H24V100H25ZM44 99H45V98H44ZM48 99L51 101V99H54V98H53V97L51 96V94H50V95L48 96ZM93 99H95V97H94ZM100 99H101V98H100ZM105 99H106V98H105ZM135 99H136V98H135ZM148 99H149V98H148ZM157 99H158V98H157ZM161 99H162V98H161ZM161 99H160V101H161ZM174 99H175V97H174ZM182 99H183V98H182ZM194 99H195V98H194ZM204 99H205V98H204ZM221 99H222V98H221ZM226 99H227V98H226ZM240 99H241V98H240ZM29 100H30V99H29ZM29 100H28V101H29ZM34 100H35V99H34ZM34 100H33V101H34ZM41 100H42V99H41ZM55 100H56V99H55ZM63 100H66V99H63ZM106 100H108V99H106ZM106 100H105V102H106ZM119 100H120V99H119ZM123 100H125V97L123 98ZM127 100H128V99H127ZM140 100H142V98H141ZM144 100H145V98L143 99V101H144ZM146 100H147V99H146ZM152 100H154V99H152ZM196 100H197V99H196ZM200 100H201V99H200ZM214 100L216 101L215 97H214ZM235 100H236V99H235ZM28 101H26V102H28ZM33 101H32V102H33ZM53 101H54V100H53ZM57 101H58V100H57ZM59 101H60V100H59ZM70 101H71V100H70ZM74 101H75V100H74ZM99 101H101V100H99ZM99 101H98V102H99ZM102 101H103V100H102ZM102 101H101V102H102ZM129 101H130V100H129ZM129 101H128V102H129ZM160 101L158 100V102H160ZM162 101H163V100H162ZM164 101H165V100H164ZM178 101H179V100H178ZM186 101H187V100H186ZM203 101H205V100H203ZM208 101H209V100H208ZM255 101H256V100H255ZM255 101H254V102H255ZM260 101H261V100H260ZM32 102H31V103H32ZM43 102H44V101H43ZM45 102H47V101H45ZM75 102H76V101H75ZM103 102H104V101H103ZM131 102H132V101H131ZM149 102H150V101H148V105H149ZM155 102H156V101H155ZM175 102H177V101H175ZM217 102H218V101H217ZM217 102H216V103H217ZM220 102H221V101H220ZM237 102H238V100H237ZM237 102H236V103H237ZM72 103H73V100H72ZM99 103H100V102H99ZM110 103H109V104H110ZM120 103H121V100H120ZM122 103H125V102H122ZM162 103H163V102H162ZM171 103H172V102H171ZM179 103H180V102H179ZM210 103H211V102H210ZM212 103H213V102H212ZM221 103H222V102H221ZM226 103H227V102H226ZM226 103H225V104H226ZM256 103H257V102H256ZM25 104H26V103H25ZM28 104H29V103H28ZM54 104H55V103H54ZM60 104L62 105V103H60ZM68 104H69V102H68ZM103 104L106 105V103H103ZM150 104H151V102H150ZM154 104H156V103H154ZM160 104H161V103H160ZM164 104H165V103H164ZM188 104H189V103H188ZM213 104H214V103H213ZM30 105H31V104H30ZM48 105H49V104H48ZM52 105H53V103H52ZM57 105H58V104H57ZM63 105H64V104H63ZM80 105H81V104H80ZM116 105H117V103H116V104L114 103V106H116ZM139 105H140V104H139ZM141 105H142V104H141ZM144 105H145V104H144ZM148 105H146V108H147ZM169 105H170V104H169ZM169 105H168V106H169ZM171 105H172V104H171ZM171 105H170V106H171ZM190 105H191V104H190ZM217 105H218V103H217ZM37 106H38V105H37ZM40 106H41V105H40ZM42 106H43V105H42ZM54 106H55V105H54ZM65 106H66V105H65ZM82 106H84V105H82ZM82 106H81V107H82ZM101 106H103V105H101ZM108 106H109V105H108ZM108 106H107V107H108ZM112 106H113V105H112ZM151 106H152V105H151ZM160 106H161V105H160ZM162 106H163V105H162ZM185 106H186V105H185ZM210 106H211V105H210ZM214 106H215V105H214ZM221 106H222V105H221ZM223 106H225V105H223ZM229 106H230V105H229ZM229 106L226 105V109H227V107H229ZM234 106H235V105H234ZM234 106H233V108H232V106H231V108L234 109ZM237 106H238V105H237ZM252 106H253V105H252ZM20 107H21V106H20ZM38 107H39V106H38ZM43 107H44V106H43ZM60 107H61V106H60ZM69 107H70V106H69ZM79 107H80V106H79ZM81 107H80V108H81ZM95 107H96V106H95ZM99 107H100V105H99ZM116 107H117V106H116ZM143 107H144V106H143ZM148 107H149V106H148ZM158 107H159V106H158ZM183 107H184V106H183ZM183 107H182V108H183ZM187 107H188V106H187ZM187 107H186V108H187ZM238 107H240V106H238ZM22 108H24V107H22ZM31 108H32V107H31ZM36 108H37V107H36ZM53 108H54V107H53ZM66 108H67V107H65V109H66ZM71 108H72V107H71ZM73 108H75V107H73ZM85 108H86V107H85ZM87 108H88V107H87ZM108 108H109V107H108ZM108 108H107V109H108ZM117 108H118V107H117ZM129 108H130V107H129ZM129 108H128V109H129ZM146 108H145V109H146ZM156 108H157V107H156ZM163 108H164V107H163ZM177 108L179 109V107H177ZM198 108H199V107H198ZM215 108H216V107H215ZM224 108H225V107H224ZM235 108H237V107L235 106ZM251 108H252V107H251ZM19 109H20V108H19ZM40 109H42V107H41ZM40 109H38V110H40ZM48 109H49V108H48ZM54 109H55V108H54ZM57 109H58V108H57ZM83 109H84V108H83ZM97 109H98V108H97ZM107 109H106V110H107ZM115 109H116V108H115ZM118 109H119V108H118ZM118 109H117V110H118ZM150 109H151V108H150ZM150 109L148 108V110H150ZM154 109H155V108H154ZM154 109H152V111H153ZM157 109H159V108H157ZM184 109H185V107H184ZM189 109H190V108H189ZM222 109H223V108H222ZM229 109H230V108H229ZM232 109H230L231 112H232ZM15 110H16V109H15ZM17 110H18V109H17ZM25 110H26V108H25ZM25 110H23V112H21V110H18V111H15V112H17V114H19V113H24ZM51 110H52V109H51ZM51 110H50V112H51ZM72 110H73V109H72ZM92 110H93V112H94L95 108L92 109ZM103 110H104V109H103ZM109 110H111V109H109ZM122 110H123V109H122ZM161 110H162V109H161ZM161 110H160V111H161ZM164 110H165V109H164ZM167 110H169V109L167 108ZM191 110L193 111V109H191ZM195 110H196V109H195ZM4 111H5V110H4ZM42 111H43V110H42ZM47 111H48V110H47ZM54 111H55V110H54ZM88 111H89V110H88ZM88 111H87V112H88ZM111 111H112V110H111ZM115 111H116V110H115ZM118 111H119V110H118ZM124 111H125V110H124ZM143 111L146 112V110H144V109H143ZM185 111H186V109H185ZM185 111H184V112H185ZM211 111H212V110H211ZM211 111H210V113H211ZM216 111H217V110H216ZM226 111L228 112V110H226ZM240 111H241V110H240ZM11 112H12V111H11ZM11 112H10V113H11ZM15 112H14V113H15ZM36 112H37V111H35V113H36ZM39 112H40V111H39ZM39 112H38L37 114H39ZM48 112H49V111H48ZM52 112H53V111H52ZM99 112H101L100 109H99ZM106 112H107V111H106ZM131 112H132V111H131ZM147 112H148V111H147ZM157 112H158V111H157ZM166 112H167V111H166ZM174 112H176V110H175ZM174 112H173V113H174ZM190 112H191V111H190ZM212 112H213V111H212ZM238 112H239V111H238ZM27 113H28V112H27ZM54 113H55V112H54ZM134 113H135V112H134ZM153 113H154V111H153ZM153 113H152V115H153ZM155 113H156V111H155ZM162 113H163V111H162ZM182 113H183V112H182ZM182 113H179V114H182ZM186 113H187V112H186ZM188 113H189V111H188ZM210 113H209V114H210ZM232 113H233V112H232ZM15 114H16V113H15ZM24 114H26V113H24ZM24 114H22V115L24 116ZM31 114H32V113H30V116H32ZM37 114H34V115L36 116ZM40 114H41V112H40ZM42 114H43V112H42ZM48 114H49V113H48ZM99 114H101V113H99ZM103 114H104V113H103ZM107 114H108V112H107ZM141 114H142V113H141ZM143 114H144V113H143ZM165 114H166V113H165ZM207 114H208V113H207ZM213 114H216V113H213ZM217 114H218V113H217ZM229 114H230V113H229ZM22 115H21V116H22ZM26 115H27V114H26ZM108 115H109V114H108ZM119 115H120V112H119ZM145 115H146V114H145ZM148 115H149V114H148ZM154 115H155V114H154ZM157 115H158V113H157ZM157 115H156V116H157ZM190 115H191V114H190ZM190 115H189V116H190ZM192 115H193V114H192ZM211 115H212V114H211ZM226 115H227V114H226ZM28 116H29V115H28ZM37 116H38V115H37ZM58 116H59V115H58ZM61 116H62V115H61ZM69 116H70V115H69ZM100 116H101V115H100ZM104 116H106V115H104ZM126 116L129 117V119L134 118V114L130 113V111H125V117H126ZM150 116H151V115H150ZM158 116H159V115H158ZM163 116H164V114H163ZM169 116H170V115H169ZM194 116H196V115H194ZM258 116H259V115H258ZM41 117H42V116H41ZM62 117H64V116H62ZM125 117H124V119H125ZM127 117H126V118H127ZM53 118H54V117H53ZM104 118H105V117H104ZM137 118H138V117H137ZM141 118H143V117H141ZM141 118H140V119H141ZM164 118H165V117H164ZM167 118H168V117H167ZM171 118H172V117H171ZM179 118H180V117H179ZM183 118H184V117H183ZM186 118H187V117H186ZM257 118H258V117H257ZM33 119H34V118H33ZM36 119H38V118H36ZM41 119H42V118H41ZM49 119H50V118H49ZM68 119H70V118H68ZM74 119H75V118H73V120H74ZM105 119H106V118H105ZM134 119H135V118H134ZM134 119H133V120H134ZM173 119H174V117H173ZM176 119H178V118H176ZM188 119H189V118H188ZM188 119H183V120L186 121V120H188ZM193 119H194V118L192 117L191 120H193ZM214 119H216V117H215ZM258 119H259V118H258ZM262 119H263V118H262ZM262 119H261V120H262ZM46 120H47V119H46ZM71 120H72V119H70V121H71ZM80 120H81V119H80ZM109 120H111V119H109ZM137 120H139V119H137ZM143 120H144V119H143ZM146 120L148 121V119H146ZM158 120H159V119H158ZM225 120H226V119H225ZM20 121H21V119H20ZM20 121H19V123H20ZM34 121H35V120H34ZM44 121H45V120H44ZM49 121H50V120H49ZM51 121H52V120H51ZM53 121H56V120L53 119ZM125 121H126V120H125ZM140 121H141V120H140ZM149 121H150V119H149ZM149 121H148L147 123L149 124V127H151L150 125H151V123L153 122V120L150 121V122H149ZM154 121H155V120H154ZM160 121H161V120H160ZM177 121H178V120H177ZM181 121H182V120H181ZM184 121H183V122H184ZM227 121H228V120H227ZM227 121H226V122H227ZM232 121H233V120H232ZM248 121H249V120H248ZM259 121H260V120H259ZM259 121H258V123H259ZM35 122H36V121H35ZM35 122H34V123H35ZM45 122L48 123L47 121H45ZM58 122H59V121H58ZM63 122H64V120H63ZM68 122H69V121H68ZM71 122H72V121H71ZM127 122H128V121H127ZM132 122H133V121H132ZM167 122H168V121H167ZM170 122H171V121H170ZM186 122H187V121H186ZM190 122H192V121H190ZM193 122H194V121H193ZM211 122H213V118H212ZM215 122H216V121H215ZM223 122H224V120H223ZM223 122H222V123H223ZM255 122H257V121H255ZM261 122H262V121H260V123H261ZM19 123H17V124H18V125L23 124V123H20V124H19ZM26 123H27V122H26ZM26 123H25V125H24L25 128H26V126H27ZM42 123H43V121H42ZM52 123H53L54 125L56 124V122H52ZM74 123H75V121H74ZM109 123H112V122H109ZM129 123H130V122H129ZM129 123H128V124H129ZM137 123H138V122H137ZM142 123H143V122H142ZM153 123H154V122H153ZM153 123H152V124H153ZM156 123H157V122H156ZM164 123H165V122H164ZM187 123H189V122H187ZM205 123H206V122H205ZM234 123H235V122H234ZM12 124H13V122H12L10 125H12ZM17 124L15 123V125H17ZM44 124H45V123H43V125H44ZM49 124H50V122H49L48 124H46V126L49 125ZM66 124H67V123H66ZM70 124H71V123H69V126H71ZM72 124H73V122H72ZM117 124H118V123H117ZM124 124H125V123H124ZM124 124H123V125H124ZM139 124H140V123H139ZM144 124H145V123H144ZM148 124H146V126H147ZM159 124H160V123H159ZM190 124H191V123H190ZM224 124H225V122H224ZM229 124H231V122H230ZM232 124H233V123H232ZM253 124H255V123H253ZM256 124H257V123H256ZM5 125H6V124H5ZM13 125H14V124H13ZM36 125H37V124H36ZM41 125H42V124H41ZM56 125H57V124H56ZM58 125H59V124H58ZM60 125H61V124H60ZM73 125H74V124H73ZM115 125H116V124H115ZM119 125H120V124H119ZM136 125H137V124H136ZM163 125H164V124H163ZM170 125H171V123H170ZM175 125H176V124H175ZM182 125L184 126L185 123H183ZM210 125H211V124H210ZM213 125L216 126V125H219V124H217V123H216V124L213 123ZM220 125H221V123H220ZM225 125H228V124H225ZM257 125H258V124H257ZM262 125H263V128H264V124H262ZM1 126H2V124L0 125V129H1V130H2V129L4 130V127H3L4 125H3L2 127H1ZM30 126H31V125H30ZM30 126H29V127H30ZM49 126H50V125H49ZM61 126H62V125H61ZM78 126H79V125H78ZM84 126H86V124H85ZM91 126H92V125H91ZM109 126H110V125H109ZM124 126H125V125H124ZM138 126H139V125H138ZM142 126H143V125H142ZM142 126H141V127H142ZM173 126H174V125H173ZM177 126H178V125H177ZM222 126H223V125H222ZM234 126H235V125H234ZM234 126H233V128H234ZM260 126H261V125H260ZM8 127H9V126L6 125V129H7ZM33 127H34V126H33ZM43 127H44V126H43ZM59 127H60V126H59ZM63 127H65V126L63 125ZM76 127H77V126H76ZM76 127H75V125H74L73 128H76ZM87 127H88V126H87ZM92 127H93V126H92ZM112 127H113V125H112ZM116 127H117V128L113 131L114 133H116V134L119 135V132H121V133L123 132L122 128H118L119 126H117V125H116ZM120 127H122V126H120ZM136 127H137V126H136ZM174 127H175V126H174ZM174 127H173V128H174ZM202 127H203V126H202ZM216 127H218V126H216ZM256 127H257V126H256ZM10 128L12 129L11 126H10ZM10 128H8V129H10ZM18 128H19V127H18ZM50 128H51V127H50ZM55 128H56V127H55ZM55 128H54L53 130H55ZM69 128H70V127H69ZM109 128L111 129V127H109ZM125 128H126V127H125ZM145 128H146V127H145ZM173 128H172V129H173ZM175 128H176V127H175ZM175 128L173 129L174 131H175ZM200 128H201V127H200ZM210 128H211V127H210ZM226 128H229V127L227 126ZM226 128H225V129H226ZM243 128H244V126H243ZM245 128H246V127H245ZM258 128H259V127H258ZM258 128H257V129H258ZM263 128H262V129H263ZM8 129H7V130H8ZM11 129H10V130H11ZM30 129H31V127H30ZM30 129L27 127L25 130H26V131H29ZM47 129H48V128H47ZM65 129H66V128H65ZM83 129H84V128H83ZM94 129H95V128H94ZM106 129H108V127H107ZM120 129H121V130H120ZM123 129H124V128H123ZM154 129H155V128H154ZM154 129L152 128V131H155ZM176 129H178V128H176ZM179 129H180V128H179ZM202 129H204V128H202ZM223 129H224V127H222V130H223ZM1 130H0V132H1ZM3 130H2V132H3ZM7 130H6V131H7ZM19 130H21V129H19ZM19 130H18V131H19ZM35 130H36V129H35ZM68 130H69V129H68ZM75 130H76V129H75ZM75 130L73 129L72 131H75ZM173 130H171V131H173ZM231 130H232V129H231ZM237 130H238V129H237ZM259 130H261V129H259ZM14 131H15V130H14ZM22 131H23V130H22ZM26 131H25V133H26ZM44 131H45V130H44ZM60 131H61V130H60ZM63 131H64V129H63ZM70 131H71V130H70ZM81 131H82V129H81ZM96 131H97V130H96ZM111 131H112V130H111ZM124 131H125L126 133L129 132L128 130H124ZM127 131H128V132H127ZM148 131H149V129H148ZM148 131H147V132H148ZM160 131H161V130H160ZM178 131H179V130H178ZM8 132H9V131H8ZM31 132H33V131L31 130ZM35 132H36V131H35ZM66 132H67V131H66ZM88 132H89V131H88ZM91 132H92V131H91ZM107 132H108V131H107ZM125 132H124V133H125ZM131 132H132V131H131ZM149 132H151V131H149ZM211 132H212V131H211ZM227 132H228V131H227ZM237 132H238V131H237ZM258 132H260V131H258ZM258 132H257V133H258ZM263 132H264V131H263ZM12 133H13V132H12ZM55 133H56V131H55ZM64 133H65V132H64ZM97 133H98V132H97ZM121 133H120V134H121ZM155 133H156V132H155ZM155 133H154V134H155ZM158 133H159V131H158ZM161 133H163V132L161 131ZM161 133H160V135H161ZM180 133H181V132H180ZM187 133H188V132H187ZM199 133H200V131H199ZM220 133H221V132H220ZM224 133H225V132H224ZM253 133H254V132H253ZM13 134H14V133H13ZM34 134H35V133H34ZM59 134H60V133H59ZM59 134H58V135H59ZM61 134H62V133H61ZM67 134H68V132H67ZM73 134H74V132H73ZM91 134H92V133H91ZM100 134H101V133H100ZM100 134L98 133V135H100ZM104 134H105V133H104ZM130 134H131V133H130ZM134 134H135V133H134ZM149 134H150V133H149ZM152 134H153V133H152ZM181 134H184V132L181 133ZM181 134H180V136H181ZM207 134H208V133H207ZM225 134H226V133H225ZM225 134H224V135H225ZM228 134H229V133H228ZM251 134H252V133H251ZM262 134H263V133H262ZM2 135H3V133H2ZM29 135H31V133H29ZM32 135H33V134H32ZM32 135H31V136H32ZM50 135H51V134H50ZM62 135H63V134H62ZM76 135H77V134H76ZM79 135H80V134H79ZM93 135H94V134H93ZM110 135H111V134H110ZM122 135H123V134H122ZM122 135H121V137H122ZM127 135H129V134H127ZM135 135H136V134H135ZM142 135H143V134H142ZM142 135H141V137H142ZM147 135H148V134H147ZM226 135H227V134H226ZM226 135H225V138H226ZM259 135H260V134H259ZM31 136H30V137H31ZM67 136H69V135H67ZM70 136H71V135H70ZM74 136H75V135H74ZM102 136H103V135H102ZM102 136H101V137H102ZM111 136H112V135H111ZM119 136H120V135H119ZM143 136H144V135H143ZM150 136H151V134H150ZM150 136H149V137H150ZM162 136H164V135H162ZM180 136H179V137H180ZM182 136H183V135H182ZM196 136H197V135H196ZM198 136H200V135H198ZM198 136H197V137H198ZM228 136H229V135H228ZM254 136H255V135H254ZM254 136H253V137H254ZM261 136H262V135H261ZM7 137H8V136H7ZM15 137H16V136H15ZM17 137H18V136H17ZM27 137H28V136H27ZM30 137H29V138H30ZM38 137H39V136H38ZM43 137H44V136L41 135V138H42V139H43ZM62 137H63V136H62ZM72 137H73V136H72ZM83 137H84V136H83ZM90 137H91V136H90ZM90 137H89V138H90ZM93 137H94V136H93ZM104 137H105V136H104ZM129 137H130V135H129ZM131 137H132V136H131ZM147 137H148V136H147ZM149 137H148V138H149ZM152 137H153V136H152ZM154 137H155V136H154ZM176 137H177V136H176ZM194 137H195V136H194ZM194 137H193V138H194ZM249 137H250V136H249ZM13 138H14V137H13ZM29 138H28V139H29ZM32 138H33V137H32ZM34 138H35V137H34ZM80 138H81V137H80ZM80 138L78 137L76 140L78 141ZM91 138H92V137H91ZM111 138H112V137H111ZM123 138H124V137H123ZM133 138H134V137H133ZM138 138H139V137H138ZM156 138H157V137H156ZM173 138H175V137H173ZM173 138H172V139H173ZM180 138H182V137H180ZM180 138H179V139H180ZM186 138H187V137H186ZM195 138H196V137H195ZM227 138H228V137H227ZM234 138H235V137H234ZM259 138H260V137H259ZM28 139H27V140H28ZM38 139H40V138H38ZM45 139H47L46 135H45ZM45 139H44V140H45ZM48 139H49V138H48ZM48 139H47V141H48ZM66 139H67V138H66ZM73 139H74V137H73V138H70L69 140L74 141L75 139H74V140H73ZM108 139H109V138H108ZM129 139H130V138H129ZM146 139H147V138L143 139V140L140 142V146H142V147L147 146V147H148V144H150V142L148 141V139H147V140H146ZM152 139H153V138H152ZM163 139H164V138H163ZM167 139H168V138H167ZM167 139H166V140H167ZM191 139H192V138L189 139V140H190L189 142H191ZM197 139H198V138H196V141H197ZM212 139H213V138H212ZM218 139H219V138H218ZM218 139H216V140H218ZM235 139H236V138H235ZM239 139H241V138H239ZM244 139H245V138H244ZM260 139H261V138H260ZM40 140H41V139H40ZM40 140H39L38 143L42 144V141H40ZM69 140H68V142H69ZM76 140L74 141L75 143H77ZM80 140H81V139H80ZM92 140H93V139H92ZM113 140H114V139H113ZM123 140H124V139H123ZM134 140H135V139H134ZM138 140H139V139H138ZM149 140H150V139H149ZM166 140H164V142H165ZM168 140H170V139H168ZM180 140H181V139H180ZM198 140H199V139H198ZM227 140H228V139H227ZM247 140H248V139H247ZM261 140H262V139H261ZM29 141H31V138L29 139ZM33 141H34V140H33ZM37 141H38V140H37ZM37 141H36V142H37ZM45 141H46V140H45ZM66 141H67V140H66ZM72 141H70V142L73 143ZM82 141H83V139H82ZM84 141H85V140H84ZM116 141H117V140H116ZM153 141H154V140H153ZM193 141H194V140H193ZM210 141L212 142V140H210ZM220 141H221V140H220ZM220 141H219V142H220ZM222 141H223V140H222ZM235 141H237V140H235ZM238 141H239V140H238ZM240 141H241V140H240ZM242 141H243V140H242ZM253 141H254V140H253ZM7 142H8V141H7ZM27 142H28V141H27ZM31 142H32V141H31ZM34 142H35V141H34ZM36 142H35V143H36ZM92 142H93V141H92ZM92 142H91V143H92ZM111 142H112V141H111ZM113 142H114V141H113ZM113 142H112V143H113ZM117 142H118V141H117ZM128 142H129V141H128ZM151 142H152V141H151ZM156 142H158V140H157ZM159 142H160V141H159ZM176 142H177V141H175V139H173V141H172V142L169 141L168 144H169L170 147L173 146L174 148H176V147H177L176 145H178ZM179 142H180V141H179ZM186 142H187V141H186ZM215 142H216V141H215ZM215 142H214V143H215ZM217 142H218V141H217ZM225 142H226V140H225ZM232 142H233V141H232ZM258 142H260V141H258ZM258 142H256V143H258ZM262 142H263V141H262ZM2 143H3V142H2ZM4 143H6V142L4 141ZM29 143H30V142H29ZM29 143H27V144L30 146V144H32V143H30V144H29ZM38 143L36 144L37 147L40 148V146H41V147L44 146L43 144H42V145L39 144V145H40V146H39ZM43 143H46V142H43ZM47 143H48V142H47ZM71 143H70V144H71ZM108 143H109V142H108ZM108 143H107V145H108ZM112 143H109L108 146H109V149H111V148L113 149V148H114V152H115V151L117 150L116 148H117V145H118V144H117V143H115V144L113 143V144H112ZM125 143H126V142H125ZM194 143H196V142L194 141ZM194 143H191V144L195 145ZM234 143H235V142H234ZM260 143H261V142H260ZM8 144H9V143H8ZM20 144H21V142H20ZM22 144H23V143H22ZM24 144H26V143H24ZM24 144H23V146H24ZM49 144H50V143H49ZM70 144H69V145H70ZM78 144H80L79 141H78ZM87 144H88V143H87ZM92 144H93V143H92ZM116 144H117V145H116ZM119 144H120V143H119ZM121 144H122V143H121ZM123 144H124V143H123ZM130 144H131V143H130ZM159 144H160V143H159ZM159 144H158V145H159ZM161 144H162V143H161ZM164 144H166V142H165ZM168 144H167V145H168ZM199 144H200V143H199ZM208 144H210V143H208ZM219 144H220V143H219ZM219 144H218V145H219ZM221 144H222V143H221ZM229 144H230V142H229ZM231 144H232V143H231ZM245 144H246V143H245ZM247 144H249V143H247ZM251 144H252V143H251ZM251 144H250V145H251ZM76 145H77V144H76ZM89 145H91V144H89ZM105 145H106V144H105ZM127 145H128V144H127ZM127 145H126V146L123 145V146L126 147V149H127V147H128ZM138 145H139V144H138ZM138 145H137V146H138ZM152 145H153V143H152ZM167 145H166V146H167ZM182 145H183V144H182ZM186 145H187V144H186ZM188 145H190V143H188ZM188 145H187V146H188ZM212 145H213V144H212ZM222 145H224V144H222ZM225 145H226V144H225ZM235 145H236V143H235ZM243 145H244V144H243ZM250 145H249V147H250ZM19 146H20V145H19ZM45 146H46V145H45ZM48 146H49V145H48ZM91 146H92V145H91ZM91 146H90V148H91ZM121 146H122V145H121ZM149 146L151 147V145H149ZM161 146H162V145H161ZM183 146H184V145H183ZM183 146H182V147H183ZM205 146H206V145H205ZM214 146H215V148L217 147L216 144H214ZM227 146H228V144H227ZM25 147H26V145H25ZM25 147H24V148H25ZM27 147H28V146H27ZM33 147H34V146H33ZM78 147H79V146H78ZM92 147H93V146H92ZM103 147H104V146H103ZM105 147H106V146H105ZM105 147H104V149H105ZM162 147H163V146H162ZM173 147H172V148H173ZM179 147H180V145L178 146V148H179ZM191 147H192V146H191ZM195 147H197V146H195ZM223 147H224V146H223ZM223 147H222V148H223ZM244 147H245V146H244ZM19 148H23V147H19ZM42 148H45V147H42ZM75 148H76V147H75ZM75 148H74V149H75ZM80 148H81V147H80ZM106 148H107V147H106ZM118 148H119V146H118ZM133 148H134V147H133ZM135 148H138V147H135ZM139 148H140V149H139ZM139 148H138L139 151L131 152V153H129L127 156H126V154H125V156L118 157L119 159H118L117 161H118L119 163H120V162L122 163V161H124L126 158H127V159L129 158L130 161H131V160H134V159H138V158L140 159V158H142L141 160H138V161L141 162L140 164L149 167L148 165L155 163L154 161H157V162H158V161H159V162L161 161V164H162L163 162L165 163V161H168V159L170 160V158H171V156H167L168 158L164 157V155H163V157L160 156V151H159V150H157V151H159V158L153 157V155H152V157H151L150 154H148L147 156L144 155V157H142L143 154L141 155V153H143L142 151H143L144 148H143V149H141V147H139ZM163 148H164V147H163ZM201 148L203 149V145L201 146ZM201 148H200L199 146L197 147V149H201ZM220 148H221V146H220ZM220 148H218V149L220 150ZM236 148H237V147H236ZM236 148H235V150H238V149H239V148H238V149H236ZM247 148H248V147H247ZM262 148H263V147H262ZM17 149H18V148H17ZM26 149H27V151H28V148H26ZM33 149H35V147H34ZM46 149H47V147H46ZM81 149H82V148H81ZM81 149H79V150H81ZM95 149H96V148H95ZM107 149H108V148H107ZM112 149H111V150H112ZM155 149H156V148H155ZM157 149H158V147H157ZM159 149H160V148H159ZM166 149H167V148H166ZM181 149H182V148H181ZM190 149H191V148H190ZM197 149H196V150H197ZM226 149H227V148H226ZM242 149H244V148H242ZM251 149H253V148H251ZM21 150H22V149H20V152H21ZM23 150L25 151V149H23ZM71 150H73V149H71ZM71 150H70V151H71ZM111 150H109V151H111ZM129 150H130V148H129ZM136 150H137V149H136ZM153 150H154V149H152L151 151L153 152ZM182 150H183V149H182ZM215 150H216V149H215ZM239 150H240V149H239ZM255 150H256V149H255ZM18 151H19V150H18ZM29 151H30V150H29ZM32 151H33V150H32ZM37 151H38V150H37ZM103 151H104V150H103ZM112 151H113V150H112ZM112 151H111V152H112ZM120 151H121V150H120ZM175 151H176V149H175ZM175 151H174V152H175ZM202 151H204V150H202ZM244 151H245V150H244ZM246 151H247V149H246ZM249 151H250V150H249ZM253 151H254V150H253ZM22 152H23V151H22ZM73 152L75 153L74 150H73ZM76 152H77V151H76ZM98 152H99V149H98ZM106 152H107V151H106ZM106 152H105V154H106ZM116 152H117V151H116ZM118 152H119V151H118ZM128 152H129V151H127V153H128ZM145 152H146V151H145ZM168 152H169V150H168ZM172 152H173V151H172ZM176 152H177V151H176ZM185 152H188V150L185 149L184 152H183V153H184V156L188 157V156L186 155ZM27 153H28V152H27ZM31 153H32V152H31ZM34 153H36V152H34ZM40 153H42V152H40ZM74 153H73V154H74ZM77 153L79 154V151H78ZM96 153H97V152H96ZM121 153H122V152H121ZM156 153H157V152H156ZM169 153H170V152H169ZM190 153H191V151H190ZM190 153H189V154H190ZM203 153H204V152H203ZM203 153H202V154H203ZM205 153H206V151H205ZM207 153H208V152H207ZM250 153H251V152H250ZM254 153L256 154V152H254ZM23 154H24V153H23ZM25 154H26V151H25ZM28 154H29V153H28ZM75 154H76V153H75ZM75 154H74V155H75ZM108 154H109V153H108ZM110 154H111V153H110ZM110 154H109V155H110ZM112 154H113V153H112ZM114 154H115V153H114ZM117 154H118V153H117ZM164 154H165V153H164ZM167 154H168V153H167ZM174 154H175V153H174ZM180 154H181V153H180ZM198 154H199V153H198ZM208 154H209V153H208ZM243 154H244V153H243ZM246 154H247V153H246ZM248 154H249V152H248ZM248 154H247V155H248ZM258 154H259V153H258ZM260 154H262V153H260ZM260 154H259V155H260ZM263 154H264V153H263ZM263 154H262V155H263ZM29 155H31V154H29ZM38 155H40V154H38ZM45 155H47V154H45ZM45 155H42V156H45ZM81 155H82V154H81ZM99 155H100V154H99ZM120 155H121V154H120ZM157 155H158V154H157ZM170 155H171V153H170ZM200 155H201V154H200ZM206 155H207V154H206ZM213 155H214V154H213ZM8 156H9V155H8ZM79 156H80V155H79ZM107 156H108V155H107ZM114 156H115V155H114ZM155 156H156V154H155ZM203 156H204V155H203ZM203 156H202V157H203ZM238 156H239V155H238ZM10 157H11V156H10ZM13 157H14V156H13ZM15 157H16V155H15ZM30 157H31V156H30ZM35 157H36V156H35ZM48 157H50V156H48ZM48 157H47V158H48ZM100 157L103 158V156L100 155L98 159H100ZM104 157H106V155H105ZM157 157H158V156H157ZM169 157H170V158H169ZM204 157H206V156H204ZM209 157H210V156H209ZM211 157H212V156H211ZM241 157L243 158L244 156L241 155ZM251 157H252V155H251ZM254 157H257V155L254 156ZM263 157H264V156H263ZM27 158H28V157H27ZM32 158L34 159L33 155H32ZM38 158H39V156H38ZM40 158H41V155H40ZM74 158H75V157H74ZM111 158H112V157H111ZM113 158H114V157H113ZM181 158H182V157H181ZM190 158H191V157H190ZM214 158H215V157H214ZM224 158H225V157H224ZM245 158H247V157H245ZM0 159H1V158H0ZM29 159H30V158H29ZM33 159H32V160H33ZM36 159H37V157H36ZM92 159H93V158H92ZM106 159H107V158H106ZM106 159H104V160L106 161ZM127 159H126V160H127ZM155 159H156V160H155ZM159 159H160V160H159ZM171 159H172V158H171ZM186 159H187V158H186ZM205 159H208V158L206 157ZM240 159H241V158H240ZM253 159H254V158H253ZM261 159H262V158H261ZM11 160H12V159H11ZM13 160H14V158H13ZM32 160H31V161H32ZM41 160H42V158H41ZM74 160H75V159H74ZM74 160H73V161H74ZM90 160H91V156H90ZM90 160H88V161H90ZM104 160H103V161H104ZM173 160H174V159H173ZM173 160H172V161H173ZM179 160H180V159H179ZM187 160H188V159H187ZM243 160H244V159H243ZM245 160H246V159H245ZM254 160H255V159H254ZM1 161H2V159H1ZM1 161H0V162H1ZM6 161H7V163H9L10 160H9V161L6 160ZM6 161H4V162H5V165H7ZM14 161H15V160H14ZM31 161H30V162H31ZM34 161H35V160H34ZM43 161H44V160H43ZM78 161H79V160H78ZM103 161H102V162H103ZM108 161H109V159H108ZM110 161H111V159H110ZM172 161L170 160L171 163H172ZM174 161H175V160H174ZM183 161H184V160H183ZM193 161H194V160H193ZM193 161H192V162H193ZM230 161H231V160H230ZM247 161H248V160H247ZM257 161H258V160H257ZM36 162H37V160H36ZM38 162H40L39 159H38ZM38 162H37V163H38ZM41 162H42V161H41ZM95 162H96V161H95ZM112 162H113V161H112ZM133 162H134V161H133ZM151 162H152V163H151ZM194 162H195V161H194ZM243 162H244V161H243ZM253 162H254V161H253ZM253 162H252V163H253ZM262 162H263V161H262ZM17 163H18V162H17ZM32 163H33V161H32ZM76 163H77V162H75V164H76ZM103 163H104V162H103ZM115 163H116V161H115ZM115 163H113L112 165H114ZM137 163H139V162H137ZM137 163H136V164H137ZM167 163H169V161H168ZM173 163L175 164L176 161L173 162ZM182 163H183V162H182ZM182 163H181V164H178V165H175V166H176V170H175L176 173H177L179 170L182 169V166H181ZM249 163H250V162H249ZM254 163H256V162H254ZM2 164H3V163H2ZM41 164H43V163H41ZM73 164H74V163H73ZM73 164H72V165H73ZM79 164H80V163H79ZM96 164H97V163H96ZM124 164H125V163H124ZM159 164H160V163H159ZM185 164H186V163H185ZM200 164H201V162H200ZM5 165H3V166H5ZM16 165H17V164H16ZM72 165H71V166H72ZM116 165H117V164H115V166H116ZM119 165H120V164H119ZM127 165H128V164H127ZM129 165H131V164H129ZM134 165H135V164H134ZM138 165H139V164H138ZM142 165H141V166H142ZM154 165H155V164H154ZM156 165H157V163H156ZM167 165H168V164H167ZM183 165H184V164H183ZM233 165H234V164H233ZM246 165H247V164H246ZM259 165H260V162H259ZM3 166H2V167H3ZM8 166H9V165H8ZM25 166H26V165H25ZM27 166H28V165H27ZM36 166H37V165H36ZM48 166H49V165H48ZM71 166H70L69 164H67V168H65V169H68V170H69V168H70ZM73 166H75V165H73ZM73 166H72L70 169H72ZM95 166H96V165H95ZM101 166H102V165H100V167H101ZM122 166H123V165H122ZM124 166H125V165H124ZM157 166H158V165H157ZM168 166H169V165H168ZM175 166H171V165H170V167H175ZM184 166H185V165H184ZM257 166H258V165H257ZM30 167H31V166H30ZM32 167H35V166H32ZM38 167H40V166H38ZM46 167H47V164H46ZM96 167H97V166H96ZM127 167H128V166H127ZM142 167H143V166H142ZM155 167H156V166H154L153 168H155ZM159 167H160V166H159ZM200 167H201V166H200ZM200 167H199V168H200ZM227 167H228V166H227ZM245 167H246V166H245ZM247 167H248V166H247ZM250 167H251V166H249V168H250ZM255 167H256V166H255ZM259 167H260V166H259ZM261 167H263V164H261ZM3 168H4V167H3ZM10 168H11V167H10ZM35 168H36V167H35ZM41 168H42V166H41ZM75 168H78V167L76 166ZM92 168H93V167H92ZM102 168H104V165L102 166ZM106 168H109V167H105V169H106ZM112 168H116V167L113 166ZM118 168H119V166H118ZM120 168H121V167H120ZM124 168H125V167H124ZM129 168L133 169V168L130 167V166H129ZM145 168H146V167H145ZM145 168L143 167V170H144ZM151 168H152V166H151ZM161 168H162V166H161ZM185 168H186V167H185ZM185 168H184L183 171H186V172H187L188 169L186 170ZM233 168H234V167H233ZM251 168H252V167H251ZM38 169H39V168H38ZM95 169H96V168H95ZM95 169H94V170H95ZM110 169H111V168H110ZM127 169H128V168H127ZM131 169H130V170H131ZM140 169H142V168H139L138 170H140ZM147 169H149V168H147ZM156 169H157V167H156ZM156 169H155V170H156ZM222 169H223V168H222ZM227 169H228V168H227ZM229 169H230V168H229ZM234 169H235V168H234ZM241 169H243V168H241ZM260 169H261V168H260ZM8 170H9V169H8ZM40 170H41V169H40ZM78 170H79V168H78ZM122 170H123V169H121L120 172H121ZM125 170H126V169H125ZM128 170H129V169H128ZM159 170H160V168H159ZM167 170H168V169H167ZM191 170H192V169H191ZM193 170H194V169H193ZM212 170H213V169H212ZM212 170H210V171H212ZM230 170L232 171V169H230ZM238 170H239V169H238ZM249 170H250V169H249ZM258 170H259V169H258ZM261 170H262V169H261ZM42 171H43V169H42ZM48 171H49V170H47V172H48ZM74 171H75V170H74ZM76 171H77V169H76ZM95 171H96V170H95ZM111 171H112V172H111ZM111 171H109V172H111V173L113 174V170H112V169H111ZM141 171H142V170H141ZM144 171H145V170H144ZM144 171H143V172H144ZM163 171H164V170H163ZM163 171H162V172H163ZM170 171H172V170H170ZM170 171H169V172H170ZM198 171H199V170H198ZM218 171H219V170H218ZM244 171H245V170H244ZM247 171H248V170H247ZM247 171H246L245 173H247ZM51 172H52V170H51ZM77 172H78V171H77ZM92 172H93V169H92ZM96 172H97V171H96ZM104 172H105V171H104ZM104 172H102V170H100L99 172H97V173H98V174H97L98 179H100V177H102V176H104V175L108 176V173L106 174V172H108V171H106L105 173H104ZM120 172H119L118 170L116 171V173H118V175H120V174H119ZM123 172H125V171H123ZM123 172H121V173H123ZM126 172H127V171H126ZM138 172H139V171H138ZM147 172H149V171H147ZM220 172H221V171H220ZM222 172H223V171H222ZM226 172H227V171H226ZM226 172H225V173H226ZM240 172H241V171H240ZM242 172H243V170H242ZM252 172L254 173V171H252ZM258 172H259V171H258ZM70 173H71V172H70ZM72 173H73V175L75 174L74 172H72ZM111 173H110V174H111ZM187 173H188V172H187ZM225 173H224L223 175H225ZM250 173H251V172H250ZM253 173H252V174H253ZM124 174H125V173H124ZM134 174H135V173H134ZM136 174H137V172H136ZM136 174H135L134 176H136ZM142 174H143V173H142ZM142 174H141V175H142ZM145 174H148V173H144V175H145ZM164 174H165V175H164ZM164 174L161 175V176H162V179H161V180H163V178H164L163 182L161 181V182H162V183H161L162 186L159 184L161 187H163V186L166 187V186H168V185L172 186L173 183L170 184L171 181H172L171 178L174 179V180H176L177 177H178V175H179L178 178H180V174H179V173H178L177 176L175 175V173H173L174 176H172V174H171V175L167 174V172H166V173L164 172ZM230 174L233 175V171H232V173L230 172ZM236 174H238V173H236ZM14 175H15V174H14ZM30 175H31V174H30ZM42 175H43V174H42ZM44 175H45V172H44ZM46 175H47V174H46ZM49 175H50V172H49ZM70 175H71V174H70ZM73 175H72V176H73ZM116 175H117V174H116ZM122 175H123V174H121V176H122ZM149 175H150V174H149ZM153 175H154V173H153ZM186 175H187V174H186ZM216 175H217V174H216ZM216 175H215V176H216ZM223 175H222V176H223ZM238 175H239V174H238ZM240 175H241V174H240ZM246 175H247V174H246ZM249 175H250V174H249ZM255 175H256V174H255ZM258 175H259V174H258ZM261 175H262V174H261ZM77 176H78V174H77ZM123 176H124V175H123ZM155 176H156V174L153 176V177H154V180H159V179H157L158 177H155ZM157 176H158V175H157ZM161 176H160V177H161ZM190 176H191V175H190ZM247 176H248V175H247ZM256 176H257V175H256ZM13 177H14V176H13ZM16 177H17V176H16ZM33 177H34V176H33ZM45 177H46V176H45ZM52 177H53V175H52ZM70 177H71V176H70ZM73 177H74V176H73ZM79 177H81V176L79 175ZM114 177H115V176H114ZM147 177H149V176L147 175ZM160 177H159V178H160ZM173 177H174V178H173ZM182 177H183V176H182ZM187 177H188V176H187ZM217 177H218V176H217ZM233 177H234V176H233ZM240 177H241V176H240ZM249 177H250V176H248V178H249ZM260 177H261V176H260ZM30 178H31V179H29V180L34 179V178H32V177H30ZM39 178H40V177H39ZM42 178H43V177H42ZM108 178H109V176H108ZM112 178H113V177H112ZM123 178H124V177H123ZM138 178H139V177H138ZM149 178L152 179V175H151V177H149ZM155 178H156V179H155ZM175 178H176V179H175ZM218 178H219V177H218ZM44 179H45V178H44ZM44 179H43V180H44ZM73 179H74V178H73ZM77 179H78V178H77ZM98 179H97V180H98ZM118 179H119V178H118ZM136 179H137V177H136ZM136 179H135V177H134L135 184H136ZM140 179H141V178H140ZM140 179H139V180H140ZM216 179H217V178H216ZM237 179H238V178H237ZM239 179H240V178H239ZM239 179H238V180H239ZM255 179H257V178H255ZM255 179H251V182H252V180H255ZM29 180H27V181L33 183V181H29ZM35 180H36V179H35ZM35 180H34V182H35ZM45 180H46V179H45ZM74 180H75V179H74ZM85 180H87V179H84V181H85ZM88 180H89V178H88ZM132 180H133V178L131 179V181H132ZM152 180H153V179H152ZM169 180H170V183H167ZM190 180H191V179H190ZM246 180H247V179H246ZM258 180H259V178H258ZM23 181H25L24 178H23ZM39 181H40V180H39ZM39 181H38V183H41V182H42V180H41L40 182H39ZM46 181H47V180H46ZM52 181H53V180H52ZM121 181H122V180H121ZM129 181H130V180H129ZM131 181H130V182H131ZM147 181L149 182V180H147ZM178 181H179V180H178ZM198 181H199V180H198ZM201 181H202V180H201ZM213 181H214V180H213ZM249 181H250V180H249ZM263 181H264V180H263ZM3 182H4V181H3ZM11 182H12V181H11ZM21 182H22V181H21ZM28 182H26V183H28ZM43 182H44V181H43ZM43 182H42V183H43ZM50 182H51V181H50ZM73 182H74V181H73ZM78 182H79V181H78ZM78 182H77V183H78ZM85 182H87V181H85ZM90 182H91V181H90ZM90 182H89V183H90ZM124 182H125V181H124ZM127 182H128V181H127ZM132 182H133V181H132ZM137 182H138V180H137ZM143 182H144V181H143ZM148 182H147V183H148ZM151 182H153V181H151ZM195 182H196V181H195ZM203 182H204V181H203ZM208 182H209V179H208ZM226 182H227V181H226ZM237 182H238V181H237ZM240 182H241V181H240ZM251 182H249V183H251ZM258 182H260V181H258ZM17 183H18V182H17ZM23 183H24V182H23ZM35 183H36V182H35ZM38 183H37V184H38ZM55 183H56V182H55ZM82 183H83V181H82ZM98 183H100V180L98 181ZM101 183H102V182H101ZM101 183H100V184H101ZM116 183H117V182H116ZM118 183H119V182H118ZM139 183H142V182H139ZM144 183H146V181H145ZM147 183H146V184H147ZM157 183H158V181H157ZM159 183H160V182H159ZM163 183H165V184L167 183V185H165V184H163ZM205 183H206V182H205ZM205 183H204L203 186H208V187L211 186V185L213 186V182H212V181H211V184H209V183L207 184V183H206V184H207V185H206ZM219 183H221V180H220ZM245 183H246V182H245ZM252 183H253V182H252ZM254 183H255V182H254ZM254 183H253V184H254ZM262 183H263V182H262ZM47 184H48V183H47ZM70 184H71V183H70ZM70 184H69V185H70ZM84 184H85V183H84ZM90 184H91V183H90ZM100 184H99V186H100ZM111 184H112V183H111ZM132 184H133V183H132ZM135 184H134V185H135ZM175 184H176V182H174V185H175ZM177 184H178V183H177ZM194 184H195V183H194ZM215 184H216V183H215ZM223 184H224V183H223ZM227 184H228V183H227ZM240 184H241V183H239V184H237V185H240ZM10 185H11V184H10ZM19 185H20V184H19ZM19 185H18V186H19ZM27 185H29V184H27ZM33 185H34V184H33ZM39 185H40V184H39ZM39 185H38V186H39ZM43 185H44V187H45V184H43ZM57 185H58V184H57ZM76 185H77V184H75V186H76ZM91 185H92V184H91ZM96 185H97V184H96ZM128 185H129V182H128ZM136 185H137V184H136ZM140 185H141V184H140ZM140 185L138 184V187H139ZM148 185H149V184H148ZM148 185H146V186H148ZM157 185H158V184H157ZM157 185H156V187H157ZM178 185H179V184H178ZM186 185H187V184H186ZM216 185H217V186H218V185L221 186L220 184H216ZM246 185H247V184H246ZM250 185H252V184H250ZM260 185H261V183H260ZM263 185H264V183H263ZM13 186H14V185H12V187H11V186H10V187L8 186V187L11 188V189H12V188L14 189L15 186H14V187H13ZM16 186H17V185H16ZM67 186H68V185H67ZM75 186H74V184H73V185L70 187V189L72 188L73 190H76V191H77L78 188H79L80 186H79V187L76 186L77 188H75ZM86 186H87V185H86ZM92 186L94 187L95 185H92ZM126 186H127V185H126V182H125V184H122V185L119 186V187L124 189ZM130 186H131V184H130ZM160 186H159V188H160ZM181 186H182V185H181ZM181 186H180V187H181ZM195 186H196V184H195ZM199 186H200V185H199ZM199 186H198V187H199ZM214 186H215V185H214ZM214 186H213V187H214ZM217 186H216L217 190H220V191H223V192H224L223 189H222V190L220 189L221 187L224 188V186H221V187H217ZM227 186H228V185H227ZM227 186H226L224 189H227ZM21 187H22V186H21ZM25 187H26V186H24L23 188H25ZM49 187H50V186H49ZM88 187H90V186H88ZM132 187L134 188L133 185H132ZM151 187H152V186H151ZM151 187H150V188H151ZM168 187H169V186H168ZM237 187H238V186H237ZM239 187H240V186H239ZM249 187H250V186H249ZM257 187H258V186H257ZM26 188H27V187H26ZM26 188H25V189H26ZM53 188H54V187H53ZM95 188H96V186H95ZM120 188H119V189H120ZM133 188H132V189H133ZM166 188H167V187H166ZM186 188H187V187H186ZM193 188H194V185H193ZM195 188H197V186H196ZM195 188H194V190H195ZM204 188H205V187H204ZM229 188H230V187H229ZM241 188H242V187H241ZM247 188H248V187H247ZM255 188H256V187H255ZM16 189L19 190L18 187H17ZM27 189H28V188H27ZM29 189H30V186H29ZM48 189H49V188H48ZM56 189H57V188H56ZM86 189H87V188H86ZM97 189H98V187H97ZM128 189H129V188H128ZM136 189H137V188H136ZM136 189H135V190H136ZM155 189H157V188H155ZM155 189H154V190H155ZM197 189H198V188H197ZM197 189H196V190H197ZM201 189H202V188H201ZM207 189H208V188H207ZM211 189H212V188H211ZM213 189H214V188H213ZM213 189H212V191H213ZM237 189H238V188H237ZM237 189H236V190H237ZM257 189H258V188H257ZM259 189H260V188H259ZM261 189H262V188H261ZM9 190H10V189H9ZM73 190H72V191H73ZM79 190H80V189H79ZM91 190H92V189H91ZM102 190H103V188H102ZM130 190H131V188H130ZM133 190H134V189H133ZM154 190H153V191H154ZM161 190H162V189H159V192H160ZM163 190H164V188H163ZM167 190H168V189H167ZM198 190H199V189H198ZM198 190H197V192H198ZM215 190H216V189H214V191H215ZM227 190H228V189H227ZM243 190H244V189H243ZM243 190H242V191H243ZM247 190H248V189H247ZM251 190H252V189H251ZM11 191H12V190H11ZM41 191H43V190H41ZM49 191H51V190L49 189L48 192H49ZM57 191H58V190H57ZM80 191H81V190H80ZM86 191H87V190H86ZM95 191L97 192L98 190H95V189H94V192H95ZM153 191H152V190L150 191V189L147 188V187H145V186H141L140 189L136 190L135 195L138 197V199H139V198H143L144 200H140L139 204H136V205H135V204H134V205L132 204V205H133L132 208L134 209V206H136V207H140V209H143L144 207L141 208V206H145V205H147V203L149 202V201H148V200H149L148 197L151 196L149 193H150V192H153ZM164 191H165V190H164ZM214 191H213V192H214ZM229 191H231V190H229ZM233 191H235V190L233 189ZM233 191H232V192H233ZM237 191H238V190H237ZM239 191H240V190H239ZM239 191H238V192H239ZM244 191H245V190H244ZM12 192H13V191H12ZM17 192H18V191H17ZM44 192H46V194H47V191H46L45 189H44ZM52 192H53V190H52ZM73 192H74V191H73ZM77 192H78V191H77ZM84 192H85V191H84ZM84 192H83V195L86 193V192H85V193H84ZM89 192H90V191H89ZM91 192H92V191H91ZM91 192H90V193H91ZM96 192H95V195H93V198H96L95 201L97 200V201H102V202L104 201V202H105V201L107 200V203H108V202H109V203H110V202L114 203L115 200L113 201L112 199L109 198V199H110V201H109L108 197H106L107 195L105 196L104 193H103V195H102V194L100 195L99 193H101L102 191H101V192L98 191V192H99L98 194H96ZM109 192H110V191H109ZM121 192H122V191H121ZM121 192H120V193H121ZM157 192H158V189H157ZM161 192H162V191H161ZM165 192H168V191H165ZM169 192H170V191H169ZM188 192H189V191H188ZM218 192H219V191H218ZM227 192H228V191H227ZM238 192H237V193H238ZM260 192H261V190H260ZM14 193H15V192H14ZM21 193H22V192H21ZM33 193H34V192H33ZM35 193H36V192H35ZM50 193H51V192H50ZM50 193H49V196H51ZM79 193H80V192H79ZM90 193H87V195L90 194ZM153 193H154V192H153ZM155 193H156V190H155ZM190 193H191V191H190ZM195 193H196V191H195ZM220 193H221V192H220ZM255 193H256V192H255ZM255 193L253 192V193H252V196H253V194H255ZM23 194H24V193H23ZM46 194H45V195H46ZM57 194H58V193H57ZM92 194H93V193H92ZM106 194H107V193H106ZM148 194H149V196H148ZM202 194H203V193H202ZM214 194H215V193H214ZM218 194H219V193H218ZM218 194L216 193V195H218ZM224 194H225V193H224ZM229 194H231V193H229ZM233 194H234V193H233ZM245 194H246V193H245ZM248 194H249V193H248ZM37 195H39V194H37ZM41 195H42V194H41ZM43 195H44V194H43ZM43 195L41 196V198H42V197L45 198V195H44V196H43ZM83 195H82V196H83ZM90 195H91V194H90ZM90 195H89V196H90ZM111 195H112V194H111ZM194 195H195V194H193V196L191 195V198L194 197ZM206 195H207V194H206ZM219 195H220V194H219ZM221 195H222V193H221ZM235 195H236V194H235ZM243 195H244V194H243ZM255 195L257 196V194H255ZM47 196H48V195H47ZM47 196H46V197H47ZM49 196H48V197H49ZM55 196H56V195H55ZM108 196H109V195H108ZM117 196L119 197V194H118ZM117 196H116V197H117ZM147 196H148V197H147ZM152 196H153V195H152ZM213 196H214V195H213ZM213 196H210V197H213ZM233 196H234V195H233ZM236 196H238V195H236ZM241 196H242V195H241ZM244 196H245V195H244ZM250 196H251V195H250ZM263 196H264V195H263ZM4 197H5V196H4ZM38 197H40V196H38ZM53 197H54V196H53ZM59 197H60V196H59ZM61 197H62V199H63V196H61ZM77 197H78V196H77ZM91 197H92V196H91ZM145 197H147V198L145 199ZM198 197H200V196H198ZM217 197H218V196H217ZM224 197H226V196H224ZM55 198H56V197H55ZM57 198H58V197H57ZM70 198H71V197H70ZM93 198H92V199H93ZM111 198H114V196L111 197ZM119 198H121V197H119ZM124 198H125V197H124ZM182 198H183V197H182ZM186 198H187V197H186ZM214 198H215V197H213V199H214ZM218 198H219V197H218ZM242 198H243V197H242ZM242 198H241V200H242ZM253 198H254V197H253ZM7 199H8V198H7ZM33 199H35V198H33ZM42 199H43V198H42ZM42 199H41V201H42ZM45 199H46V198H45ZM48 199H50V198H48ZM59 199H60V198H59ZM75 199H76V198H75ZM87 199H88V197H87ZM87 199H86V200H87ZM147 199H148V200H147ZM154 199H155V198H154ZM199 199H200V198H199ZM199 199H198V200H199ZM215 199H216V198H215ZM51 200H53V201H51ZM51 200H50L51 202L48 200L51 204H50V205H46V206H49V207H44V206H40V205H36V204H31V205L28 206L29 208L27 207V208H28L27 210L24 208L23 211L20 210V209H19V210H18V209H15L14 207H15V204H16V203L14 204L13 201H12L13 204L10 203L11 201L8 202V203H6V204L2 203V204H4V206H3L2 208L5 209V211H6V210L10 211V212H11V215H10V220H9V219H6V218H4V217H3V218L0 217V223H2L4 226H6V224L9 223V224H11L10 227H11V229H12L13 231H14V230H19V231H20L21 229L24 228V226H25V224H26L27 221H26V222H23V223H18V224L16 223V224H15V223H14L15 220H16L15 222H17V221L22 222V221H21V218H22L26 213H28V212L30 213L31 211H32V212H36L37 214L40 213L39 215H42V216H41V219L43 220L41 223L44 224L45 226H47V228L49 227L50 229H52V231H51V238H53V240H54V239H57L56 242H54L55 245L58 246L57 248H60V247H61L60 244L62 245V243H64V244H66V245L68 246V248H69L68 250H71V251H72V248H76V249H80V251H81V250H83V251H84V250L87 251V254H88V253H89V254H91V253L95 254V253H94V249H95V248L93 247L94 245H91V242H90V241H92V240H90L89 242L87 241V237H88V233H89V232H88V231H89L88 228L90 227V224H91V223H90V224H89V223L82 224L83 221H81V222L79 221V220H83L82 218L86 215V213L83 212V213L85 214L84 216L80 214L81 217L83 216V217L81 218V217L79 216V213H82V212H79L78 210H79V209H84L85 207H87V208L89 207V208H90V206H88L89 204H88V205H85V206H84V205H80L81 208L79 207L78 210H77L76 208L79 206V204H77L76 206L73 205V207H74V206H75V207L72 208V207H71L72 205H70V206H69V204L66 205V202H67V201L65 202V200H63V201L65 202V206H64V204H63L64 202L62 203V202L60 201L61 199L58 200V199H54V198H53V199H51ZM73 200H74V199H73ZM121 200H123V199H121ZM150 200H151V198H150ZM183 200H185V199L178 200V201L182 202ZM192 200H193V199H192ZM243 200H244V199H243ZM252 200H253V199H252ZM45 201H46V200H45ZM45 201H44V202H45ZM69 201H70V200H69ZM71 201H72V200H71ZM74 201H75V200H74ZM88 201H89V200H88ZM152 201H153V199H152ZM152 201H151V203H153ZM155 201H156V200H155ZM172 201H173V199H172ZM186 201L188 202L189 200L186 199ZM186 201H183V202H186ZM195 201H197V200H194V202H195ZM224 201H225V200H224ZM231 201H232V200H231ZM236 201H237V200H236ZM248 201H249V200H248ZM76 202H77V201H76ZM93 202H94V201H93ZM93 202H91V203H93ZM104 202H103V203H104ZM123 202H124V200H123ZM125 202H126V201H125ZM135 202H136V201H135ZM183 202L181 203V205L183 204L184 207H185V206L188 207V206L190 205L189 203H191V201L188 202V206H187V203H185V205H184ZM192 202H193V201H192ZM199 202H200V201H199ZM201 202H202V201H201ZM201 202H200V203H201ZM212 202H213V201H212ZM240 202H241V201H240ZM244 202H245V201H244ZM246 202H247V201H246ZM251 202H252V201H251ZM259 202H260V201H259ZM37 203H38V201H37ZM60 203H61V204H60ZM77 203H78V202H77ZM79 203H81V202H79ZM87 203H88V202H87ZM91 203H90V205H91ZM94 203L97 204V202H94ZM94 203H93V204H94ZM112 203H111V204H112ZM119 203H120V202H119ZM177 203H178V202H177ZM177 203H176V204H177ZM228 203H229V202H228ZM230 203H231V202H230ZM234 203H235V202H234ZM241 203H242V202H241ZM248 203H250V201H249ZM62 204H63V205H62ZM81 204H82V203H81ZM83 204H86V203L84 202ZM158 204H159V203H158ZM158 204H157V205H158ZM192 204H193V203H192ZM201 204H202V203H201ZM207 204H208V203H207ZM219 204H220V203H219ZM219 204H218V205H219ZM226 204H227V203H226ZM245 204H246V203H245ZM245 204H244V206H240V209H242L241 207H243V209H244V207H245V210H249V209H246V208H247V205L245 206ZM61 205H62V208L59 207V206H61ZM102 205H104V204L101 203L100 207H101ZM112 205H113V204H112ZM112 205H111V206H112ZM148 205L151 206L152 204H149V203H148ZM177 205H178V204H177ZM177 205H176V206H177ZM179 205H180V203H179ZM179 205H178V207H179ZM197 205H198V203H197ZM205 205H206V203H205ZM223 205H224V203H223ZM231 205H232V203H231ZM237 205H238V203H237ZM92 206H93V205H92ZM95 206H96V205H95ZM98 206H99V205H98ZM105 206H106V205H104V207H105ZM154 206H156V204H155ZM154 206H151L152 209L150 210L149 213L146 212L147 214H145V215H143V214H144V213H143L142 216L140 215V217H138V215H136V217L134 218V219H135V222H136L135 224L137 225V223H138V224L140 225V227H141V228L139 227L140 229H145V228H148V227L155 226V225L158 223V218L164 216V214H165L164 210H163V209H159V207L161 208V206L157 207L158 209H157V208H154ZM183 206H182V207H183ZM191 206H192V205H191ZM208 206H209V205H208ZM208 206H205V209H202V211L205 212L206 209L209 208ZM215 206H216V205H215ZM215 206H212V208L215 207ZM219 206H222V205H219ZM227 206H228V205H227ZM238 206H239V205H238ZM260 206H261V203H260ZM262 206H263V209H264V205H262ZM262 206H261V207H262ZM58 207H59V208H58ZM63 207H64V208H63ZM93 207H94V206H93ZM104 207H103V208H104ZM115 207L120 208V206H117V205H116ZM129 207H130V206H129ZM171 207H172V206H171ZM178 207H177V208H178ZM180 207H181V206H180ZM182 207H181V208H182ZM201 207L204 208V204H202ZM210 207H211V206H210ZM230 207H231V206H230ZM235 207H236V206H235ZM252 207H253V206H252ZM254 207H255V206H254ZM256 207L259 208V205L256 206ZM97 208H98V207H97ZM108 208H109V206H108ZM113 208H114V207H113ZM148 208H149V207H148ZM192 208H193V207H192ZM197 208H199V207L197 206ZM197 208H196V210H193L194 208H193L192 210L197 212ZM217 208H218V207H217ZM217 208L215 207V209H217ZM224 208H225V206H224ZM226 208H227V207H226ZM249 208L251 209V206H249ZM0 209H1V208H0ZM75 209H76V210H75ZM85 209H86V208H85ZM90 209H92V208H90ZM90 209H89V210H90ZM105 209H106V208H105ZM149 209H150V208H149ZM200 209H201V208H200ZM243 209H242V210H243ZM253 209H254V208H253ZM263 209H262V211L264 212ZM101 210H102V209H101ZM106 210H107V209H106ZM113 210H114V209H113ZM115 210H116V209H115ZM131 210H132V209H131ZM179 210H180V209H179ZM189 210H190V209H189ZM204 210H205V211H204ZM207 210H211V209H207ZM232 210H233V209H232ZM232 210L229 209V211H231V212H232ZM234 210H235V209H234ZM236 210H239V208L237 207ZM256 210H257V209H256ZM81 211H82V210H81ZM97 211H98V210H97ZM117 211H118V210H117ZM132 211H133V210H132ZM134 211H135V209H134ZM136 211H137V210H136ZM146 211H147V210H146ZM166 211H169V210H166ZM170 211H172V210H170ZM174 211H175V210H174ZM174 211H173V212H174ZM198 211H199V210H198ZM213 211H214V209H213ZM213 211H212V213H213ZM221 211H225V210H221ZM240 211H241V210H239V212H240ZM252 211H253V210H252ZM259 211H260V210H258V212H259ZM32 212H31V213H32ZM115 212H116V211H115ZM137 212H138V211H137ZM142 212H143V210H142ZM173 212H172V214H173ZM186 212H187V211H186ZM208 212H209V211H208ZM208 212H207V213H208ZM217 212H220V211L218 210ZM236 212L238 213V211H236ZM241 212H244V211H241ZM241 212H240V213H241ZM250 212H251V211H250ZM250 212H249V213H250ZM256 212H257V211H256ZM83 213H82V214H83ZM125 213H128V212H125ZM125 213H123V214H125ZM130 213H131V212H130ZM133 213H134V212H133ZM166 213H167L168 215H170L169 212H166ZM179 213H180V212H179ZM199 213H200V211H199ZM210 213H211V212H210ZM225 213H226V212H225ZM237 213H236V214H237ZM249 213H248V214H249ZM252 213H253V212H252ZM87 214H89V212H87ZM105 214H108V216H109V215H112V214H114V213H113V211H111V210H107V211H105ZM105 214H104V215H105ZM117 214H118V213H117ZM134 214H135V213H134ZM134 214H133V215H134ZM140 214H141V213H140ZM177 214H178V213H177ZM181 214H182V213H181ZM195 214H196V213H195ZM197 214H198V213H197ZM200 214H201V213H200ZM219 214H221V213H219ZM223 214H224V213H223ZM248 214H247V215H248ZM263 214H264V213H263ZM27 215L29 216V214H27ZM33 215H34V214H33ZM65 215H66V216H69V219H67V218L64 219V220H66L65 222H69L71 226L74 225V226H75V229L77 230V231L74 232V231H71L72 229L70 228V229H71V230H70L71 232L68 230L70 233H69V234L65 233L66 235H64V233H62V228L59 226V222H57V223H58L59 228H61V229L57 228V226H56V225H57L56 221H60V220H62V221H60V223L63 222V221H64L63 218L66 217ZM93 215H94V214H93ZM114 215H115V214H114ZM114 215H113V216H114ZM127 215H128V214H127ZM186 215H187V214H186ZM189 215H190L189 217H192L191 214H189ZM203 215H204V214H203ZM211 215H212V214H211ZM229 215H230V213H229ZM232 215H233V212H232ZM249 215H250V214H249ZM257 215L260 216V214H257ZM36 216H37V215H36ZM87 216H88V215H87ZM90 216H91V215H90ZM113 216H112V217H113ZM124 216H125V215H124ZM124 216H123V217H124ZM128 216L130 217V214H129ZM128 216H126V217H128ZM165 216H166V215H165ZM165 216H164V217H165ZM171 216H172V215H171ZM171 216H167V217H171ZM175 216H176V215H175ZM179 216H180V215H179ZM201 216H202V214L200 215V217H201ZM205 216H206V215H205ZM234 216H235V214H234ZM238 216H239V215H238ZM238 216H237V217H238ZM240 216H241V215H240ZM240 216H239V217H240ZM261 216H262V214H261ZM24 217H25V216H24ZM85 217H86V216H85ZM85 217H84V218H85ZM105 217H106V216H105ZM123 217H122V219H123ZM196 217L198 218L199 216H198V215H197V216L193 215L192 220H194V218L196 219ZM230 217H231V216H230ZM241 217H242V216H241ZM26 218L28 219V217H26ZM31 218H32V217H31ZM39 218H40V217H39ZM79 218H81V219H79ZM90 218H91V217H90ZM109 218H110V217H109ZM162 218H163V217H162ZM162 218H161V219H162ZM183 218H184V217H183ZM201 218H202V217H201ZM215 218H216V217H215ZM252 218H254V216H253ZM252 218H251V221H252ZM257 218H258V217H257ZM259 218H260V220H261V217H259ZM263 218H264V217H263ZM59 219H60V220H59ZM122 219H121V220H122ZM165 219H170V218H165ZM199 219H200V218H199ZM205 219H206V218H204L203 220H205ZM217 219H218V218H217ZM243 219H244V218H242V219H240V220L244 221ZM245 219H246V218H245ZM13 220H14V221H13ZM33 220H34V219H33ZM39 220H40V219H39ZM86 220H87V219H86ZM86 220H85V221H86ZM126 220H127V219H126ZM130 220H132V219H130ZM163 220H164V219H163ZM163 220H162V222H163ZM180 220H181V219H180ZM184 220H186V218H185ZM190 220H191V219H190ZM192 220H191V221H192ZM200 220H201V219H200ZM211 220H212V219H211ZM227 220H228V219H227ZM23 221H24V220H23ZM85 221H84V222H85ZM88 221H89V220H88ZM122 221H124V220H122ZM132 221H133V220H132ZM159 221H160V220H159ZM171 221H172V220H171ZM174 221H175V219H174ZM191 221H190V223H191ZM209 221H210V220H209ZM213 221H214V220H213ZM229 221H230V220H229ZM232 221H233V220H232ZM242 221H240V222H242ZM249 221H250V220H249ZM32 222H33V221H32ZM39 222H40V221H39ZM65 222H64V223H65ZM89 222H91V221H89ZM107 222H108V221H107ZM165 222H166V221H165ZM193 222H194V221H193ZM197 222H198V221H197ZM203 222H204V221H203ZM214 222H215V221H214ZM225 222H227V221H225ZM245 222L250 223V222H248V220L245 221ZM245 222H244V223H245ZM260 222H261V221H260ZM27 223H28V222H27ZM124 223H126V222H124ZM127 223H128V222H127ZM159 223H160V222H159ZM179 223H180V222H179ZM179 223H178V224H179ZM184 223H185V222H184ZM186 223H187V222H186ZM190 223H187V224L190 225ZM204 223H206V222H204ZM204 223H202V222H198V223H196V222H195V225H194L195 227H193V225L190 226V228H191V227H193L194 229L196 228V230H194V229H192V228H191V229L193 230V232L196 231L195 235L199 237V238L197 237V238L199 239V241H200V238H201V242H202V238H206V236H209V240L211 239V236H210V235L208 234V232L206 231L207 229L204 228L205 226H204V225H201V224H204ZM210 223H211V222H210ZM244 223H243V224H244ZM100 224H102V225H104V226L107 225V224H106V221H105V222H101ZM119 224H120V223H119ZM141 224H142V225H141ZM176 224H177V222H175V226H176ZM191 224H194V223H191ZM206 224H207V223H206ZM206 224H205V225H206ZM208 224H209V223H208ZM236 224H237V223H236ZM239 224H240V223H238V225H239ZM250 224H251V223H250ZM252 224H254V223H252ZM28 225H29V223H28ZM28 225H27V226H28ZM38 225H40V223H39ZM38 225H37V226H38ZM60 225H61V224H60ZM65 225L68 226L69 224H68V225L65 224ZM157 225H158V224H157ZM171 225H172V224H171ZM179 225H180V224H179ZM185 225H186V224H185ZM213 225H214V224H213ZM213 225H212V226H213ZM218 225H219V224H218ZM225 225H226V224H225ZM258 225H259V224H258ZM45 226H41V227L43 228V227H45ZM63 226H64V224L62 225V227H63ZM71 226H70V227H71ZM99 226H100V225H99ZM134 226H135V225H133L132 227L135 228ZM203 226H204V227H203ZM227 226H228V225H227ZM236 226H237V225H236ZM236 226H233V229H234V227H236ZM240 226H241V225H240ZM242 226H243V225H242ZM244 226H245V225H244ZM250 226H251V225H250ZM250 226H249V227H250ZM106 227H107V226H106ZM120 227H121V226H120ZM132 227H131V228H132ZM157 227H159V225H158ZM216 227H217V226H216ZM220 227H221V226H220ZM228 227H229V226H228ZM228 227H227V228H228ZM230 227H232V225H231ZM246 227H247V225H246ZM249 227H247L246 229H248ZM252 227H253V226H252ZM39 228H40V227H39ZM63 228L66 229L67 227L64 226ZM72 228H74V227H72ZM97 228H98V227H97ZM118 228H119V227H118ZM163 228H164V227H163ZM187 228H188V227H187ZM190 228H189V229H190ZM207 228H208V227H207ZM224 228H225V227H224ZM240 228H241V227H240ZM250 228H251V227H250ZM65 229H64V230H65ZM90 229H91V228H90ZM92 229H93V227H92ZM98 229H100V228H98ZM151 229H152V228H151ZM153 229H154V228H153ZM164 229H165V228H164ZM168 229H169V227H168ZM183 229H184V228H183ZM185 229H186V228H185ZM200 229H201V231H200ZM215 229H216V228H215ZM219 229H220V228H219ZM219 229H218V230H219ZM228 229H229V228H228ZM228 229H227V230H228ZM236 229H237V228H236ZM258 229H259V228H258ZM9 230H10V228L8 229V232H9ZM25 230H26V229H25ZM39 230H40V229H39ZM87 230H88V231H87ZM94 230H95V229H94ZM134 230H135V229H134ZM146 230H147V229H146ZM146 230H145V231H146ZM156 230H157V229H156ZM181 230H182V229H181ZM208 230H210V229L208 228ZM229 230H230V229H229ZM234 230H235V229H234ZM238 230H239V226H238ZM13 231H12V232H13ZM37 231H38V230H37ZM105 231H106V230H105ZM105 231H104V233H105ZM132 231H133V230H132ZM140 231H142V230H140ZM211 231H214V230H211ZM225 231H226V230H224V233H225ZM230 231H231V230H230ZM232 231H233V230H232ZM235 231H236V230H235ZM255 231H257V230L255 229ZM260 231H261V230H260ZM16 232H17V231H16ZM64 232H65V231H64ZM174 232H176V231H175V227H174V230H171V232L169 231V234L167 233L168 235L166 234V235H163V237H161V238H164V241H162V240L160 239L161 242H163V244H161V242H160V244H159V243H154V244H153V247H151V248L157 247L158 249H161V246H163L164 243H166V241H169V240H171V239L174 240V237H175V236L173 237V235H176V234H174ZM182 232H183V231H182ZM189 232H190V231H189ZM193 232H191V233H193ZM209 232H210V231H209ZM216 232H217V233H216ZM216 232H214V235L217 236V234L219 233L218 236H223V235H222V234H223L222 228H221V230H219V232H218L217 230H216ZM257 232H259V231H257ZM4 233H7V231H6V232H3V234L0 233V241H2V242H5V241H6L5 243L7 244L8 248H10V249L12 250V249L14 248V244H12L13 242H9L10 240H9V238H8V237H9L8 233H7V234H4ZM9 233H11V230H10ZM90 233H91V232H90ZM100 233H101V232H100ZM133 233H134V232H133ZM138 233H141V232H138ZM160 233H161V232H160ZM163 233H164V232H163ZM178 233H179V232H178ZM187 233H188V232H187ZM215 233H216V234H215ZM227 233H228V231H227ZM229 233H230V232H229ZM233 233H235V232H233ZM236 233H237V231H236ZM261 233H262V232H261ZM97 234L99 235V233H97ZM102 234H103V233H102ZM129 234H130V231H129ZM155 234H156V233H155ZM212 234H213V233H212ZM212 234H211V235H212ZM225 234H226V233H225ZM18 235H19V234H18ZM20 235H21V234H20ZM44 235H45V234H44ZM89 235H90V234H89ZM100 235H101V234H100ZM142 235H143V233H142ZM156 235H157V234H156ZM158 235H160V234H158ZM161 235H162V234H161ZM161 235H160V236H161ZM184 235H186V234H184ZM230 235H232V232H231ZM238 235H240V236L242 235L243 237L245 236L246 238L251 236V237L253 238V241L256 243V246H257V244H260V243L262 242L261 238H257L258 236H257V237H253V236L255 235V233H254V231H253L252 229H251V230H250V229H249V230H245V229L240 230V232L238 233ZM238 235H237V236H238ZM263 235H264V234H263ZM36 236H37V235H36ZM45 236H46V235H45ZM124 236H126V234H125ZM154 236H155V235H154ZM160 236H159V237H160ZM234 236H235V234H234ZM261 236H262V234H261ZM137 237H138V236H137ZM141 237H143V236H141ZM150 237H151V236H150ZM177 237H178V236H177ZM182 237H183V234H182ZM223 237H224V236H223ZM228 237H230V236H228ZM245 237H244V238H245ZM212 238H213V236H212ZM217 238H218V237H217ZM221 238H222V237H221ZM234 238H235V237H234ZM236 238H237V237H236ZM238 238H239V237H238ZM45 239H46V238H45ZM158 239H159V238H158ZM223 239H224V238H223ZM223 239H221V240H223ZM232 239H233V237H232ZM88 240H89V239H88ZM95 240H96V239H95ZM95 240H93V241H95ZM127 240H128V239H127ZM178 240H179V238H178ZM207 240H208V239H207ZM209 240H208V241H209ZM216 240H217V239H216ZM216 240H215V241H216ZM218 240H219V239H218ZM227 240H228V239H227ZM227 240H225V241H227ZM229 240H230V239H229ZM235 240H236V239H235ZM243 240L245 241V239H243ZM51 241H52V239H51ZM51 241H49V242H51ZM107 241H109V239H108ZM128 241H129V240H128ZM144 241H145V240H144ZM151 241H152V239H151ZM182 241H184V240H181V242H182ZM199 241H197V239H196L195 237H193V238H189V239H187V242H188L187 244H188V246H189L190 248L195 249V248H198V247L201 246V245L199 244L200 246L197 247ZM203 241H204V240H203ZM205 241H206V240H205ZM205 241H204V242H205ZM208 241H206V242H208ZM219 241H220V240H219ZM219 241H218V243H219ZM230 241H231V240H230ZM236 241H237V240H236ZM244 241H243V242H244ZM140 242H141V241H140ZM154 242H159V241L156 240V241H154ZM170 242H172V240H171ZM181 242H180V245L182 244ZM227 242H229V241H227ZM10 243H11V244H10ZM17 243H19V244H21V245H27V246H28V249H27L25 252H23V253H24V256H25L24 258L28 257V258H30L31 261H34V260L36 261V260L38 259V260H40V261H43L44 263H47V261L45 262L46 259L44 260V256H45V255H44V251H45V249L43 250V247H46L48 244H47V242H45V240H44V236H43L42 238H39V240L34 239L33 237H32V238L20 237ZM33 243H35L36 246H33V245H32ZM133 243H134V242H133ZM137 243H138V241H137ZM148 243H149V242H148ZM213 243H215V242L213 241ZM213 243H212V244H213ZM222 243H225V242L223 241ZM222 243H221V244H222ZM232 243H233V242H232ZM232 243H230V244H232ZM263 243H264V242H263ZM263 243H262V244H263ZM85 244H86V245H85ZM104 244H105V243H104ZM150 244H151V243H150ZM169 244H170V243H169ZM174 244H175V242H174ZM187 244H186V245H187ZM206 244H207V243H206ZM208 244H210V243H208ZM228 244H229V243H228ZM233 244H234V243H233ZM236 244H237V243H236ZM0 245H1V244H0ZM136 245H137V244H136ZM136 245H135V246H136ZM183 245H184V244H183ZM210 245H211V244H210ZM210 245L205 246V247L207 248V247H209ZM213 245L215 246V244H213ZM225 245H226V244H225ZM238 245H239V244H238ZM250 245H251V244H250ZM67 246H66V247H67ZM108 246H109V245H108ZM150 246H152V245H150ZM166 246H167V245H166ZM203 246H204V245H203ZM203 246H202V248H203ZM211 246H212V245H211ZM219 246H220V245H219ZM222 246H223V245H222ZM234 246H235V245H234ZM242 246H243V245H242ZM258 246H259V245H258ZM262 246H263V245H262ZM47 247H49V246H47ZM62 247H63V245H62ZM110 247H111V246H110ZM163 247H165V245H164ZM173 247H174V246H173ZM176 247H177V246H176ZM215 247H216V246H215ZM223 247H224V246H223ZM223 247H222V248H223ZM229 247H230V246H229ZM240 247H241V246H240ZM41 248H42V249H41ZM63 248H65V247H63ZM148 248H149V244H146V243H143V242H142L140 245L138 244L137 247H134V245H133V248H131L128 252L130 253V255H132V257H133V259H134V255L136 254L135 252H138V250H139V251H141L142 254H143V252L146 251ZM179 248H181V246H180ZM217 248H218V247H217ZM257 248H258V247H257ZM46 249H47V248H46ZM99 249H100V248H99ZM117 249H118V248H117ZM119 249H120V248H119ZM121 249H122V248H121ZM128 249H129V248H128ZM163 249H164V248H163ZM170 249H171V248H170ZM184 249H185V247L183 248V250H184ZM187 249H188V248H187ZM209 249H212V248H209ZM215 249H216V248H215ZM229 249H230V248H229ZM229 249H228V250H229ZM252 249H254V248H252ZM252 249H251V250H252ZM261 249H262V248H261ZM0 250H2V249L0 248ZM49 250H50V249H49ZM61 250H62V249H61ZM63 250H64V249H63ZM136 250H137V251H136ZM149 250H151V249H149ZM154 250H155V249H154ZM168 250H169V249H168ZM176 250H177V249H176ZM181 250H182V249H181ZM181 250H180V251H181ZM195 250H196V249H195ZM203 250H206V249L204 248ZM219 250H220V249H219ZM222 250H223V249H222ZM232 250H233V249H232ZM246 250H247V249H246ZM259 250H260V249H259ZM262 250H263V249H262ZM4 251H5V250H4ZM6 251H7V250H6ZM23 251H24V250H23ZM58 251H59V249H58ZM74 251L76 252V251H78V250H74ZM80 251H79V252H80ZM83 251L81 252V253H82V254H81L82 257L84 256L83 254H85V252L83 253ZM97 251H98V250H97ZM99 251H100V250H99ZM102 251H103V250H102ZM102 251H101V252H98V253H102ZM161 251H162V250H161ZM173 251H174V249H173ZM173 251H172V252H173ZM184 251H185V250H184ZM198 251L201 252L202 249H200V250H198ZM215 251H216V250H215ZM220 251H221V250H220ZM236 251H238V250H236ZM248 251H249V250H248ZM253 251H254V250H253ZM59 252H61V251H59ZM64 252H65V251H64ZM69 252H70V251H69ZM75 252H74V253H75ZM95 252H96V250H95ZM110 252H111V251H110ZM113 252H115V251L113 250ZM113 252H112V253H113ZM119 252H121V251L119 250ZM119 252H118V253H119ZM148 252H149V251H148ZM188 252H189V251H188ZM190 252H191V251H190ZM193 252H195V251H193ZM207 252H208V251H206V253H207ZM233 252H235V251H233ZM233 252L231 251V253H233ZM250 252H251V251H250ZM256 252H257V251H256ZM256 252H255V253H256ZM259 252H260V251H259ZM72 253H73V252H72ZM77 253H78V252H77ZM124 253H125V252H124ZM129 253H128V254H129ZM134 253H135V254H134ZM139 253H140V252H139ZM167 253H168V252H167ZM173 253H174V252H173ZM203 253H204V251H203ZM211 253H212V252H211ZM221 253H222V252H221ZM221 253H219V254H221ZM240 253H242V252H240ZM261 253H262V252H261ZM48 254H49V256H50V253H48ZM57 254H59V253H57ZM64 254H65V253H64ZM64 254H63V256H64ZM75 254H76V253H75ZM116 254H117V252H116ZM121 254H122V252H121ZM128 254H127V255H128ZM137 254H138V253H137ZM140 254H141V253H140ZM148 254H149V253H148ZM150 254H151V252H150ZM169 254H170V256H171L172 253H169ZM174 254H175V253H174ZM174 254H172V255H174ZM176 254H178V253H176ZM176 254H175V255H176ZM184 254H186V253H184ZM204 254H205V253H204ZM227 254H228V253H227ZM248 254H249V253H248ZM258 254H259V253H258ZM61 255H62V254H60V256H61ZM65 255L67 256V254H65ZM68 255H69V254H68ZM77 255H79V254H77ZM91 255H92V254H91ZM117 255H118V254H117ZM130 255H129V256H130ZM143 255H144V254H143ZM175 255H174V256H175ZM187 255H188V254H187ZM206 255H208V254H206ZM209 255H210V253H209ZM224 255H225V254H224ZM230 255H231V254H230ZM235 255H236V254H235ZM249 255H251V253H250ZM17 256H18V255H17ZM66 256H65V257H66ZM73 256H74V254L72 255V257H73ZM105 256H106V255H105ZM108 256H109V255H108ZM119 256H120V255H119ZM121 256H122V255H121ZM123 256H124V255H123ZM135 256H136V255H135ZM141 256H142V255H141ZM146 256H147V255H146ZM146 256H145V257H146ZM202 256H203V255H202ZM210 256H211V255H210ZM212 256H213V255H212ZM214 256H215V255H214ZM222 256H223V254H222ZM222 256H221V257H222ZM231 256H232V255H231ZM231 256H229V258H230ZM238 256H239V254H238ZM242 256H244V255H242ZM262 256H263V255H262ZM46 257H48V256H46ZM53 257H54V256H53ZM55 257H56V256H55ZM85 257H87V256L85 255L83 258H85ZM101 257H102V256H101ZM168 257H169V256H168ZM172 257H173V256H172ZM182 257H183V255H182ZM182 257H181V258H182ZM233 257H234V256H233ZM257 257H258V256H257ZM0 258H1V259H4V260H8V259H9V261L12 260L14 263H17V262L19 263L20 260H21V259H17L16 256H14V254L11 255L10 252H8V251H7V252H4V253L1 252V254H0ZM67 258H68V257H67ZM67 258H66L65 261L63 260V261H64L63 263H64V264H72V260H70L69 258L67 259ZM75 258H76V257H75ZM75 258H74V259H75ZM96 258H97V257H96ZM121 258H122V257H121ZM126 258H127V257H126ZM136 258H137V257H136ZM136 258H135L134 260H136ZM141 258H143V257H141ZM141 258H140V260H141ZM175 258H176V257H175ZM197 258H198V257H197ZM218 258H219V257H218ZM218 258H217V259H218ZM227 258H228V257H227ZM237 258H238V257H237ZM240 258H241V257H240ZM242 258H243V259H246L247 256H246V258H244V257H242ZM251 258H252V256H251ZM253 258H254V257H253ZM255 258H256V257H255ZM260 258H262V257H260ZM260 258H259V259H260ZM32 259H33V260H32ZM49 259H50V258H49ZM55 259H56V258H55ZM78 259H79V258H78ZM80 259H82V258H80ZM88 259H89V258H88ZM88 259H87V260H88ZM133 259L131 258L132 261H133ZM146 259H147V258H146ZM146 259L143 258L142 261H143V260H146ZM178 259H179V258H178ZM185 259H186V258H185ZM194 259H195V258H194ZM203 259H204V258H203ZM207 259H208V258H207ZM207 259H205V260L207 261ZM219 259H220V258H219ZM223 259H224V257H223ZM243 259H240V260H243ZM256 259H257V258H256ZM23 260H24V259H23ZM47 260H48V259H47ZM51 260H52V259H51ZM51 260H50V261H51ZM75 260H77V259H75ZM91 260H93V259H91ZM98 260H99V259H98ZM113 260H115V259H113ZM113 260H112V259L110 260V259L107 258V260L102 261V264H113V262H112ZM121 260H122V259H121ZM126 260H127V259H126ZM140 260L137 258L136 262H134V261H133V262L136 263V264H139V263L142 262V261L139 262ZM170 260H171V259H170ZM187 260H188V259H187ZM192 260H193V259H192ZM199 260H200V259H199ZM221 260H222V259H221ZM224 260H226V259H224ZM235 260H236V258H235ZM238 260H239V258H238ZM21 261H22V260H21ZM52 261H54V260H52ZM56 261H57V260H56ZM59 261H61V260H59ZM59 261H58V262H59ZM82 261H83V259H82ZM82 261H81L80 263H82ZM93 261H94V260H93ZM132 261H131V262H132ZM163 261H164V260H163ZM180 261H181V260H180ZM180 261H179V262H180ZM183 261H184V260H183ZM206 261H205V262H206ZM218 261H219V260H218ZM218 261H217V262H218ZM243 261H244V260H243ZM258 261H259V260H258ZM260 261H262V260H260ZM263 261H264V260H263ZM6 262H7V261H6ZM54 262H55V261H54ZM54 262H53V263H54ZM77 262L79 263L78 260H77ZM77 262L75 261V263H77ZM84 262H85V260H84ZM86 262H88V261H86ZM90 262H92V261H90ZM96 262H97V261H96ZM144 262H145V261H144ZM164 262H165V261H164ZM189 262H190V261H189ZM210 262H211V261H210ZM227 262H228V261H227ZM230 262L232 263V261H230ZM233 262H235V261H233ZM256 262H257V261H256ZM256 262H255V264H256ZM2 263H3V260H2ZM22 263H23V262H21V264H22ZM36 263H37V262H36ZM39 263H40V262H38V264H39ZM50 263H51V262H50ZM53 263H52V264H53ZM61 263H62V262H61ZM100 263H101V261H100ZM114 263H115V262H114ZM117 263H118V262H117ZM120 263H121V262H120ZM134 263H132V264H134ZM145 263H147V262H145ZM145 263H143V264H145ZM171 263H172V261H171ZM181 263H182V262H181ZM198 263H199V262H198ZM215 263H216V262H215ZM223 263H224V262H223ZM239 263H240V261H239ZM260 263H262V262H260ZM260 263H259V264H260ZM263 263H264V262H263ZM19 264H20V263H19ZM26 264H27V263H26ZM58 264H59V263H58ZM91 264H93V262H92ZM97 264H98V262H97ZM121 264H122V263H121ZM130 264H131V263H130ZM141 264H142V263H141ZM164 264H165V263H164ZM166 264H167V263H166ZM189 264H192V263H189ZM201 264H202V263H201ZM211 264H212V263H211ZM221 264H222V263H221ZM235 264H237V262H236ZM241 264H242V263H241ZM247 264H248V263H247ZM252 264H254V263H252ZM257 264H258V263H257Z\"/></svg>",
	"mask_w": 264,
	"mask_h": 264
}]
</instances>
